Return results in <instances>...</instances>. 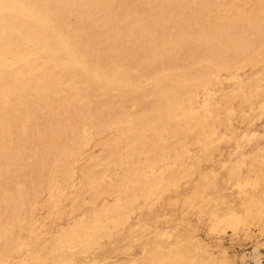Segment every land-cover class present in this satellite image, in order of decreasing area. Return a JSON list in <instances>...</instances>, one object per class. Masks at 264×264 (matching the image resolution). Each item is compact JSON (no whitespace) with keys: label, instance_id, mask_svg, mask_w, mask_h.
Returning <instances> with one entry per match:
<instances>
[{"label":"rangeland","instance_id":"374dc122","mask_svg":"<svg viewBox=\"0 0 264 264\" xmlns=\"http://www.w3.org/2000/svg\"><path fill=\"white\" fill-rule=\"evenodd\" d=\"M131 1H133V3H132V6H131V9H132V12H131V14H134V17H133V20H135L136 19V21L138 20L139 22H141L140 23V26L142 27V26H144V25H146V24H148V23H153L155 20H156V18H158L157 16H156V13H158L159 15L158 16H160L157 20H159L160 21V23H157V25L155 24L154 26L156 27V26H158V28L156 29L155 28V30L157 31L158 29H160V27H163V28H165L167 31H169L168 32V37L166 36L165 38H160V37H158V36H156L154 39H153V41L152 42H148L147 41V44H145L146 43V41H144V38L141 36V34L138 32V31H136L135 33H134V35H132L131 37H124V40H123V44H124V46H123V48L121 49V50H119V52H115V54L112 56V57H109L108 55H107V53H106V48L103 46V44H102V48H101V46H100V48H99V41H98V33H94V35H96L97 37H95V36H89V34L88 33H91L90 32V29H88V27H86V25H85V22H86V20H85V18H82L80 15H78V14H76V13H74V12H70V10H68V9H65V10H68L69 12L68 13H70V14H68L69 16L67 17V19H68V22H67V25H69V26H67V32L68 33H70V30H71V33L70 34H73L75 37H79L80 39V41L81 42H85V40L87 41V42H85V43H87L86 45H88V43H90L89 45H88V48H90V52L91 53H93V54H96V52H97V54L98 55H101L102 56V58H101V56L99 57L97 54V56H95V58H93L94 57V55L93 56H91L92 57V61H97L98 62V67H99V69H101V71L103 70L104 72H106V71H108V72H110L111 70V68H113V67H115V68H119V73L121 74V72H122V78H120L119 80H117V82H115V84H110V87L109 86H106V85H103V84H98V83H94V84H91V89H90V93H89V95H90V100H88V101H86L85 100V97L84 96H87V92H79V91H77L78 93L77 94H74V90H73V86L74 85H71L70 84V82L69 81H60L59 80V82H61L60 84H57L56 82H54V85H56V86H58V90H56V88L53 86V88H52V90H50V91H48V90H46L45 91V89L43 88V85L41 86V84H39L37 87H35L36 88V92L37 93H39V92H42V93H44L43 95H44V101L42 102V101H37L36 100V92L35 91H33L32 93L30 92L29 94H28V98H26V99H28V100H26V103L29 105V108L31 109V110H33V107L32 106H34L35 104H40L41 105V107L42 108H44V109H53L54 110V113L52 114V111H51V113L49 112V111H47V114L49 113V115H51L52 116V118H54V120L51 118V121H49V122H51V123H53L54 121H55V118H56V116H57V118H56V121L58 122V120H59V122L58 123H60L61 125H62V123L64 122V125L62 126L64 129H65V127H66V125L67 126H69V125H71V126H74L75 128H76V130H75V132L76 133H78V134H76L75 132V134H76V136L74 135V136H68L66 139H68V138H71L69 141L67 140V143L66 142H61L62 143V148L64 147L65 148V150H62L61 151V156L60 155H53V156H51V155H47L46 156V160H44L45 162H44V167L42 168V170H44L43 172H40V173H37V174H34L33 172H32V170H31V172H30V166H31V162H25V164L23 165V169H24V172L23 173H25V174H23V177L21 178V179H19V188H15V183H13L15 180H16V178H15V171H16V168L18 167V157H17V155L15 154V151L13 152V148L15 147L13 144H12V147H11V145L9 146V148H11L10 150H12V151H10L8 148H6L7 150V152L9 151L10 152V154H11V156H13V158H11V159H9L7 162L5 161V162H3L4 164H3V166H0V171H1V173H0V175H2L3 176V178H2V176L0 177V189H5V191H7V195L8 194H10V193H13L14 191H18V189H19V194L21 195V196H24L25 195V197L24 198H22L21 199V201H20V203L21 204H19L18 206H17V208H16V206L15 205H13V203H12V205H11V207H10V205H6V206H2L1 208H0V226L1 227H4V226H6L8 223L10 224L11 222L13 223V224H11V226H10V229H11V227L14 229V231H13V233H11V232H9V233H7V234H5L6 236H4V241H2V242H0L1 244H0V256H2L3 254V257H6L5 259L6 260H4L3 261V264H59V262H60V260L63 262V261H65V262H63V264L65 263V264H85L86 263V261H91V264H131V263H133L132 262V260H135V261H137V262H135V263H133V264H152V262H154L153 264H155V263H157V264H198V262H199V260L201 259V257L202 258H208V260H209V264H264V105H262V103L264 104V92H263V88H264V64H263V60H264V58H262V57H264V0L262 1V0H247V2H246V0H241L242 2H240V0H214V2H212L213 0H209V2H208V0H179L178 1V3L177 4H179V5H177L175 8H174V10H173V12H174V14H175V17H176V19L175 18H172L171 20H170V15H173V13L171 12L170 13V10H168L169 8H168V1L166 0H127L126 1V3L127 2H131ZM135 1V2H134ZM163 1H164V3H163ZM193 1V2H192ZM197 3H196V2ZM203 3H202V2ZM207 1V2H206ZM251 1V2H250ZM252 1H254V2H252ZM152 2H153V4L154 5H152ZM160 2H162V4L160 3ZM180 2V3H179ZM190 2V3H189ZM199 2V3H198ZM210 2H212V3H214V4H211ZM260 2H261V4H260ZM146 5H145V4ZM186 3V4H185ZM188 3V4H187ZM192 3H194V4H192ZM210 4V6H212V5H214V6H212V7H210L209 5H207V4ZM221 3V4H220ZM224 3V4H223ZM138 6H137V5ZM141 4V5H140ZM198 4V5H197ZM202 4V5H201ZM205 4V5H204ZM218 4H219V6H218ZM246 4H248V5H246ZM148 5V6H147ZM151 5V6H150ZM187 5V6H186ZM191 5V6H190ZM194 5V6H193ZM242 5V7H241V10H239L240 9V6ZM246 5V6H245ZM252 5H253V7H252ZM260 5V6H259ZM114 6V7H113ZM113 6H112V8H113V14H116V15H119V14H123V12H125L124 11V9H125V5L122 3V5H121V3L118 1V0H114V4H113ZM141 6V7H140ZM146 6V7H145ZM161 6V7H160ZM185 6H186V8H185ZM205 6V7H204ZM221 6H223V7H221ZM259 6V7H258ZM117 7V8H116ZM143 7V8H142ZM193 7H195V8H193ZM196 7H198V8H196ZM203 7H204V9H203ZM215 7V8H214ZM250 7H252V8H250ZM114 8H115V10H114ZM135 8H136V10H135ZM152 8V9H151ZM155 8V9H154ZM180 8V9H179ZM210 8H212V9H210ZM219 10H217V9ZM243 8H245L246 10H244ZM153 9H154V11H153ZM160 9L163 11H161V13H160ZM177 9V10H176ZM186 9V10H185ZM216 9V10H215ZM256 11H255V10ZM64 10V11H65ZM120 10V11H119ZM145 10V11H144ZM247 10H248V13H246L247 12ZM261 10H263L262 12H261ZM218 11V12H217ZM238 11L240 12H242V11H245L244 13L242 12H240V13H238ZM145 12V13H144ZM169 12V13H168ZM180 12V13H179ZM195 13L196 12V15L195 14H193L192 15V13ZM215 12V13H214ZM217 12V13H216ZM224 12V13H223ZM250 12H252V13H250ZM254 12V13H253ZM140 13V14H139ZM152 13V14H151ZM183 13V14H182ZM199 13V14H198ZM212 13V14H211ZM223 13V14H222ZM236 13V14H235ZM240 14V16L238 17V14ZM251 15H250V14ZM73 14V15H72ZM138 14V15H137ZM142 14V15H141ZM164 15V14H166L165 16H164V18H162L163 16L162 15ZM179 14V16H177ZM180 14H182V15H180ZM208 14V15H207ZM211 14V15H210ZM234 14V15H233ZM248 14V15H247ZM254 14H256V15H254ZM71 15V16H70ZM77 15V16H76ZM127 15V14H126ZM139 17L138 19H137V17ZM144 15V16H143ZM186 17H185V16ZM227 17H226V16ZM262 15H263V17H262ZM75 16H76V18H75ZM123 16H124V18H129L128 16H125L124 14H123ZM148 16V17H147ZM154 16H155V18H154ZM188 16V17H187ZM189 16H191V17H189ZM207 16H208V18H207ZM231 16V17H230ZM243 16V17H242ZM245 16H247V17H245ZM254 16V17H253ZM77 17H79V18H77ZM144 19H143V18ZM184 17V18H183ZM196 17V18H195ZM212 17V18H211ZM222 17H223V19H222ZM225 17V18H224ZM230 17V18H229ZM242 17V18H241ZM248 17H250V18H248ZM82 18V19H81ZM123 18V19H124ZM165 18H166V20L168 19V23H166L167 21H165ZM191 18V19H190ZM240 18V19H239ZM245 18V19H244ZM253 18V19H252ZM80 19V20H79ZM84 19V23H82V20ZM162 19H164V20H162ZM181 19H183V21H181ZM195 19V20H194ZM200 19H202L201 21H200ZM205 19V20H204ZM210 19V20H209ZM216 19H217V21H216ZM220 19V20H219ZM236 19H239V21H237ZM242 19L243 20H245V21H242ZM170 20V21H169ZM221 20H225V21H221ZM125 21H128V20H125ZM137 21V22H138ZM145 21V22H144ZM175 21V22H174ZM180 21V22H179ZM195 21V22H194ZM199 21V22H198ZM211 21L212 22H214V23H211ZM216 21V22H215ZM231 21V22H230ZM234 21V22H233ZM236 21V22H235ZM178 24H177V23ZM188 22H189V24H188ZM191 22V23H190ZM201 22H202V26H201ZM209 22H210V24H209ZM224 22V23H223ZM242 22V23H241ZM252 22H254V23H252ZM81 23V24H80ZM102 23V22H101ZM145 23V24H144ZM164 23V24H163ZM172 23H175L176 25H174V24H172ZM182 23V24H181ZM207 23V24H206ZM219 23H221V24H219ZM222 23H223V25H222ZM226 23H228V24H226ZM238 23V24H237ZM246 23V24H245ZM251 23H252V26H251ZM77 24V25H76ZM142 24V25H141ZM160 24V25H159ZM162 24V25H161ZM166 24V25H165ZM185 24V25H184ZM193 24V25H192ZM199 24V25H198ZM203 24H205V25H203ZM213 24V25H212ZM230 24H232V26H229ZM254 24V25H253ZM256 24V25H255ZM102 26H101V29H104L103 27V24H101ZM174 25V26H173ZM190 25V26H189ZM192 25V26H191ZM195 25V26H194ZM208 25V27H206ZM211 25V26H210ZM217 25V26H216ZM219 25H220V27H219ZM222 25V26H221ZM228 25V26H227ZM243 25V26H242ZM259 25V26H258ZM72 26H73V28H72ZM85 26V27H84ZM167 26V27H166ZM185 26V27H184ZM189 26V27H188ZM197 26V27H196ZM200 26V27H199ZM205 27V30L203 29L204 27ZM234 26V27H233ZM240 26H242V27H240ZM246 26V28H243V27H245ZM250 26V27H249ZM80 27H81V29L83 30V31H81V30H79L80 29ZM175 27V29H173ZM191 27H192V29H191ZM195 27V28H194ZM223 27V28H222ZM252 27V28H251ZM172 28V29H171ZM198 28H200V29H198ZM226 28L227 29H229V30H227L226 31ZM248 28H250L251 29V33H250V29H248ZM70 29V30H69ZM73 29H75V31H73ZM88 29V30H87ZM169 29V30H168ZM181 29V30H180ZM191 29V30H190ZM194 29V30H193ZM203 29V30H202ZM210 29V30H209ZM213 29V30H212ZM224 29H225V31H224ZM239 29V30H238ZM88 32H87V31ZM170 30L172 31V32H170ZM183 30V31H182ZM188 30H190V32H188ZM211 30H212V32H211ZM216 30V32H214ZM220 30V31H219ZM231 30V31H230ZM232 30H233V32H232ZM241 30H244L245 32H243V31H241ZM260 30V31H259ZM86 31V32H85ZM155 31V32H156ZM181 31V32H180ZM187 31V32H186ZM198 31V32H197ZM205 31H208V32H205ZM228 31H229V33H228ZM247 31V32H246ZM253 31H256V32H254L253 33ZM76 32L78 33V34H76ZM80 32H82V33H80ZM178 32V33H177ZM193 32V33H192ZM218 32V34H216ZM221 32H224V34L222 35V33ZM249 32V33H248ZM174 33H175V35H174ZM180 33H181V36H180ZM183 33H185L184 35H183ZM220 33V34H219ZM236 33V34H235ZM244 33H245V35H244ZM257 33V34H256ZM262 34V35H259V34ZM85 34H86V36H85ZM87 34H88V36L89 37H87ZM137 34V35H136ZM140 34V35H139ZM157 34H159V31L157 32ZM170 34H171V36H170ZM173 34V35H172ZM193 35V36H191V35ZM213 34V36H211ZM230 34H232V35H230ZM257 35V37H256V35ZM195 35H197V37H199V35H200V37L199 38H201V39H199L198 40V38L195 36ZM217 35H219V36H217ZM221 35V36H220ZM241 37H239V36ZM243 35V36H242ZM136 36V37H135ZM138 36V37H137ZM176 36V37H175ZM178 36V37H177ZM184 36V37H183ZM187 36V37H186ZM209 36V37H208ZM217 36V37H216ZM246 36V37H245ZM250 36H252V37H250ZM82 37V38H81ZM134 37V38H133ZM170 37V39H168ZM180 37H182V39L180 38ZM186 37V38H185ZM191 37V39H192V41H191V39H189ZM206 37V38H205ZM218 37H219V39H218ZM230 37H232V38H230ZM237 37V38H236ZM238 37L240 38V39H238ZM254 37H256V38H254ZM260 37V38H259ZM263 37V38H262ZM90 38V39H89ZM93 38H95V39H93ZM129 38V39H128ZM157 38V39H156ZM168 40H167V39ZM194 38V39H193ZM225 38V39H224ZM235 38V39H234ZM245 38V39H244ZM253 38H254V40H256V41H251V39L253 40ZM128 39V40H127ZM132 39V40H131ZM142 39H143V41H142ZM177 39H181V43L184 45V44H186V45H184V46H182V44H181V46H180V44H179V46L177 45V42L179 43L180 41L179 40H177ZM205 39H207V40H205ZM213 39H215L216 41H214ZM221 39V40H220ZM249 39V40H248ZM157 40V41H156ZM183 40H185L184 42H182ZM195 40V41H194ZM213 41V43H212V41ZM233 40H235L234 42L235 43H233ZM260 41L259 43L257 42V41ZM89 41H92V42H94V43H92V42H89ZM130 41V42H129ZM135 41V42H134ZM163 41V42H162ZM209 41V42H208ZM220 41V44L218 43V42ZM223 41V42H222ZM225 41H226V43H225ZM139 42V43H138ZM162 42V43H161ZM166 42H167V45L169 46V48H166L167 46H166ZM215 42V43H214ZM229 42H230V45H229ZM263 42V43H262ZM126 43H128V44H130V45H128V44H126ZM132 43V44H131ZM144 43V44H143ZM158 43V44H157ZM189 43H190V45H189ZM204 43H206V44H204ZM217 43V44H216ZM221 43H223L224 44V49H222L223 47V44H221ZM253 43V44H252ZM98 44V45H97ZM152 46H151V45ZM163 44V45H162ZM217 46H216V45ZM250 44V45H249ZM256 44H258L259 45V47H258V45H256ZM55 45H57V44H55ZM77 43L75 42V47H77ZM92 45H94V46H92ZM142 45H144V46H142ZM145 45H147V46H145ZM149 45V46H148ZM155 47H154V46ZM228 45L229 46H231V47H228ZM237 45V46H236ZM243 45V46H242ZM254 45V46H253ZM263 45V46H262ZM59 45H57V46H55V47H57L56 48V53H60V51H58L57 52V50H60L59 49V47H58ZM90 46V47H89ZM98 46V47H97ZM130 46V47H129ZM140 48H139V47ZM158 46V47H157ZM160 46V47H159ZM161 46H162V49H161ZM170 46H172V47H170ZM173 46H175L176 47V49L173 47ZM178 46V47H177ZM225 46H227V48H230L231 50H230V52H229V49H226V47ZM256 46V47H255ZM262 46V47H261ZM94 47V48H93ZM142 47V48H141ZM187 47V48H186ZM199 47V48H198ZM211 47V48H210ZM220 47V48H219ZM249 47V48H248ZM260 47H261V49H260ZM94 50H93V49ZM135 48V49H134ZM136 48H137V50H136ZM147 48V49H146ZM151 49L149 52H148V49ZM164 48H166V49H164ZM171 48H173L174 50H172ZM185 48V49H184ZM189 48V49H188ZM204 48V49H203ZM236 50H235V49ZM239 48V49H238ZM246 50H245V49ZM97 51H96V50ZM103 49H104V51H103ZM134 49V50H133ZM138 49H139V51H138ZM142 49V50H141ZM145 49V50H144ZM153 49V50H152ZM155 49V50H154ZM159 49V50H158ZM161 49V50H160ZM170 50L169 52H168V50ZM178 49H180V50H178ZM181 49H182V51H181ZM194 49V50H193ZM196 49V50H195ZM208 49H210V50H208ZM249 49V50H248ZM75 51V53L76 54H80V51H81V49H80V47H79V45H78V47L76 48V49H74ZM77 50V51H76ZM92 50H93V52H92ZM126 50V51H125ZM130 50V51H129ZM136 50V51H135ZM143 50H144V52H143ZM159 52H158V51ZM163 50V51H162ZM187 50V51H186ZM234 50V52H232ZM250 50H251V52H250ZM259 50V51H258ZM261 50V51H260ZM262 50H263V52H262ZM101 51V52H100ZM121 51H123V53L121 52ZM138 51V52H137ZM197 51V52H196ZM209 51V52H208ZM212 53H211V52ZM216 51V52H215ZM226 51V52H225ZM240 51V52H239ZM247 51V52H246ZM253 51V52H252ZM255 51H257V53L255 52ZM78 52V53H77ZM128 52V53H127ZM134 52H135V54H134ZM147 52H148V54H147ZM152 52V53H151ZM161 52V53H160ZM164 54H163V53ZM185 52V53H184ZM188 52V53H187ZM194 52V53H193ZM200 54H199V53ZM206 52V53H205ZM211 55H209L208 53ZM214 52V53H213ZM104 53H106L105 55H104ZM159 53V54H158ZM168 53V54H167ZM173 53V55L171 56V54ZM176 53V54H175ZM178 53H180V54H178ZM196 53V54H195ZM220 53V54H219ZM235 53H238L237 55L235 54ZM240 53H241V55H240ZM62 56H63V59L64 60H66V55H64L63 53H60ZM119 54H120V56H119ZM123 54V55H122ZM129 56H128V55ZM144 54L146 55V56H144ZM150 54V55H149ZM165 54H166V56H165ZM178 54V55H177ZM184 54V55H183ZM189 55V56H187V55ZM213 54V55H212ZM217 54H219V55H217ZM223 54V55H222ZM242 54H244V55H242ZM251 54L253 55V56H251ZM257 54H259V55H257ZM263 56H262V55ZM155 56V57H152V56ZM161 55V58L159 57ZM169 55H170V57H169ZM221 55V56H220ZM228 55V56H227ZM231 57H230V56ZM107 56V57H106ZM119 56V57H118ZM125 56V60H124V62H122L123 60V57ZM127 56V57H126ZM139 56V57H138ZM141 56H143V57H141ZM165 56V57H164ZM175 56H178V57H175ZM181 56V57H180ZM186 56V57H185ZM210 56V57H209ZM215 56H216V58H215ZM222 56H224V57H222ZM257 56H259V57H257ZM107 60H105L104 58ZM109 57V58H108ZM116 57V58H115ZM131 57V58H130ZM172 57H174V58H172ZM207 57H208V59H207ZM212 57V58H211ZM221 57V58H220ZM233 57L235 58V59H233ZM256 57H257V59H256ZM84 59H85V61H87V63H88V59H90L89 57H83ZM110 58H112V59H110ZM116 59V61H114L115 59ZM128 58V59H127ZM140 58V59H139ZM148 58V59H147ZM156 58V59H155ZM177 59V61H175L176 59ZM181 58V59H180ZM215 58V60H213V62H212V59H214ZM257 60H255V59ZM95 59V60H94ZM104 61H106V62H104V64L106 65V67H105V65L103 64V60ZM114 59V60H113ZM143 59V60H142ZM159 59V60H158ZM182 59H183V61H182ZM189 59V60H188ZM198 59V60H197ZM199 59H200V61H199ZM219 59H222V62H221V60H219ZM226 59V60H225ZM228 59V60H227ZM240 59V60H239ZM241 59H246V60H241ZM250 59H251V62H250ZM261 59H262V62L260 63V61H261ZM102 60V61H101ZM111 60V61H110ZM137 60H139V61H137ZM140 60H142V61H140ZM158 60V61H157ZM193 60V61H192ZM195 60V61H194ZM205 60V61H204ZM209 60V61H208ZM217 60V61H216ZM237 60H239V61H237ZM248 60V61H247ZM255 60V61H254ZM114 61V62H113ZM125 61H127V62H125ZM157 61V62H156ZM161 61H163V62H161ZM180 61V62H179ZM196 61H199V63L198 62H196ZM201 61H203V62H201ZM223 61H225V63H223ZM232 61V62H231ZM254 61V62H253ZM259 61V62H258ZM90 62H91V60H90ZM109 62V63H108ZM121 62V63H120ZM152 63V65L150 66L149 65V63ZM154 62H155V64H154ZM182 62V63H181ZM210 62V63H209ZM235 62V63H234ZM239 62V63H238ZM249 62V63H248ZM108 63V64H107ZM114 63V64H113ZM122 63H123V66H122ZM125 63V64H124ZM138 63H140V65L138 64ZM145 64V65H143V64ZM147 63H148V65H147ZM161 63H162V65H161ZM163 63H164V65L165 66H163ZM183 63H184V65H183ZM191 63V64H190ZM192 63H194L195 64V66H194V64H192ZM204 63H205V65H204ZM208 63H209V65H208ZM216 63H217V66H216ZM221 63H223L222 64V66L220 65ZM227 63V64H226ZM229 63V64H228ZM233 63V64H232ZM241 63V64H240ZM246 63V64H245ZM168 64H170V65H168ZM182 64V65H181ZM187 64V65H186ZM189 64V65H188ZM211 64V65H210ZM248 64L249 65H251V66H248ZM256 64H258V65H256V67H255V65ZM260 64V65H259ZM71 65V64H70ZM70 65H69V67H70ZM88 66H89V64H87ZM119 65L121 66V67H119ZM136 65V66H135ZM138 65H139V67H138ZM192 65V66H191ZM199 65H202V66H200V67H198ZM230 65V66H229ZM235 66L234 68H232V66ZM118 66V67H117ZM125 66H127L126 68H125ZM177 66V67H176ZM198 67V69H199V71H198V69H197V67ZM208 66V67H207ZM212 66V67H211ZM239 67L240 66V68H237V67ZM245 66V67H244ZM257 66H259V67H257ZM75 67H77V68H75ZM164 67V68H163ZM177 68V69H175V68ZM182 67V68H181ZM191 67V68H190ZM194 67H196V68H194ZM215 67H217L218 68V70L216 69L215 70ZM222 67V68H221ZM231 67V68H230ZM243 67V68H242ZM251 67H255V69H253V68H251ZM46 68V69H45ZM56 68V69H55ZM51 67V66H49V63L48 62H46V64L44 63L43 64V68H42V70L41 71H45L46 73H51V69H53V70H55V71H58V72H60V71H62L61 69V67H59V69H58V67ZM121 68L123 69V70H121ZM135 68V69H134ZM138 68V69H137ZM141 68V69H140ZM160 68V69H159ZM166 68V69H165ZM202 68V69H201ZM208 68V69H207ZM224 68H226V69H224ZM230 68V69H229ZM236 68V69H235ZM245 68V69H244ZM79 69V66H78V64H74V66H73V64H72V66L68 69V71H67V73L69 74V76H73V74H74V76H75V73L77 72V70ZM106 69V70H105ZM133 69L135 70V72L133 71ZM137 69V70H136ZM170 69V70H169ZM172 69H174V70H172ZM196 69V70H195ZM207 69V70H206ZM222 69V70H221ZM234 69V70H233ZM239 69V72H236L237 70ZM110 70V71H109ZM125 70V71H124ZM130 70V71H129ZM157 70V71H156ZM162 70V71H161ZM163 70L164 71H166V73H164L163 75H160V77H159V79L161 80V82L159 81V79H158V83H159V85H158V83L156 84L155 83V81H154V78H155V76L158 74V73H161V72H163ZM180 72H179V71ZM182 70V71H181ZM183 70H185V75H184V71ZM190 70H191V72H190ZM211 70H212V72H211ZM220 70V71H219ZM225 70V71H224ZM231 70V72H229ZM125 73H124V72ZM127 71V72H126ZM137 71V72H136ZM155 71L156 72H158V73H155ZM160 71V72H159ZM203 71H205V72H203ZM209 71V72H208ZM217 73V72H220L218 75L219 76H217V74L215 73V72ZM222 71V72H221ZM242 71V72H241ZM246 71V72H245ZM256 71H258V72H256ZM130 72V73H129ZM180 74H182L183 75V79H182V75H180ZM197 72H198V74H197ZM226 72V73H225ZM236 72V73H235ZM257 74H256V73ZM70 73H72V74H70ZM129 73V74H128ZM191 73V74H190ZM194 73V74H193ZM203 73V74H202ZM230 73H231V75H230ZM239 73V75H238V77H237V74ZM244 73V74H243ZM249 74L248 76H247V74ZM68 74H66V75H68ZM131 74L133 75V76H131ZM175 74H177V75H175ZM193 74V75H192ZM199 76L200 74L203 76H199V78L197 77V75ZM216 74V75H215ZM241 74V75H240ZM245 74H246V76H245ZM254 74V75H253ZM169 77H168V76ZM187 75V76H186ZM188 75H189V77L190 78H188ZM209 75H211L212 76V78H210V79H212V80H210L208 77H211V76H209ZM235 75V76H234ZM253 75V76H252ZM255 75H256V79H255ZM259 75V76H258ZM129 76H130V78H129ZM170 76H171V79H170ZM174 78H173V77ZM181 76V77H180ZM194 76V77H193ZM215 78H214V77ZM223 76V78H222V82H221V78L220 77H222ZM227 76V77H226ZM235 78H234V77ZM241 76V77H240ZM257 76H258V78H259V80H258V78H257ZM42 77H43V75H42ZM166 77V79H164L165 81H166V83L165 82H163L164 80L162 79V78H165ZM176 77H177V79H176ZM182 79V80H184V81H182L180 78ZM195 77H197V78H195ZM205 77L207 78V79H205ZM229 77V78H228ZM243 77V78H242ZM254 77V78H253ZM153 78V79H152ZM218 78V79H217ZM231 78H232V81H231ZM234 78V79H233ZM248 78H250V79H248ZM128 79H130V80H128ZM145 79V80H144ZM151 79V80H150ZM170 79V80H169ZM213 79H215V80H213ZM226 79H228V81L230 80L231 82L229 83ZM236 79V80H235ZM238 79V80H237ZM240 79V80H239ZM244 79H246L247 80V82H248V80H249V82L251 83L252 81H253V79H254V81L250 84L249 82H248V84H246V82H244ZM163 80V81H162ZM172 80V81H171ZM187 80V81H186ZM197 82H196V81ZM199 80H201V81H199ZM208 80V81H207ZM226 80V81H225ZM245 80V81H246ZM258 80V81H257ZM263 80V81H262ZM188 81H191V82H193V83H191L190 84V82H188ZM205 82L206 83V85L204 86V83H201V82ZM214 81V82H213ZM235 81V82H234ZM239 81V82H238ZM261 81V82H260ZM1 82H3V84L6 86V83L4 82V81H1ZM143 82H145V83H143ZM167 82H169V83H167ZM181 82V83H180ZM184 82H186V83H184ZM198 82H200V83H198ZM207 82H210V83H208L207 84ZM215 82H216V84H215ZM225 82V83H224ZM236 82H238V85H236V88L234 87L233 88V86L235 85V84H237ZM243 82H244V84H243ZM257 82V83H256ZM259 82H260V84H259ZM66 83V84H65ZM133 84V86L132 87H128V95H127V97H125L124 99H121V97H119L120 96V91L123 89V88H125L126 89V85H128V84ZM177 83V84H176ZM183 83V84H182ZM189 83V84H188ZM233 83H235V84H233ZM239 83L242 85H239ZM257 85V88L259 89V90H261V92H263V93H261V94H263V95H261L260 93H259V91H258V89L256 88V85ZM261 83H262V85H261ZM67 85V86H65V85ZM80 84V83H79ZM144 84V85H143ZM146 84V85H145ZM163 86V87H161V85ZM170 84V85H169ZM203 87V88H201L200 87V85ZM214 84H215V86H214ZM233 84V85H232ZM259 84V85H258ZM64 85V86H63ZM69 85L71 86V87H69ZM114 85V86H113ZM167 85H169V86H167ZM190 85V86H189ZM194 85H195V88L198 90H195V88H194ZM199 85V86H198ZM210 85V86H209ZM221 85V86H220ZM248 86V88H247V86ZM250 85V86H249ZM78 86V85H77ZM98 86V87H97ZM106 86V87H105ZM144 86V87H143ZM158 86H160L159 88H158ZM166 86V87H165ZM184 86V87H183ZM193 86V87H192ZM197 86V87H196ZM241 86V87H240ZM254 86V88H252ZM20 87V86H19ZM60 87V88H59ZM67 87H69V89L67 88ZM105 87V88H104ZM171 87V88H170ZM199 87V88H198ZM208 87V88H207ZM210 87H212V89L210 88ZM230 87V88H229ZM245 87V88H244ZM250 87V88H249ZM62 88V89H61ZM97 88V93L95 94V91H94V89H96ZM99 88H101V90L99 89ZM108 88H110V89H108ZM112 88H114L113 90H112ZM160 88H162V89H160ZM187 88V89H186ZM201 88V89H200ZM207 90H206V89ZM210 88V89H209ZM220 88V89H219ZM242 88V89H241ZM252 88V89H251ZM261 88V89H260ZM19 89V88H18ZM65 89V90H64ZM105 89V90H104ZM145 89H147V90H145ZM166 89V91H164V90ZM167 89H169V90H167ZM217 89H218V92H217ZM224 89V90H223ZM228 89V90H227ZM230 89V90H229ZM238 89H240V90H238ZM249 89V90H248ZM61 90V91H60ZM91 90H93L92 92H91ZM104 90V91H103ZM106 90H108V91H106ZM114 90H117V91H114ZM142 90L145 92V94H147L148 96H150L149 98H148V96L147 95H145L144 94V92H142ZM159 90L161 91V93L159 92ZM174 90V91H173ZM180 90V91H179ZM190 90H193L194 91V93H193V91H190ZM200 90H202V91H200ZM203 90H204V92H207L206 94L203 92ZM232 90V92H231V94H230V91ZM242 90V91H241ZM250 90H253V92L251 91V92H248V91H250ZM256 90V91H255ZM68 91V92H67ZM71 91V92H70ZM147 91V92H146ZM157 93H156V92ZM167 91H169V95H168V93H167ZM171 91V92H170ZM188 91L190 92V94L192 95V97H191V95H188L187 93H188ZM208 91H209V93L211 94V91H212V94L210 95L209 93H208ZM225 91H227V92H225ZM238 91V92H237ZM58 92H61V93H58ZM64 92H67L66 94L64 93ZM70 92V93H69ZM108 92H110V93H108ZM154 92V93H153ZM198 92V93H197ZM203 92V94L201 95V93ZM222 92V93H221ZM229 92V93H228ZM234 92H236V93H234ZM57 93V94H56ZM87 93V94H86ZM104 94L105 95V97H104V95H102V94ZM162 93H164L163 95V99H162ZM172 93V94H171ZM213 93H216V96H212L213 95ZM219 93V94H218ZM228 93V94H227ZM243 93V94H242ZM245 93H247V95L245 94ZM252 93V95H250ZM257 93V94H256ZM64 94V95H63ZM71 94H73V96L71 95ZM93 94V95H92ZM95 94V95H94ZM99 94V95H98ZM108 94V95H107ZM110 94V95H109ZM160 94V95H159ZM167 94V95H166ZM187 94V95H186ZM194 94H195V97L193 98V96H194ZM199 94V95H198ZM235 94V95H234ZM240 94V95H239ZM249 94V95H248ZM257 95V98H255L256 97V95ZM65 95H67V96H65ZM69 95V96H68ZM74 95H77V97H81L82 98V100H79V98H78V100L79 101H77V98H76V96L74 97ZM82 95V96H81ZM91 95L93 96V98L91 97ZM106 95H107V97H106ZM112 95V96H111ZM114 95V96H113ZM143 95H145L144 97H143ZM155 97H154V96ZM171 95V96H170ZM172 95H178L177 97H179L178 99H177V101H176V103H175V113L176 114H180L179 116H181V117H179L178 115H176V117H174L175 118V120H174V118H172L171 119V116L169 117L170 118V120L168 121V123H166L167 122V115H165V112L164 113H162V114H164L163 115V117L165 118V120L163 119V117L161 116V118H160V115H162V114H160L159 112H160V107L162 106V105H167V101H169L170 100V98L172 97ZM196 95H197V97H196ZM209 97H207V96ZM215 95V94H214ZM231 96V100H230V96ZM236 96V98H234L233 96ZM243 95V96H242ZM260 95V96H259ZM59 96V97H58ZM97 96H98V98L99 99H97ZM103 96V97H102ZM140 96V97H139ZM205 96V97H204ZM210 96H211V98H210ZM222 96H223V98H224V100L222 101L221 99H222ZM240 96V97H239ZM246 96L247 97H250V99L248 98H246ZM253 96H255V97H253ZM263 96V97H262ZM60 97H62L63 99H64V101H62L61 99L62 98H60ZM66 97V98H65ZM69 97V98H68ZM70 97H72V98H70ZM112 97V98H111ZM115 99H114V98ZM142 97H143V99H142ZM157 97V98H156ZM189 97H191V98H189ZM204 97V98H203ZM212 97H213V101H212ZM221 97V98H220ZM228 97V98H227ZM234 99H233V98ZM240 98V100L238 99V98ZM242 97H244V98H246L245 100H243V99H241ZM252 97V98H251ZM260 97H262V98H260ZM74 98V99H73ZM80 98V99H81ZM96 98V99H95ZM146 98V99H145ZM148 98V99H147ZM161 98V99H160ZM168 98V99H167ZM197 98V99H196ZM210 100L211 99V102L208 100V99ZM260 98V99H259ZM65 99H72V100H65ZM136 99V100H135ZM145 99V100H144ZM181 99V100H180ZM191 99H193L192 101H191ZM202 99H204V100H202ZM215 99V100H214ZM216 99H218V100H220V102L218 101V100H216ZM228 99L230 100V101H228ZM233 99V100H232ZM255 99H257V100H255ZM58 100V101H57ZM76 100V101H75ZM83 100H85V101H83ZM93 100V101H92ZM97 100V101H96ZM102 100H103V103L105 104V105H103V103H102ZM105 100H107V101H105ZM119 102H117V101ZM160 100H161V102H160ZM179 100V101H178ZM190 100V101H189ZM200 100V101H199ZM202 100V101H201ZM235 100H236V103H235ZM242 100H243V104L241 105L240 104V107H239V103L240 102H242ZM252 100V101H251ZM60 101V102H59ZM62 101V102H61ZM99 101V102H98ZM136 101H137V103H136ZM164 103H163V102ZM195 101V102H194ZM203 101L204 102H206L207 104H203ZM215 101V102H214ZM226 101V103H224ZM240 101V102H239ZM245 101V102H244ZM253 101H255L254 103H252ZM261 101V102H260ZM263 101V102H262ZM66 102H68V103H70V105H68ZM84 102L86 103L87 102V104H84ZM116 102V103H115ZM155 102V103H154ZM158 104H157V103ZM184 102V103H183ZM201 102H202V104H201ZM208 102H210V103H208ZM248 102V103H247ZM32 103V104H31ZM59 104V106L62 104V106H64V108H62V106H58V105H56V104ZM72 103V104H71ZM84 105H83V104ZM93 103H95V104H93ZM101 103V105L99 106V104ZM140 104V107H139V104ZM145 103V104H144ZM189 103V104H188ZM192 103V104H191ZM223 103V104H222ZM228 103V104H227ZM237 103H238V105H237ZM260 103H261V105L263 106L262 107V109L259 111V110H257V109H260ZM75 104H77V105H75ZM90 104H92V106H90ZM98 104V106H96ZM118 104V105H117ZM160 104V107L158 106ZM181 105V107H182V109H184V110H182V109H180L179 108V106L178 105ZM195 104V105H194ZM198 104V105H197ZM215 104H217V106L215 107ZM249 104V105H248ZM73 105H74V108H73ZM84 107H83V106ZM103 105V106H102ZM106 105H108L107 107H106ZM111 106V108H110V106ZM116 107H114V106ZM136 105V107H134ZM153 105H154V107H153ZM189 105H191V108H190V106ZM197 105V106H196ZM204 106V105H206V106H208V108H206V107H202V106ZM222 105V106H221ZM235 105H236V107L238 106V108H236L235 107ZM255 105V106H254ZM72 106V107H71ZM85 106H87V107H85ZM89 106H90V108H89ZM102 106V107H101ZM113 106V107H112ZM152 106V107H151ZM213 107V108H211V107ZM251 106H253V107H251ZM260 106V107H259ZM32 107V108H31ZM66 107V108H65ZM67 107H69V108H67ZM71 107V108H70ZM76 107V108H75ZM101 107V110L99 109V108ZM103 107H106L105 109L106 110H104V108ZM119 107H122V108H120L119 109ZM126 107H128L127 109H125ZM143 107H145V108H143ZM195 107H197V108H195ZM199 107V108H198ZM231 108V110H232V112H230V113H228L229 111H231L230 110V108ZM244 107V108H243ZM257 107V108H256ZM59 108V109H58ZM72 108H73V110H72ZM84 108H88V110H86V109H84ZM92 108V109H91ZM98 108V109H97ZM109 108H110V110H109ZM115 108V109H114ZM119 110H118V109ZM147 108V109H146ZM150 108H152L151 109V111L150 110H148V109H150ZM153 108H155V109H153ZM157 108H159V110H157ZM200 108H201V110H200ZM204 108H206V109H204ZM244 110H243V109ZM251 108V110H249ZM253 108H255V109H253ZM69 109V110H68ZM80 110L81 112H85V114L87 115L86 116V118L85 119H83V120H79L78 118H77V114H76V112H75V110ZM82 109V110H81ZM94 109V110H93ZM97 109V110H96ZM103 109V110H102ZM115 111H114V110ZM122 109V110H121ZM128 109H131V110H128ZM145 110V113L147 112V113H149L148 115H147V117L149 116V118H147V120H148V122H150V120L152 121V118H153V116H154V118H153V120H157L158 121V118L160 119L158 122L159 123H163V122H165V127L167 128V129H169L170 131H174V133L173 134H171V138L175 135V136H177V137H180V139H182L181 141L182 142H169L170 140H167L168 142H152V143H149V142H128L129 143V145H124V144H118V143H115V142H110V143H112V144H110L109 142H105L104 143V141L106 140V136L108 137L109 136V134H113V133H115L116 132V130L119 128V132L120 131H122V132H120L121 133V135L120 136H124L125 137V135L127 136L126 138H128V139H138V137L140 136V135H142L143 133L142 132H144V131H146L145 130V128L144 127H141L142 128V130L140 129V125H138V124H136V123H133V122H135V121H133V119L135 118V119H137L134 115H136V114H134L133 112H137L138 110ZM199 109V110H198ZM204 109V110H203ZM57 110V111H56ZM63 110V111H62ZM83 110H85V111H83ZM90 110V111H89ZM91 110H92V113H91ZM112 110V111H111ZM118 110V111H117ZM125 110V111H124ZM128 110V111H127ZM134 110V111H133ZM136 110V111H135ZM147 110V111H146ZM156 110L157 111H159L158 113L160 114H158L157 112H156ZM162 110V109H161ZM195 110V112H193ZM211 110V111H210ZM224 110H226L227 111V114H226V111H224ZM229 110V111H228ZM242 111V113H241V111ZM57 113H56V112ZM74 111V112H73ZM96 111V112H95ZM97 111H99V112H97ZM106 111V112H105ZM114 111V112H113ZM117 111V112H116ZM127 111V112H126ZM131 111H132V113H131ZM181 111H183L182 113H181ZM184 111H186V112H184ZM188 111V112H187ZM206 111V112H205ZM208 111V112H207ZM252 111H255V114L257 113V115L256 116H258V117H256L255 116V114L252 112ZM61 112H62V114H63V112L65 113V115H67V119L64 121V120H62V115H61ZM70 112H72V113H70ZM87 112H89L88 114H87ZM100 112H104V113H100ZM123 112V113H122ZM152 112V113H151ZM153 112H156V113H153ZM178 112V113H177ZM197 112V113H196ZM199 112H200V115L201 116H199ZM201 112H202V114H201ZM204 112V113H203ZM223 112V113H222ZM236 113V116H235V113ZM245 112V113H244ZM56 113V114H55ZM60 113V114H59ZM69 113H70V115H71V117L69 116ZM95 113H98V116H96V114ZM106 113H108V114H106ZM115 113H117L116 114V116H115ZM119 113V114H118ZM127 113H128V116H127ZM129 113H130V115H129ZM146 113V114H147ZM185 113L187 114V115H189V116H187V115H185ZM191 113H192V116H191ZM195 113V114H194ZM208 113H210V114H208ZM241 113V114H240ZM254 114V117H253V114ZM59 114V115H58ZM73 114H74V116H73ZM101 114V115H100ZM107 115V117L105 116V115ZM110 114V115H109ZM113 114V115H112ZM121 114V115H120ZM126 114V115H125ZM193 114H194V117H193ZM197 114V115H196ZM217 114V115H216ZM222 114H223V116H222ZM225 114V115H224ZM229 114V115H228ZM232 114V115H231ZM237 114H239V115H237ZM246 114V115H245ZM56 115V116H55ZM64 115V114H63ZM89 115V116H88ZM95 117H94V116ZM112 115V116H111ZM133 116V118H132V116ZM153 115V116H152ZM159 115V117L158 118H155V117H157ZM203 115V116H202ZM208 115V116H207ZM227 115V116H226ZM242 115V116H241ZM248 115H250V116H248ZM62 116V117H61ZM101 116H103V118L101 117ZM123 118H122V117ZM183 116V117H182ZM184 116H186V118H187V120L188 119H190L188 122L190 123V125H189V123L187 122V121H185V118H184ZM191 116V117H190ZM198 116L199 117H202V120H200L199 121V119H198ZM206 116V118H204ZM210 116V117H209ZM225 116V117H224ZM247 116V118H245ZM33 117V116H32ZM32 117H30L29 118V120L27 119V123L29 122V121H31V120H33V118L35 119V120H33V121H31V123H30V125H31V128L34 126V124L35 125H38V124H42V122L43 121H45V122H47V123H45V126L43 125L42 126V134L41 135H43L42 136V138L41 139H43V138H45V140L46 139H48L49 137H50V129H49V125H48V121L46 120V119H44V118H42V116L41 115H38V117L37 116H34L33 118ZM61 119H60V118ZM70 117V118H69ZM97 117V118H96ZM112 117V118H111ZM130 117V118H129ZM152 117V118H151ZM189 117V118H188ZM196 117V118H195ZM220 117V118H219ZM222 117H223V120H225V121H220L221 119H222ZM231 117H232V120H231ZM235 117V118H234ZM241 117L243 118V121H241L242 119H241ZM249 117H251V118H249ZM32 118V119H31ZM77 118V119H76ZM89 118V119H88ZM92 118V119H91ZM105 118V119H104ZM107 118V119H106ZM109 118H111L113 121L114 120H116L117 118V121H112V120H110ZM125 118V119H124ZM127 118V119H126ZM178 118H181L180 119V121H179V119ZM215 118V119H214ZM240 118V119H239ZM245 118V119H244ZM40 121H42V122H39V120ZM92 120V122L91 121H88V120ZM95 121H94V120ZM123 119V120H127V121H125L126 123L127 122H132V123H124V121L121 120ZM130 119V120H129ZM132 119V120H131ZM161 119H162V121H161ZM178 119V120H177ZM206 119V120H205ZM228 119V120H227ZM237 119V120H236ZM256 119V120H255ZM63 122H62V121ZM75 120H77V121H75ZM97 120H98V122H97ZM102 122H101V121ZM107 120H108V122H107ZM155 120V121H156ZM196 120H197V122H198V124H200V125H198L197 124V122H196ZM204 120V121H203ZM216 120V121H215ZM218 120L220 121V122H218ZM55 121V122H56ZM79 121V122H78ZM82 121V122H81ZM89 123H88V122ZM95 123H94V122ZM154 121V122H155ZM156 121V122H157ZM161 121V122H160ZM172 121H174V122H172ZM175 121H176V123H175ZM185 121V123H182V122H184ZM208 121V122H207ZM211 121H212V124H211ZM248 121V122H247ZM250 121V122H249ZM255 121V122H254ZM34 122V123H33ZM38 124H37V123ZM73 122V123H72ZM76 122V123H75ZM81 122V123H80ZM87 123V125H86V123ZM97 122V123H96ZM118 122V123H117ZM121 122V123H120ZM126 125H124L123 123ZM155 122V123H156ZM158 122H157V124H158ZM188 124H187V123ZM203 122V123H202ZM215 122V123H214ZM221 122L223 123V124H221ZM228 123L227 125H229L228 127H227V125L225 126V123ZM233 122V123H232ZM235 122V123H234ZM236 122H238V123H236ZM254 122V123H253ZM29 123H28V125H29ZM79 123V124H78ZM191 123H194V124H191ZM218 123H220V125H218ZM240 123H243V124H240ZM253 123V124H252ZM48 126H47V125ZM77 124H78V128H77ZM95 124H100L99 126H97V125H95ZM114 124H115V126H114ZM120 125V126H118V125ZM132 126H131V125ZM157 124L155 125V127L157 126ZM164 124V123H163ZM168 124V125H167ZM174 124V125H173ZM176 124H178L177 125V130L176 129H172V128H174V126L176 125ZM181 124V125H180ZM198 126H197V125ZM209 124V125H208ZM214 124L216 125V126H214ZM230 124H231V126H230ZM252 124V125H251ZM30 125H29V127H30ZM80 125V126H79ZM93 125V126H92ZM103 125V126H102ZM105 125V126H104ZM129 125V126H128ZM173 125V126H172ZM207 125V126H206ZM235 125V128H236V126H237V128H236V130H235V128L233 127ZM248 125H250L251 127H249ZM114 126V128L112 129V127ZM124 126V127H123ZM138 126V130H137V128L136 127ZM191 126H194V129L192 128V130L190 129V127ZM197 126V127H196ZM203 128H201V127ZM211 126V128H209V127ZM214 126V127H213ZM81 127H83V128H81ZM85 127V128H84ZM92 127V128H91ZM100 129H99V128ZM102 127H104V128H102ZM108 128V130L106 129V128ZM121 127H123L122 128V130H121ZM132 127V129H130ZM169 127H171V128H169ZM184 127H186V129L184 128ZM188 127V128H187ZM199 127V128H198ZM222 127H225V128H222ZM245 127H246V129H245ZM256 127V128H255ZM87 128V129H86ZM115 128H116V130H115ZM125 128L127 129V130H125ZM129 128V129H128ZM135 130H134V129ZM201 128V129H200ZM207 128V129H206ZM215 128V129H214ZM230 128H232V129H230ZM247 128H248V131L246 132V130H247ZM260 128V129H259ZM44 129V130H43ZM45 129H48L49 131L47 132V130L45 131ZM82 129V130H81ZM101 129H103V130H101ZM106 131H105V130ZM110 129V130H109ZM125 131H124V130ZM140 129V130H139ZM155 129H158V128H155ZM184 129V130H183ZM197 129V130H196ZM213 130V132H211V130ZM230 129V130H229ZM242 129V130H241ZM251 129V130H250ZM90 130H91V132H90ZM100 130V131H99ZM131 131V132H129V131ZM132 130L134 131V132H132ZM188 130V131H187ZM194 131V130H196L194 133L193 132H191V131ZM202 130V131H201ZM218 130V131H217ZM226 130H228V131H226ZM239 130V131H238ZM96 131H97V134H96ZM104 131V134H102L101 132H103ZM108 131V132H107ZM117 131V133L118 134H120L119 132ZM127 131H128V133H130V134H128L127 133ZM136 131V132H135ZM138 131V132H137ZM181 131H182V133H181ZM185 131V132H184ZM215 131H216V133H215ZM221 131H223V132H221ZM231 131V132H230ZM237 131L239 132L238 133V135H237ZM244 131V132H243ZM127 134H126V133ZM169 132V131H168ZM191 132V133H190ZM203 132H205L204 133V135L201 137V136H197L196 137V135L199 133L200 135L201 134H203ZM208 132L210 133V134H208ZM230 132V133H229ZM234 132V133H233ZM236 132V133H235ZM44 133L46 134V136L44 135ZM48 133V134H47ZM65 133L67 134V135H70L71 134V132H68V131H65ZM70 133V134H69ZM84 133V134H83ZM94 133V134H93ZM177 133V134H176ZM180 133V134H179ZM186 133V134H185ZM189 133H190V135H189ZM212 133V134H211ZM222 134V136H221V134ZM254 133H255V135H254ZM81 134V135H80ZM137 135V134H139V135H137V136H135V135ZM184 134V135H183ZM198 134V135H199ZM208 134V135H207ZM215 134V135H214ZM217 134H219L220 135V137H218V139L220 138V140H221V138H222V140H221V143L220 142H218V139H216L217 138ZM223 134L224 135H226V136H228V138L226 139L225 137L226 136H224L223 137ZM228 134V135H227ZM234 134H236V135H234ZM241 134H244V135H242V139H241ZM86 135V136H85ZM100 135V136H99ZM134 135V136H133ZM211 135V136H210ZM218 135V136H219ZM229 135H230V137H232V138H230L229 137ZM48 136V137H47ZM79 136H82V137H79ZM88 136V137H87ZM181 136H183L182 138H181ZM210 136V137H209ZM234 136V137H233ZM237 136H238V138H237ZM247 136V137H246ZM254 136V137H253ZM41 136H39V137H36L35 136V138H33V139H36L33 143L35 144V145H33V146H36V145H38L39 143L41 144V141H43V140H39V138H40ZM73 137V138H72ZM76 137V139H78V141H79V143L77 142V140L76 139H74ZM78 137V138H77ZM89 137H90V139H89ZM207 137V138H206ZM212 137V138H211ZM238 139H236V138ZM81 138L83 139V140H81ZM95 138V139H94ZM100 138H102V141H101V139ZM186 138V139H185ZM203 138V139H202ZM215 138V139H214ZM233 138H234V140H233ZM73 139V140H72ZM92 139V140H91ZM205 139H206V141H207V143H204L205 142ZM212 139L214 140L213 142H212ZM226 140V142H222V141H224V140ZM229 139H230V141H229ZM246 139H248V140H246ZM198 140H199V145L200 146H198ZM202 140H203V142H202ZM211 140V141H210ZM219 140V141H220ZM232 140V141H231ZM241 140V142H240V144H239V141ZM74 141V142H73ZM85 141H86V144L88 145L87 146V149H86V146H85ZM90 141V142H89ZM101 141V142H100ZM197 141V142H196ZM203 143V145H202V143ZM236 141H238L237 143L239 144H237V143H235ZM243 141V142H242ZM11 142H15V141H11ZM27 142V141H26ZM69 142V143H68ZM80 142L82 143L81 145H80ZM84 142V143H83ZM98 142H100V143H98ZM103 142V144H101ZM210 142V143H209ZM247 144H246V143ZM37 143V144H36ZM134 143V144H133ZM146 143V144H145ZM178 143H179V145H178ZM186 143V144H185ZM189 143V144H188ZM197 143V144H196ZM201 143V144H200ZM216 143V145L218 144L219 146H215L214 144ZM249 143V144H248ZM66 144H67V146L69 147V149H68V147L66 146ZM84 144V145H83ZM96 144H97V146H96ZM109 144V145H108ZM117 144V145H116ZM158 144V146L159 147H156V145ZM207 144V147L205 146V145ZM228 144V145H227ZM238 145V146H236V145ZM242 144H244V146L242 145ZM44 145H46V144H44ZM77 145H78V147H77ZM106 145H108V146H106ZM135 145V146H134ZM162 145H165V147L164 146H162ZM177 145V146H176ZM186 146L185 148H184V146ZM227 145V146H226ZM231 145V146H230ZM233 145V146H232ZM249 145V146H248ZM43 146V145H42ZM59 146H61L60 144H59ZM83 146V147H82ZM84 146H85V148H84ZM99 146V147H98ZM104 146V147H103ZM106 146V147H105ZM110 146V147H109ZM122 146V147H121ZM130 146V147H129ZM189 146H190V148H189ZM213 146V147H212ZM224 146V147H223ZM245 146H248V148L247 147H245ZM72 147V148H71ZM76 148V149H73V148ZM90 147V148H89ZM97 147V148H96ZM109 147V148H108ZM114 147V148H113ZM116 147L117 148H119V149H116ZM126 147H127V149H129V150H127L126 149ZM136 147V148H135ZM169 147V148H168ZM183 147V148H182ZM218 149H217V148ZM226 147V148H225ZM230 147V148H229ZM239 147L241 148L240 149V151H239ZM243 147H245V148H243ZM63 148V149H64ZM93 148V149H92ZM102 148H103V150H102ZM124 148H125V150H124ZM157 148V149H156ZM175 148H177V149H175ZM180 148H182V149H180ZM204 149V151H203V149ZM207 148V149H206ZM211 148V150H209V151H211V152H209L208 151V149H210ZM220 148V149H219ZM228 148V150H226ZM231 148H232V150H231ZM106 149V150H105ZM110 149H114V150H110ZM158 149H159V151H158ZM163 149V150H162ZM166 149V150H165ZM173 149V150H172ZM174 149H175V151H174ZM201 149V150H200ZM214 149H215V151H214ZM231 151H230V150ZM236 149V150H235ZM244 149H245V152H244ZM14 150H16V149H14ZM71 150V151H70ZM91 150V151H90ZM99 150H100V153H99ZM190 150V151H189ZM208 151L207 153L208 154H206V152L205 151ZM221 150V151H220ZM235 152H234V151ZM243 150V151H242ZM74 151V152H73ZM86 151V152H85ZM88 151H89V153H88ZM105 151H106V153H105ZM110 151H111V153H110ZM121 151V152H120ZM170 151V152H169ZM177 151V152H176ZM63 152H65V153H63ZM67 152H68V154H70L69 156H68V154H67ZM79 152V153H78ZM103 154H102V153ZM114 154H113V153ZM131 152V153H130ZM143 152V153H142ZM175 152H176V154H175ZM189 152V154H187ZM192 154H191V153ZM206 154L205 156H204V153ZM213 152V154H211ZM217 154H216V153ZM220 152V153H219ZM221 152H223V153H221ZM239 152V153H238ZM243 152H244V154H243ZM18 153V152H17ZM81 153V154H80ZM85 153H87V155L85 154ZM93 154V156L92 155H90V154ZM105 153V154H104ZM119 153H120V155H119ZM145 153H148V156H146L145 158H143L144 160H145V162L147 161V163L151 166V165H153L152 167H153V169H152V167H150V170H149V174H147L148 176H146V178H145V175H144V173H142L141 175L140 174H138V175H135L134 174V166L135 167H137V165H136V163L138 164V165H141V161L143 160L142 159V155H145ZM163 153V154H162ZM181 153L183 154V155H181ZM194 153L196 154V155H194ZM200 153V154H199ZM238 153V156L236 155ZM84 154V155H83ZM89 154V155H88ZM102 155L101 156V158H102V160H100V162H98L99 161V159H101V158H99L100 156H95V155ZM127 154H129V155H127ZM166 154H167V156H169L168 158L169 159H167V157H166ZM187 154V157L186 156H184V155H186ZM197 154H199L200 156H204L202 159H200L199 157V155H197ZM203 154V155H202ZM209 154H211V155H209ZM222 155V156H220V155ZM227 154V156H225ZM230 154V155H229ZM66 155H67V157H66ZM74 155H75V157H74ZM79 155V156H78ZM110 155V156H109ZM131 155H133V156H131ZM165 155V156H164ZM175 155V156H174ZM176 155H178V156H176ZM182 157H181V156ZM244 155H245V157H244ZM16 156V157H15ZM58 156V157H57ZM77 156V157H76ZM82 156H84V157H82ZM96 158H95V157ZM118 156V157H117ZM162 156H164V158L162 157ZM196 156V157H195ZM199 156V157H198ZM211 156H213L212 157V160L210 159L211 158ZM231 158H230V157ZM52 159H51V158ZM57 157V158H56ZM63 157H65V158H63ZM90 157V158H89ZM98 157V158H97ZM104 157V158H103ZM105 157H106V159H105ZM109 157V158H108ZM111 157V158H110ZM113 157V158H112ZM120 157V158H119ZM124 157H126L127 158V162L125 163L124 161L126 160ZM161 157V158H160ZM175 157V158H174ZM181 157V158H180ZM197 157H198V159H197ZM219 157V158H218ZM224 157L226 158V160L224 159ZM48 158L50 159V160H48ZM67 158H68V160L69 161H71V162H68V160H67ZM79 158H81L80 160H79ZM96 160H95V159ZM171 158H173V159H171ZM206 158H207V161H206ZM228 158V159H227ZM236 158V159H235ZM239 158V159H238ZM241 158V159H240ZM57 159H58V161H57ZM71 159V160H70ZM84 159V160H83ZM90 159H92V160H90ZM120 159V163H122L123 164V166L121 167L120 166V169H121V171H118V170H120L119 169V165H122V164H119V162H118V160ZM121 159H124V161L123 160H121ZM171 159V160H170ZM197 159V160H196ZM200 159V160H199ZM217 159V160H216ZM232 161H231V160ZM49 161V163H51V168H50V164L49 163H47L48 161ZM51 160H53V161H51ZM79 162H78V161ZM105 160V161H104ZM117 160V161H116ZM168 162H167V161ZM193 160V161H192ZM214 160H216L217 162H218V164H217V162H213ZM230 160V161H229ZM73 161H75V162H77V163H79L78 165H77V163H75V162H73ZM90 161V163H87V162H89ZM107 161V162H106ZM165 161V162H164ZM169 161H170V163H169ZM172 161V162H171ZM197 161H203V162H198V163H196ZM226 161H228V162H226ZM234 161H236V162H234ZM60 162H62L61 163V165H60ZM66 162V163H65ZM68 162V163H67ZM118 164H117V163ZM155 164H157V165H154V163ZM173 162H174V164H173ZM180 164H179V163ZM181 162H183V163H181ZM195 162V163H194ZM213 162V163H212ZM219 162H224L223 164L222 163H220L219 164ZM2 163V158H1V160H0V164ZM6 163V164H5ZM73 163V164H72ZM97 163V164H96ZM100 163V164H99ZM105 163H111L113 166L115 165L116 166V170L118 171V173H117V171L114 173V175L112 176H110L109 178H108V180L110 179V182L111 181H114V183L113 182H111V186L109 185L108 187L110 188H108L107 187V185H108V183H105V180L103 179V177H104V175H105V166H103ZM130 163V164H129ZM132 163H133V165L134 166H132ZM159 163H161V164H159ZM169 163V164H168ZM176 163H178V164H176ZM210 163H212V165L210 164ZM216 163V164H215ZM226 163V164H225ZM56 165V166H54V165ZM60 166H59V165ZM65 164V165H64ZM74 164H76V166L74 165ZM82 164V165H81ZM106 164V165H107ZM163 164V165H162ZM170 164H171V167L172 168H170ZM186 164V165H185ZM232 164H233V166H232ZM47 165H48V167H47ZM57 165H58V167H61V168H58L57 167ZM67 165V166H66ZM74 165V166H73ZM92 165L94 166L95 165V169H94V167H92ZM101 165V166H100ZM127 165L129 166V167H127ZM161 165V166H160ZM166 165V166H165ZM181 165V166H180ZM188 165L190 166L189 168H191V169H187V167H188ZM192 165H197L196 167H194V166H192ZM217 165V166H216ZM5 166V167H4ZM12 166V167H11ZM54 166V167H53ZM79 168H78V167ZM85 166V167H84ZM103 166V167H102ZM118 166V167H117ZM165 166V167H164ZM210 166V167H209ZM219 166V167H218ZM223 166H225V167H223ZM62 167H64L65 169H67L68 171V173H63V174H60L61 173V171H62ZM131 167V168H130ZM157 167V168H156ZM161 167V168H160ZM174 167H175V169H174ZM185 169H184V168ZM214 167H215V169H214ZM223 167V168H222ZM258 167V168H257ZM259 167H260V169H259ZM53 168V169H52ZM78 168V169H77ZM129 168V169H128ZM133 168V169H132ZM167 168V169H166ZM170 168V169H169ZM178 168H180V169H178ZM207 168V169H206ZM209 168V169H208ZM239 169V171H238V169ZM252 168V169H251ZM255 168H257V169H259L258 170V172H259V174H257V170L255 169ZM9 169H11V170H9ZM25 169H26V171H25ZM76 169V170H75ZM82 169V170H81ZM84 169V170H83ZM127 169V170H126ZM131 169L133 170V172L131 171ZM163 169V170H162ZM186 169L188 170V171H186ZM220 169H221V171H220ZM226 169L228 170V171H226ZM236 169V170H235ZM49 170V171H48ZM75 170V171H74ZM80 170V171H79ZM88 170L91 172V173H88ZM129 170L131 171V174L129 173ZM184 170V171H183ZM191 172H190V171ZM213 170V172H214V174L211 172ZM231 170V171H230ZM252 170V171H251ZM254 170H256V172L254 171ZM262 170V171H261ZM48 171V172H47ZM50 171H51V174H50ZM73 171L75 172V173H73ZM79 171V172H78ZM83 171V172H82ZM92 171H93V173H92ZM104 171V172H103ZM128 173H127V172ZM153 171V172H152ZM159 171H161L160 173L162 174V176H161V174L159 173L158 174V172ZM193 171V172H192ZM251 171V172H250ZM4 172V173H3ZM59 172V173H58ZM72 172V173H71ZM94 172H95V174H94ZM102 172V173H101ZM151 172V173H150ZM186 172H187V174H186ZM236 172V173H235ZM253 172V173H252ZM254 172H255V174H254ZM41 173H42V177H41ZM45 173H47V176H46V174ZM82 174V178H81V174ZM84 173V174H83ZM101 173V174H100ZM117 173V174H116ZM157 173V174H156ZM198 173V174H197ZM227 173V174H226ZM232 173H235V174H232ZM243 173H244V175H243ZM5 174V175H4ZM44 174H45V176H44ZM58 176H57V175ZM60 174V175H59ZM68 174V175H67ZM71 174H75V175H71ZM86 174V175H85ZM122 175L123 177H125L124 179H123V177L122 176H119V175ZM125 174V175H124ZM127 174V175H126ZM154 176H153V175ZM156 174V175H155ZM190 174V175H189ZM192 174H193V176H192ZM207 174V175H206ZM233 175V177H236L235 179H233L231 176V178L233 179L232 180V182L233 181H236V179L238 178V177H245V179L247 180L246 181V185L244 186L245 187V189H244V187H243V190H245V191H239V190H237L236 188H234L233 186V183L231 182V180H230V177L229 176H226V175ZM240 174L242 175V176H240ZM250 174H252V176H250ZM37 176V178H36V176ZM78 175V176H77ZM84 175V176H83ZM89 175H95V178H97V179H95V183H94V185L92 186V183L90 184V183H87L86 182V178L85 177H88ZM100 175V176H99ZM103 175V176H102ZM134 175L136 176V177H134ZM142 175H143V177H142ZM166 175V176H165ZM183 176L182 178L181 177H179V176ZM192 176V177H189V176ZM203 175V176H202ZM204 175H206V176H204ZM246 175L248 176V177H246ZM254 175V176H253ZM57 178H56V177ZM76 178H75V177ZM130 176V177H129ZM137 176L139 177V178H137ZM31 177V178H30ZM40 177V178H39ZM51 177H53V178H51ZM61 177V178H60ZM65 177H67V178H65ZM70 177V178H69ZM78 177V178H77ZM80 177V178H79ZM101 177V178H100ZM118 177V178H117ZM128 178V181H127V178ZM157 177V178H156ZM178 177H179V179H178ZM184 177L187 179H184ZM203 177H205V178H203ZM228 177V178H227ZM6 178V179H5ZM44 178V179H43ZM49 178V179H48ZM54 178H55V183H54ZM59 178V179H58ZM73 178V179H72ZM105 178H106V176H105ZM145 178V179H144ZM147 178H149V179H147ZM156 178V182H155V180L153 181L152 179H155ZM167 178V179H166ZM12 181H11V180ZM40 181H43V182H40ZM42 179V180H41ZM71 179V181H69ZM78 179V180H77ZM86 179V180H85ZM116 179V180H115ZM129 179H131V180H133V181H135V180H137V181H135V183L136 182H139V184H138V186L137 185H135V186H133L135 183H132V181L131 180H129ZM141 179V180H140ZM160 179H161V181H163V182H161L160 181ZM173 179V180H172ZM176 179H178V180H176ZM190 181H189V180ZM3 180V181H2ZM5 180V181H4ZM38 180V181H37ZM47 180V181H46ZM62 180H63V182H62ZM120 180V181H119ZM122 180H123V182H122ZM165 180H166V182H165ZM170 181L171 182V184H168V183H170V182H168V181ZM176 180V181H175ZM195 180V181H194ZM198 180H199V182H198ZM32 181H34V182H32ZM49 181V182H48ZM60 181V182H59ZM73 181V182H72ZM76 181V182H75ZM101 181V182H100ZM148 181V182H147ZM158 181H160V183L162 184V185H164V186H162ZM173 181L174 182H176V183H174V185H173ZM180 183H179V182ZM187 181V182H186ZM197 181V182H196ZM216 181H217V183H216ZM10 182V183H9ZM35 182H36V184H35ZM48 184H47V183ZM68 182H70V183H68ZM73 184H72V183ZM78 182V183H77ZM82 182H84V183H82ZM104 182V183H103ZM116 182V183H115ZM119 184H118V183ZM124 182L126 183V184H124ZM128 182V183H127ZM130 182H131V186H133V187H131L129 184H130ZM160 184L159 185V189H158V187L156 186V185H158V183ZM184 182H186V184L184 183ZM22 185H21V184ZM45 183V184H44ZM63 184V186H62V184ZM87 183V184H86ZM102 183V184H101ZM178 183V184H177ZM182 183V184H181ZM188 183V184H187ZM208 183H209V185H208ZM211 183V184H210ZM9 184V185H8ZM32 184H33V186H32ZM41 184H43V185H45V187L43 186V185H41ZM53 184V185H52ZM57 184V185H56ZM60 184V185H59ZM65 184V185H64ZM75 184V185H74ZM84 186H83V185ZM89 184V185H88ZM98 184V185H97ZM104 184V185H103ZM114 184V185H113ZM115 184H118L117 186L115 185ZM140 184H141V186H140ZM151 184V185H150ZM155 185V187H157V188H155L154 187V185ZM166 184L168 185V186H166ZM183 184H185V185H183ZM203 186H202V185ZM6 185L9 187H6ZM12 185V186H11ZM25 185V186H24ZM31 185V186H30ZM35 185V186H34ZM36 185H37V187H36ZM49 185V186H48ZM68 185V186H67ZM86 185L87 186H91V188H89V187H87L86 188ZM95 185H96V187H95ZM106 185V186H105ZM120 185H122V187L120 186ZM125 185V186H124ZM172 186V187H170V188H168L169 186ZM179 185V186H178ZM224 185V186H223ZM225 185H226V187H228V188H226L225 187ZM228 185V186H227ZM21 186V187H20ZM46 186H47V188H46ZM52 186H53V188H52ZM55 186V187H54ZM66 186V188H63V187H65ZM70 186V187H69ZM98 186V187H97ZM115 186V187H114ZM120 187V188H122L121 190H123V191H121L119 188H117V187ZM129 186H130V189H129ZM136 186H137V188H136ZM147 186L149 187V186H151L150 188H147ZM161 186L162 187H164V188H161ZM175 186V187H174ZM177 186H178V188H177ZM192 186V187H191ZM14 187V188H13ZM24 187V188H23ZM39 187H41L40 188V190H39ZM58 189H57V188ZM74 187V188H73ZM76 187L78 188V189H76ZM79 187H83V188H79ZM84 187H85V189H84ZM95 187V188H94ZM114 187V188H113ZM125 187V188H124ZM135 187V188H134ZM140 187V188H139ZM152 187H154V188H152ZM165 187H167V188H165ZM183 187L185 188V189H183ZM224 187H225V189H224ZM10 188H11V190L13 191H11L10 190ZM23 188V189H22ZM33 188V189H32ZM35 188H37V189H35ZM63 188V189H62ZM72 188V189H71ZM97 188V189H96ZM98 188H100V189H98ZM101 188H103V189H101ZM113 188V189H112ZM131 188H133L134 190H132ZM160 188L161 189H165V191H161L160 190ZM173 188V189H172ZM14 189V190H13ZM22 191H21V190ZM30 189H31V191H30ZM35 189V190H34ZM57 191H56V190ZM61 189V190H60ZM68 189H70V190H68ZM90 190V192H89V190ZM92 189H93V191H92ZM141 189V191L143 192V194H147L148 192V194L146 195V196H148V197H146L145 198V195H143L142 194V192L140 193L139 192V190ZM147 189H148V191H147ZM153 189H156V190H153ZM175 189V191H172V190H174ZM183 189V190H182ZM203 189H205V190H203ZM263 189V190H262ZM25 190V191H24ZM29 190V191H28ZM73 192H72V191ZM78 190V191H77ZM104 191L105 192V194H103V193H101V191ZM109 190H111V191H109ZM120 190V191H119ZM130 190V191H129ZM152 190H153V192H155V193H153L152 192ZM167 190H170V191H167ZM190 190H191V192H190ZM192 190H195V192L194 191H192ZM221 190H222V192H221ZM231 190V191H230ZM235 190H236V192H235ZM21 191V192H20ZM24 191V192H23ZM33 191V192H32ZM52 191H54L53 192V194H52ZM63 191H65V192H63ZM66 191H68V195L69 194H71V195H69L70 196V198H69V196L67 195V192ZM72 193H71V192ZM94 191H95V197L93 196L94 194ZM97 191H99L98 193H97ZM115 191H117L116 193H115ZM125 191V193H126V191H127V193H128V195L127 194H124L123 192ZM133 191H134V193L136 194H133ZM144 191H146V192H144ZM157 191V192H156ZM217 191V192H216ZM223 191H225V192H223ZM42 192V193H41ZM51 192V193H50ZM56 192V193H55ZM57 192H58V194H57ZM61 192V193H60ZM70 192V193H69ZM77 192H79V193H81V195L79 194V193H77ZM108 192H112V193H108ZM163 192H165L164 194H162ZM169 192V194L168 195H166V193H168ZM172 192V193H171ZM176 192H178L177 194H176ZM180 192V193H179ZM195 194V195H192L193 193ZM217 193V195L218 196H216V194L215 193ZM228 192V193H227ZM234 192V193H233ZM251 192H253V193H255V195H256V200L257 201H260L259 199H261V205H260V208H254L252 211H246V208H245V206H246V204H245V202H247L246 201V196H247V194L248 193H251ZM26 193H28V194H26ZM29 193H31V194H29ZM36 195H35V194ZM64 194V196H63V194ZM66 193V194H65ZM108 193V194H107ZM120 193V194H119ZM153 193V194H152ZM161 195H160V194ZM173 193H175V194H173ZM191 193V194H190ZM212 193L213 194H215V195H212ZM227 193V194H226ZM23 194V195H22ZM76 194V195H75ZM87 194V195H86ZM98 194V195H97ZM100 194H102V195H100ZM116 194V195H115ZM141 194V195H140ZM159 194V195H158ZM185 194V195H184ZM189 194V195H188ZM252 194V193H251ZM29 195H31V197L29 196ZM35 195V196H34ZM37 195H39L38 197H36ZM47 195V196H46ZM60 195V196H59ZM77 195H78V198H76L77 197ZM80 195V196H79ZM92 195V196H91ZM106 195V196H105ZM111 197H110V196ZM118 195V196H117ZM137 195L139 196V197H141L140 198V201H139V199H138V197H137ZM152 195V196H151ZM157 195V196H156ZM181 195H183V196H181ZM209 195V196H208ZM224 195V196H223ZM227 195H228V197L229 198H227ZM19 196V195H18ZM28 198H27V197ZM42 196V197H41ZM47 198H46V197ZM48 196H49V198H48ZM54 196V197H53ZM62 196H63V198L65 197V201H64V199L62 198ZM72 196V197H71ZM74 196H76V197H74ZM98 196H100V197H98ZM107 196H109V197H107ZM117 196V197H116ZM122 196V197H121ZM125 196V197H124ZM132 196H135V198H137V201L135 200V198L134 197H132ZM173 196V197H172ZM175 196V197H174ZM178 196V197H177ZM179 196H180V198H179ZM188 196V197H187ZM190 196V197H189ZM200 196V197H199ZM206 196H208V197H206ZM29 197H30V199H31V201H30V199H29ZM45 197V198H44ZM56 197V198H55ZM60 197V198H59ZM67 197V198H66ZM74 197V198H73ZM80 197H82V198H80ZM88 197H90V199H92V201L89 199L88 200ZM94 197V198H93ZM116 197V199H113V198H115ZM132 197V198H131ZM151 197V198H150ZM153 197V198H152ZM157 197H158V199H157ZM161 197V198H160ZM204 197V198H203ZM222 197V198H221ZM223 197H225V198H223ZM231 197V198H230ZM50 198H52V199H54V200H52V199H50ZM73 199V201H72V199ZM85 198V199H84ZM103 198H104V200H103ZM123 199V201H122V199ZM134 198V199H133ZM145 198V199H144ZM154 198H155V200H154ZM164 198V199H163ZM177 198V199H176ZM200 198V199H199ZM202 198V199H201ZM206 198V199H205ZM218 198V199H217ZM233 198V199H232ZM24 199V200H23ZM29 199V200H28ZM36 199V200H35ZM42 199V200H41ZM60 199V200H59ZM61 199H62V201H61ZM71 201H70V200ZM76 199V200H75ZM86 201H84V200ZM87 199V200H86ZM97 199V200H96ZM107 199V200H106ZM121 199V200H120ZM131 199V202L133 203V201L135 200V203H131L130 202V205H129V200ZM147 199V200H146ZM179 199V200H178ZM205 199V200H204ZM216 199V200H215ZM221 199V200H220ZM263 199V200H262ZM45 200V201H44ZM56 200L58 201V202H56ZM67 200V201H66ZM79 200V201H78ZM93 200L95 201V203L93 202ZM152 200H154V201H152ZM157 200V201H156ZM159 200V201H158ZM213 200V201H212ZM218 200V201H217ZM26 201V203H23V202H25ZM36 201V202H35ZM47 201H49L48 203H47ZM51 201H52V203H51ZM75 201V202H74ZM82 201H83V203H82ZM107 201V202H106ZM115 201H118L117 203H119L120 202V207H121V209H119L118 211H117V219L118 218H120L122 215V221L120 220V219H118L120 222L118 223V220H116L115 219V222H110V224H106V226H101V228H102V230H101V228H100V226H99V228H94L93 230L95 231L96 229H97V231H98V229H99V232L97 233V236H98V238H99V236L101 235V239L99 238H97V236L95 237V235H94V240H93V236L92 237H87L88 239H86V240H84V239H82L84 242H81V243H83V244H79L78 242L80 241H76V242H73L72 244H58V243H55L54 242V240H59L60 239V237L62 236V235H64V234H66L69 230V227H70V225H72L74 222H78V221H81L82 223H87V224H89V222L90 221H92L93 219H96L97 218V215H98V213H96V212H98V211H100L101 209H103V208H105V206H107L106 204H104V202L105 203H110V202H115ZM145 201V202H144ZM146 201H147V203L148 204H150V205H148L147 203H146ZM151 201H152V203H151ZM175 201V202H174ZM201 201V202H200ZM224 201V202H223ZM28 202V203H27ZM42 202V203H41ZM64 202V203H63ZM74 202V203H73ZM144 202V204H142ZM154 202H157V204H153ZM166 202L167 203H169V205L168 204H166ZM201 204H200V203ZM219 202V203H218ZM223 202V203H222ZM46 203V204H45ZM59 205H58V204ZM62 203V204H61ZM73 203V204H72ZM88 203V204H87ZM89 203H91V205H89ZM117 203H115V204H113V207L114 206H118V204ZM122 203V204H121ZM126 203V204H128V205H124V204ZM146 203V204H145ZM185 203V204H184ZM193 203V204H192ZM213 203V204H212ZM217 203V204H216ZM221 203H222V205H221ZM232 203V204H231ZM236 203V204H235ZM26 204V205H25ZM30 204V205H29ZM33 204V205H32ZM38 204V205H37ZM45 204V205H44ZM49 204V205H48ZM53 204H55V205H53ZM64 204H66V205H68V206H65V207H67V208H64ZM96 204V206H92V205H95ZM100 205V206H102V207H100V206H98V205ZM103 204V205H102ZM151 204H153L152 206H151ZM159 204H161V205H159ZM177 204V205H176ZM178 204H180L179 206H178ZM195 204V205H194ZM204 204V205H203ZM211 204V205H210ZM42 205V206H41ZM47 205V206H46ZM57 205V206H56ZM71 205V206H70ZM87 205V206H86ZM132 205V207H130ZM142 205H144L143 207H142V209L140 208V206H142ZM145 205H147L146 207H145ZM171 205H173V207L171 206ZM217 205H218V207H217ZM8 206H9V208H11V209H9L8 208ZM26 206H27V208H26ZM37 206V207H36ZM69 206L71 207L70 209H69ZM82 206V207H81ZM134 206H138L137 208L138 209H135L136 207H134ZM151 206V207H150ZM162 206H167V207H162ZM178 207V208H176V207ZM182 206V207H181ZM202 206V207H201ZM205 206H206V208H205ZM219 206H220V208H219ZM5 207V208H4ZM15 207V208H14ZM23 207V208H22ZM41 207H42V209H41ZM45 207V208H44ZM53 207V208H52ZM55 207V208H54ZM86 207V208H85ZM91 207V208H90ZM97 207H98V209L99 210H97ZM112 206H111V208H113ZM134 207V208H133ZM153 207V208H152ZM156 207V208H155ZM159 207H161V208H159ZM222 207V208H221ZM258 207V206H257ZM8 208V209H7ZM20 208V209H19ZM25 208H26V210H25ZM35 208V209H34ZM60 208H62V209H64V210H62L61 211V209ZM83 208V209H82ZM93 208V209H92ZM107 209H108V207H106ZM110 208V209H111ZM125 208V209H124ZM130 208H131V214H130ZM145 208V209H144ZM158 208L159 209H161V210H158ZM170 208V209H169ZM182 208V209H181ZM184 208V209H183ZM189 208V209H188ZM201 208V209H200ZM215 208V209H214ZM227 208V209H226ZM5 209V210H4ZM23 209V210H22ZM33 209V210H32ZM53 209H59V210H57V211H52ZM81 209H82V211H81ZM95 209V210H94ZM106 209V210H107ZM127 209V210H126ZM135 209V210H134ZM150 209V210H149ZM167 211H166V210ZM186 209V210H185ZM198 211H197V210ZM208 209V210H207ZM225 209V210H224ZM11 210V211H10ZM18 211V213H17V211ZM30 210L32 211L31 213L32 214H30ZM37 210V211H36ZM40 210V211H39ZM94 210V211H93ZM120 210H122V211H120ZM124 210H126L127 212V214L125 213V211ZM129 210V211H128ZM138 210H139V212H138ZM156 210H158V211H160L161 213H159L158 214V217H159V219H158V217H156L157 216V211ZM165 210V211H164ZM180 210V211H179ZM192 210V211H191ZM6 211V212H5ZM15 211V212H14ZM23 211V213H21ZM43 211V212H42ZM46 211H48V212H46ZM61 211V212H60ZM66 213H65V212ZM68 211V212H67ZM71 211V212H70ZM152 211H156L155 213L153 212L152 213ZM162 211H164V212H162ZM173 211V212H172ZM176 211V212H175ZM201 211H202V214H201ZM212 213H211V212ZM218 211V212H217ZM220 211V212H219ZM240 211H242V212H240ZM5 212V213H4ZM10 214H8V213ZM35 212V213H34ZM59 212V213H58ZM62 212H64V213H62ZM96 213V216H95V213ZM128 212H129V215H128ZM133 212L135 213L134 215H133ZM172 212V214L171 215H168V213L170 214ZM231 214V215H228L229 213ZM21 213V214H20ZM25 213V214H24ZM46 213V214H45ZM53 213H57V214H53ZM62 213V214H61ZM70 213V214H69ZM119 213H123L122 215L120 214L119 215ZM125 213V214H124ZM152 214V215H149V214ZM179 213V214H178ZM181 213H183V215L182 216H180L181 215ZM187 215H186V214ZM190 213V214H189ZM240 213V214H239ZM16 214V215H15ZM40 216H38V215ZM41 214V215H40ZM48 214H51V215H48ZM58 214H60V216H61V218H60V216L58 215ZM84 214V215H83ZM138 214V215H137ZM176 214V215H175ZM200 214V215H199ZM14 215V216H13ZM21 215H23V216H21ZM33 217V215L35 216V218L33 217V218H31V216ZM47 215H48V217H47ZM64 215V216H63ZM81 215H83V216H81ZM136 215H137V217H136ZM142 215H144L143 217L145 218H143L142 217ZM146 215H148V216H146ZM165 215V216H164ZM174 215V216H173ZM185 215V216H184ZM218 215H221L220 217L218 216ZM227 215H228V218H227ZM232 215H234V217H231ZM17 216H19L18 218L20 219V221L19 222H17V220L16 219H18V218H15V219H13V217H17ZM27 217V220H26V217ZM43 216H45L46 218H44ZM49 216L51 217L50 219L52 220H48L49 219ZM52 216H53V218H52ZM59 216V217H58ZM68 216V217H67ZM81 216V217H80ZM120 216V217H119ZM126 216H128L129 217V219L126 217ZM141 216V217H140ZM163 217V219H162V217ZM208 216V217H207ZM223 216H225V217H223ZM6 217V218H5ZM78 217V218H77ZM123 217L125 218H127V219H125V222H127L128 221V224L126 223V225H125V223H123L124 221V219H123ZM167 217V218H166ZM179 217V218H178ZM231 217V218H230ZM236 217V218H235ZM241 217V218H240ZM243 217V218H242ZM21 218H23L22 220H21ZM25 218V219H24ZM31 218V219H30ZM37 218V219H36ZM42 218H43V220H42ZM54 218H56V219H54ZM141 218H143V219H141ZM158 220H157V219ZM180 219V220H178V219ZM196 218H198V219H196ZM224 220H223V219ZM233 218H235L236 220H235V222H234V219ZM238 218V219H237ZM240 218V219H239ZM9 219V220H8ZM29 219H30V221H29ZM34 219V220H33ZM57 219H60V220H57ZM75 219H77V220H75ZM139 219H141L140 221L141 222H139L138 220ZM157 221H156V220ZM171 219V220H170ZM227 219V220H226ZM233 219V220H232ZM25 220L27 221V222H25ZM70 220H72V221H70ZM127 220V221H126ZM145 220H146V222H145ZM148 220H150V221H153L152 223H150V221H148ZM188 220V221H187ZM223 222H222V221ZM8 221V222H7ZM35 221V223H33V222ZM41 221V222H40ZM61 221V222H60ZM160 221V222H159ZM176 221V222H175ZM182 221V222H181ZM207 221V222H206ZM209 221H211V223L209 222ZM217 221V222H216ZM225 221V222H224ZM7 222V223H6ZM32 222V223H31ZM45 222V223H44ZM58 222V223H57ZM70 222V223H69ZM159 222V223H158ZM163 222V223H162ZM168 222V224H166ZM214 224H213V223ZM216 222V223H215ZM41 223V224H40ZM51 223V224H50ZM120 223H121V226H120ZM122 223H123V225H122ZM140 223H142V224H140ZM146 225L147 224V226H145L144 224ZM149 223V224H148ZM156 223V224H155ZM158 223V224H157ZM197 223V224H196ZM30 224H35L34 226L32 225H30ZM38 224H40V225H38ZM55 226H54V225ZM59 224H62V226L61 225H59ZM70 224V225H69ZM115 224H117L119 227H121V228H119V230L117 229V225H116V227H115ZM133 224V225H132ZM135 224H136V226H135ZM140 224V225H139ZM199 224V225H198ZM212 224V225H211ZM216 224V227L214 226ZM229 224V225H228ZM249 224V225H248ZM13 225V226H12ZM19 225V226H18ZM42 225V226H41ZM45 225V226H44ZM67 225V226H66ZM110 225V226H109ZM112 225H114V226H112ZM129 225V226H128ZM137 225L139 226V227H137ZM176 225H177V227H176ZM218 225V226H217ZM220 225V226H219ZM45 227V229H47V233H49V234H47L46 233V230H44V227ZM46 226H47V228H46ZM48 226H50V227H48ZM57 226H59V227H57ZM125 226H127V228H125ZM131 226V227H130ZM141 226V227H140ZM148 226L150 227L149 229H148ZM233 226V227H232ZM107 227H108V230H107ZM111 227H113L112 229H111ZM128 227H130V228H128ZM133 227V228H132ZM135 227V228H134ZM160 229H162V230H160ZM165 228V229H163V228ZM167 227V228H166ZM210 227V228H209ZM211 227H212V229H211ZM214 227V228H213ZM228 227V228H227ZM32 228V229H31ZM36 228V229H35ZM40 228V230H38ZM42 228V229H41ZM51 228V229H50ZM62 228V229H61ZM105 228V229H104ZM137 228V229H136ZM139 228H141V229H139ZM142 228H143V230H142ZM156 228H158V229H156ZM172 228V229H171ZM222 228H226V229H222ZM21 229V230H20ZM33 231H31V230ZM88 229H91V226L88 228ZM105 231H104V230ZM110 229V230H109ZM117 229V231H115V230ZM120 229H122V230H120ZM125 229V230H124ZM128 229V230H127ZM134 230V232L135 233H133V230ZM136 229V230H135ZM139 229V230H138ZM217 229V230H216ZM219 229V230H218ZM251 229H252V231H251ZM259 229V230H258ZM25 230V231H24ZM111 230H112V232H111ZM132 230V231H131ZM150 230H151V232H150ZM225 232H224V231ZM40 231H41V233H40ZM122 231V232H121ZM141 231V232H140ZM146 231V232H145ZM153 231H155V232H153ZM159 231V232H158ZM162 231V232H161ZM167 231V232H166ZM169 231V232H168ZM231 231V232H230ZM44 232H45V234H44ZM51 232H52V234H51ZM110 232V233H109ZM114 232H117V234H116V236H115V233ZM120 232H121V235H120ZM157 232V233H156ZM175 232V233H174ZM206 232V233H205ZM212 232V233H211ZM221 232V233H220ZM223 232V233H222ZM251 232V233H250ZM100 233H102V234H100ZM106 233V237H105V235H103V234H105ZM107 233H109V235L107 234ZM127 233V234H126ZM159 233H160V235H159ZM210 233V234H209ZM216 233V234H215ZM228 233V234H227ZM230 233V234H229ZM43 234L45 235V236H43ZM112 234V235H111ZM124 234L126 235L125 237H124ZM134 234H136L137 235V237L134 235ZM148 234L149 235H151V234H153V235H151V236H149L147 239H146V235L148 236ZM157 234H158V236H157ZM167 234V235H166ZM169 234H171V235H169ZM224 234V235H223ZM43 236L42 238H41V236ZM111 236L110 238L111 239H109V237L108 236ZM123 235V236H122ZM141 235H142V237H141ZM207 235V236H206ZM217 235V236H216ZM245 235H246V237H245ZM40 236V237H39ZM102 236H104L103 237V239H102ZM135 236V237H134ZM143 236H144V239H143ZM161 236H163V237H161ZM170 236V237H169ZM195 236V237H194ZM249 236V237H248ZM52 237V238H51ZM116 237V238H115ZM129 237V240L127 241V238ZM134 237V238H133ZM139 237V238H138ZM169 237V238H168ZM178 237V238H177ZM232 237V238H231ZM20 238V239H19ZM25 238H26V240H25ZM28 238V239H27ZM39 238V239H38ZM41 238V239H40ZM51 238V239H50ZM105 238V239H104ZM156 240H155V239ZM168 238V239H167ZM173 238V239H172ZM194 238V239H193ZM47 239V241H45ZM125 239V240H124ZM134 239H136L135 241H134ZM151 239L153 240V241H151ZM41 240V241H40ZM89 240V242H87ZM100 240V241H99ZM123 242H122V241ZM138 240H139V242H138ZM149 240V241H148ZM183 240H185V242H182ZM96 241H98L99 242V244H98V242H96ZM121 241V242H120ZM131 241V242H130ZM147 241V242H146ZM169 241H171V242H169ZM176 241V242H175ZM53 242V243H52ZM94 242V243H93ZM100 242L101 243H103V244H101L100 245ZM118 242V243H117ZM128 242H130V243H128ZM175 242V243H174ZM30 243H32V244H30ZM88 245H87V244ZM112 243V244H111ZM132 243V245H130ZM134 243V244H133ZM146 243V244H145ZM149 243V244H148ZM170 243V244H169ZM194 243V244H193ZM17 244V245H16ZM90 244V245H89ZM98 244V245H97ZM105 244H107L108 246H106L105 247ZM127 246H125V245ZM137 244V245H136ZM144 244V247L143 246H141V245H143ZM157 244H158V246H157ZM159 244H160V246H159ZM178 244V245H177ZM209 244V245H208ZM16 245V246H15ZM54 245V246H53ZM59 245H61V248L63 249L64 248V250H65V252H62L61 253V255L60 256H62V257H57V256H55V258H53V257H46L44 254H43V252H42V248L45 246V247H48L49 248V250L52 248V250L56 247V246H59ZM68 245V246H67ZM111 245H113V246H111ZM114 245L116 246V247H114ZM123 245V246H122ZM138 245H140V246H138ZM148 246L149 245V247H146V246ZM167 247H166V246ZM97 246H99V249L100 250H98V247ZM129 246V247H128ZM130 246L131 247H134V248H131L130 249ZM136 246H138V249H137V247ZM196 246V247H195ZM209 246V247H208ZM241 246V247H240ZM92 247V248H91ZM105 247V248H104ZM112 247V248H111ZM124 247H126V249H128V251L124 248ZM191 247V248H190ZM203 247V248H202ZM212 247V248H211ZM239 247V248H238ZM28 248V249H27ZM67 248H69V249H67ZM119 248H121V249H119ZM144 248V249H143ZM149 248V249H148ZM159 248V249H158ZM166 250H165V249ZM12 249V250H11ZM72 249V250H71ZM103 249V250H102ZM113 249V250H112ZM117 249H119V250H117ZM122 249H125V251L123 252V254H125V255H123L122 253V255L120 254V251L122 252ZM148 249V250H147ZM195 249V250H194ZM198 249V250H197ZM201 249V250H200ZM29 250V251H28ZM41 250V251H40ZM69 250V251H68ZM71 250V251H70ZM109 250V251H108ZM115 250V251H114ZM116 250H117V252H116ZM140 250H141V252H140ZM163 250V251H162ZM192 250V251H191ZM233 250V251H232ZM27 251V252H26ZM113 251V252H112ZM118 251H119V253H118ZM127 251V252H126ZM131 251V252H130ZM173 251V252H172ZM212 251V252H211ZM34 252V253H33ZM105 252V253H104ZM116 252V253H115ZM179 252H181V253H179ZM193 252V253H192ZM214 252V253H213ZM222 252V253H221ZM18 254L17 256H16V254ZM90 253V254H89ZM107 253V254H106ZM113 255H112V254ZM160 253H161V255H160ZM195 253V254H194ZM198 253V254H197ZM203 253V254H202ZM21 254V255H20ZM34 254V255H33ZM41 256H40V255ZM87 254V255H86ZM115 254V255H114ZM136 254H138V256L136 255ZM139 254H141V256L139 255ZM172 254V255H171ZM176 254L178 255V256H176ZM180 254H181V256H180ZM197 254V255H196ZM215 254H216V256H215ZM44 255V256H43ZM111 255V256H110ZM165 255V256H164ZM174 255V256H173ZM182 255H184V256H182ZM193 257V258H191V256ZM10 256V257H9ZM23 256V257H22ZM24 256H26V257H24ZM40 256V257H39ZM81 256V257H80ZM86 256V257H85ZM117 256V257H116ZM128 256V257H127ZM143 256H145V257H143ZM157 256V257H156ZM42 257V258H41ZM161 257H163L164 259H165V262H163L164 260H163V258L161 259ZM170 257L171 259L170 260H167L168 258ZM180 257V258H179ZM183 257V258H182ZM215 259H214V258ZM218 257V258H217ZM8 258V259H7ZM13 258H15V260H13ZM22 258V259H21ZM126 258V259H125ZM157 258V259H156ZM159 258H160V260H162V262L159 260ZM167 258V259H166ZM2 259H4V258H2ZM38 259L40 260V261H38ZM59 259V260H58ZM123 259H124V261H123ZM183 259V260H182ZM194 259V260H193ZM220 259H222V261L220 260ZM76 260H78V261H76ZM86 260V261H85ZM119 260V261H118ZM145 260V261H144ZM156 260H157V262H156ZM158 260H159V262H158ZM190 260H192V261H190ZM224 260V261H223ZM227 260V261H226ZM21 261V262H20ZM68 261H70V262H68ZM93 261V262H92ZM127 261V262H126ZM142 261H144V262H142ZM173 261V262H172ZM180 261H182V263L180 262ZM221 261V262H220ZM22 262H24V263H22ZM42 262V263H41ZM95 262V263H94ZM170 262V263H169ZM215 262H217V263H215ZM225 262V263H224ZM200 263V262H199Z\"/></svg>","mask_w":264,"mask_h":264},{"label":"bare ground","instance_id":"6f19581e","mask_svg":"<svg viewBox=\"0 0 264 264\" xmlns=\"http://www.w3.org/2000/svg\"><path fill=\"white\" fill-rule=\"evenodd\" d=\"M120 3H121V5H122V3L125 5V9H124V11L125 12H123V14L125 15V16H128L129 18H124V16H123V14H119V15H116V14H113L114 12H113V8H112V6H113V4H114V0H0V160H1V158H2V163L0 164V166H3V162H7L9 159H11V158H13V156H11V154H10V152L8 151H6L7 149L6 148H8L9 150L11 149V148H9V146L11 145V147H12V144L15 146L12 150H13V152L15 151V154L17 155V157H18V167L16 168V171H15V178H16V180L13 182V183H15V188L17 189V188H19L18 186H19V179H21L22 177H23V174H25V173H23L24 172V169H23V165L25 164V162H31V166H30V172H31V170H32V172L34 173V174H37V173H40V172H43L44 170H42V168L45 166L44 165V160H46V156L47 155H51V156H53V155H60L61 156V151L62 150H65V146L62 148V143L61 142H66L67 143V140L69 141L71 138H68V139H66L68 136H76V134H78V133H76L75 132V130H76V128L74 127V126H71V125H69V126H67L66 125V127H65V129L62 127L63 125H64V122L62 121V120H66L68 117H67V115H65V113L63 112V114H62V112H61V115L63 116H61L62 117V125L60 124V123H58L59 122V120H58V122L56 121V118H57V116H56V118H55V121L53 122V123H51V122H49V121H51V118H52V116L51 115H49V113L47 114V111H49L50 113H51V111H52V114L54 113V110L53 109H44V108H42L41 107V105L38 103V104H35L34 106H32L33 107V110H31L30 108H29V105L26 103V100H28V99H26V98H28V94L31 92H33V91H35L36 92V88L35 87H37L39 84H41V86L43 85V88L45 89V91L46 90H48V91H50V90H52V88H53V86L56 88V90H58V86H56V85H54V82H56L57 84H60L61 82H59V80L60 81H69L70 82V84L71 85H74L73 86V90H74V94H77L78 92L77 91H79L80 93L81 92H87L86 94H87V96H84L85 97V100L86 101H88V100H90L91 98H90V95H89V93H90V89L92 88L91 87V84H94V83H98V84H103V85H106V86H109L110 87V84H115V82H117V80H119L120 78H122V72H121V74L119 73V68H115V67H113V68H111L109 71L110 72H108V71H106V72H104L103 70L101 71V69H99V67H98V62L97 61H92V57L91 56H93L94 55V57L93 58H95V56H97L98 54H97V52H96V54H93V53H91L90 52V48H88V45L90 44V43H88V45H86L87 43H85V42H87L86 40H85V42L83 43V42H81L79 39V37L77 38V37H75L73 34H70L71 33V30H70V33H68L67 32V26H69V25H67V22H68V19H67V17L69 16L68 14H70V13H68L69 11L68 10H70V12L72 11V12H74V13H76V14H78V15H80L82 18H85V20H86V22H85V25H86V27H88V29H90V32L91 33H88L89 34V36L91 37L92 35L93 36H95V37H97L96 35H94V33H98V41L100 42L99 43V48H100V46H101V48H102V44H103V46L106 48L105 50H106V53H107V55L109 56V57H112L114 54H115V52H119V50H121L122 48H123V46H124V44H123V40H124V37H131L132 35H134V33L136 32V31H138L140 34H141V36L144 38V41H146V43L145 44H147V41L148 42H152L153 41V39L156 37V36H158V37H160V38H165L166 36L168 37V32L169 31H167L165 28H163V27H160V29H158L157 31L155 30V28L157 27L158 28V26H154L155 24L157 25V23H160V21L159 20H157L160 16H158L159 14L158 13H156V16L158 17V18H156V20L153 22V23H148V24H146V25H144V26H140V23L141 22H139L138 20V22L136 21V19L135 20H133V17H134V14H131V12H132V9H131V6H132V3H133V1H131V2H127L126 3V1L127 0H118ZM149 1V0H148ZM166 1V0H165ZM168 1V0H167ZM178 1L179 0H169L168 1V10H170V13L172 12L173 13V15H170V20L172 19V18H175L176 19V17H175V14H174V12H173V10H174V8L177 6V5H179V4H177L178 3ZM203 1V0H202ZM201 1V2H202ZM205 1V0H204ZM222 1V0H221ZM233 1V0H232ZM263 1V0H262ZM135 2V1H134ZM193 2V1H192ZM196 2V1H195ZM207 2V1H206ZM208 2H209V0H208ZM212 2H214V0L212 1ZM212 2H210L211 4H214V3H212ZM240 2H242L241 0H240ZM246 2H247V0H246ZM251 2V1H250ZM252 2H254V1H252ZM161 4H162V2H160ZM163 3H164V1H163ZM180 3V2H179ZM190 3V2H189ZM197 3V2H196ZM199 3V2H198ZM203 3V2H202ZM248 3V2H247ZM145 4V3H144ZM186 4V3H185ZM188 4V3H187ZM192 4H194V3H192ZM221 4V3H220ZM224 4V3H223ZM260 4H261V2H260ZM137 5V4H136ZM141 5V4H140ZM146 5V4H145ZM152 5H154L153 4V2H152ZM198 5V4H197ZM202 5V4H201ZM205 5V4H204ZM207 5H209L210 6V4L208 3ZM246 5H248V4H246ZM245 5V6H246ZM138 6V5H137ZM148 6V5H147ZM151 6V5H150ZM180 6V5H179ZM187 6V5H186ZM186 6H185V8H186ZM191 6V5H190ZM194 6V5H193ZM212 6H214V5H212ZM212 6H210V7H212ZM218 6H219V4H218ZM260 6V5H259ZM258 6V7H259ZM114 7V6H113ZM141 7V6H140ZM146 7V6H145ZM161 7V6H160ZM205 7V6H204ZM204 7H203V9H204ZM221 7H223V6H221ZM241 7H242V5L240 6V9L239 10H241ZM252 7H253V5H252ZM252 7H250V8H252ZM117 8V7H116ZM143 8V7H142ZM193 8H195V7H193ZM196 8H198V7H196ZM215 8V7H214ZM65 9H68V10H65ZM152 9V8H151ZM155 9V8H154ZM154 9H153V11H154ZM180 9V8H179ZM210 9H212V8H210ZM217 9V8H216ZM215 9V10H216ZM219 9V8H218ZM217 9V10H218ZM244 10H246L245 8H243ZM65 10V11H64ZM114 10H115V8H114ZM135 10H136V8H135ZM177 10V9H176ZM186 10V9H185ZM255 10V9H254ZM120 11V10H119ZM145 11V10H144ZM161 9H160V13H161ZM219 11V10H218ZM217 11V12H218ZM256 11V10H255ZM263 10H261V12H262ZM163 12V11H162ZM216 12V13H217ZM241 12V11H240ZM239 11H238V13H240ZM243 13L245 12V11H242ZM241 12V13H242ZM145 13V12H144ZM169 13V12H168ZM180 13V12H179ZM192 13V12H191ZM215 13V12H214ZM224 13V12H223ZM222 13V14H223ZM237 13V14H238ZM240 13V14H241ZM246 13H248V10H247V12ZM250 13H252V12H250ZM249 13V14H250ZM254 13V12H253ZM127 14V15H126ZM140 14V13H139ZM152 14V13H151ZM183 14V13H182ZM182 14H180V15H182ZM193 14H195L196 15V12L195 13H192V15ZM199 14V13H198ZM212 14V13H211ZM210 14V15H211ZM236 14V13H235ZM240 14H238V17L240 16ZM73 15V14H72ZM138 15V14H137ZM142 15V14H141ZM162 15V14H161ZM166 14H164V15H162L163 17L162 18H164V16H165ZM208 15V14H207ZM234 15V14H233ZM248 15V14H247ZM251 15V14H250ZM254 15H256V14H254ZM71 16V15H70ZM77 16V15H76ZM76 16H75V18H76ZM136 16V15H135ZM144 16V15H143ZM177 16H179V14L177 15ZM185 16V15H184ZM226 16V15H225ZM137 17V16H136ZM140 17V16H139ZM139 17H137V19L139 18ZM148 17V16H147ZM180 17V16H179ZM186 17V16H185ZM188 17V16H187ZM189 17H191V16H189ZM227 17V16H226ZM231 17V16H230ZM229 17V18H230ZM243 17V16H242ZM241 17V18H242ZM245 17H247V16H245ZM254 17V16H253ZM262 17H263V15H262ZM77 18H79V17H77ZM81 18V19H82ZM124 18V19H123ZM141 18V17H140ZM143 18V17H142ZM154 18H155V16H154ZM184 18V17H183ZM196 18V17H195ZM207 18H208V16H207ZM212 18V17H211ZM225 18V17H224ZM248 18H250V17H248ZM144 19V18H143ZM191 19V18H190ZM222 19H223V17H222ZM240 19V18H239ZM239 19H236L237 21H239ZM245 19V18H244ZM253 19V18H252ZM80 20V19H79ZM125 20H128V21H125ZM162 20H164V19H162ZM169 20V21H170ZM173 20V19H172ZM195 20V19H194ZM202 19H200V21H201ZM205 20V19H204ZM210 20V19H209ZM220 20V19H219ZM264 20V19H263ZM84 21V19L82 20V23H84L83 22ZM165 21H167L166 23H168V19L166 20V18H165ZM181 21H183V19H181ZM216 21H217V19H216ZM215 21V22H216ZM221 21H225V20H221ZM242 21H245V20H243L242 19ZM102 22V23H101ZM145 22V21H144ZM175 22V21H174ZM180 22V21H179ZM195 22V21H194ZM199 22V21H198ZM231 22V21H230ZM234 22V21H233ZM236 22V21H235ZM264 22V21H263ZM155 23V24H154ZM177 23V22H176ZM191 23V22H190ZM211 23H214V22H212L211 21ZM224 23V22H223ZM223 23H222V25H223ZM242 23V22H241ZM252 23H254V22H252ZM252 23H251V26H252ZM81 24V23H80ZM101 24H103V28L104 29H101ZM145 24V23H144ZM164 24V23H163ZM172 24H174V25H176L175 23H172ZM178 24V23H177ZM182 24V23H181ZM188 24H189V22H188ZM207 24V23H206ZM209 24H210V22H209ZM219 24H221V23H219ZM226 24H228V23H226ZM238 24V23H237ZM246 24V23H245ZM77 25V24H76ZM142 25V24H141ZM160 25V24H159ZM162 25V24H161ZM166 25V24H165ZM173 25V26H174ZM185 25V24H184ZM193 25V24H192ZM191 25V26H192ZM199 25V24H198ZM203 25H205V24H203ZM213 25V24H212ZM221 25V26H222ZM254 25V24H253ZM256 25V24H255ZM177 26V25H176ZM190 26V25H189ZM188 26V27H189ZM195 26V25H194ZM201 26H202V22H201ZM211 26V25H210ZM217 26V25H216ZM228 26V25H227ZM229 26H232V24H230ZM243 26V25H242ZM242 26H240V27H242ZM259 26V25H258ZM85 27V26H84ZM167 27V26H166ZM185 27V26H184ZM197 27V26H196ZM200 27V26H199ZM204 27V26H203ZM206 27H208V25L206 26ZM219 27H220V25H219ZM234 27V26H233ZM250 27V26H249ZM72 28H73V26H72ZM156 28V29H157ZM195 28V27H194ZM223 28V27H222ZM243 28H246V26L245 27H243ZM252 28V27H251ZM67 29V30H66ZM87 29V30H88ZM172 29V28H171ZM173 29H175V27L173 28ZM191 29H192V27H191ZM190 29V30H191ZM198 29H200V28H198ZM204 30H205V27L203 28ZM202 29V30H203ZM248 29H250V28H248ZM79 30H81V31H83L82 29H81V27H80V29ZM86 30V31H87ZM169 30V29H168ZM181 30V29H180ZM190 30H188V32H190ZM194 30V29H193ZM210 30V29H209ZM213 30V29H212ZM212 30H211V32H212ZM227 30H229V29H227L226 28V31ZM239 30V29H238ZM73 31H75V29H73ZM85 31V32H86ZM156 31V32H155ZM159 31V34H157V32ZM183 31V30H182ZM220 31V30H219ZM224 31H225V29H224ZM225 31V32H226ZM231 31V30H230ZM241 31H243V32H245L244 30H241ZM260 31V30H259ZM88 32V31H87ZM170 32H172L171 30H170ZM181 32V31H180ZM187 32V31H186ZM198 32V31H197ZM205 32H208V31H205ZM214 32H216V30L214 31ZM232 32H233V30H232ZM247 32V31H246ZM254 32H256V31H253V33ZM79 33V32H78ZM77 32H76V34H78ZM80 33H82V32H80ZM178 33V32H177ZM193 33V32H192ZM222 33V35L224 34V32H221ZM228 33H229V31H228ZM249 33V32H248ZM250 33H251V29H250ZM88 34H87V37H89L88 36ZM139 34V35H140ZM185 33H183V35H184ZM216 34H218V32L216 33ZM220 34V33H219ZM236 34V33H235ZM257 34V33H256ZM255 34V35H256ZM259 34V33H258ZM137 35V34H136ZM173 35V34H172ZM174 35H175V33H174ZM191 35V34H190ZM230 35H232V34H230ZM244 35H245V33H244ZM259 35H262V34H259ZM85 36H86V34H85ZM92 36V37H93ZM170 36H171V34H170ZM180 36H181V33H180ZM191 36H193V35H191ZM196 37H197V35H195ZM211 36H213V34L211 35ZM217 36H219V35H217ZM216 36V37H217ZM221 36V35H220ZM239 36V35H238ZM243 36V35H242ZM136 37V36H135ZM138 37V36H137ZM176 37V36H175ZM178 37V36H177ZM184 37V36H183ZM187 37V36H186ZM185 37V38H186ZM199 37H200V35H199ZM199 37H197L198 38V40L199 39H201V38H199ZM209 37V36H208ZM214 37V36H213ZM240 37V36H239ZM238 37V39H240ZM246 37V36H245ZM250 37H252V36H250ZM256 37H257V35H256ZM256 37H254V38H256ZM82 38V37H81ZM134 38V37H133ZM181 39H182V37H180ZM206 38V37H205ZM230 38H232V37H230ZM237 38V37H236ZM254 38H253V40L251 39V41H256V40H254ZM260 38V37H259ZM263 38V37H262ZM90 39V38H89ZM93 39H95V38H93ZM129 39V38H128ZM127 39V40H128ZM157 39V38H156ZM167 39V38H166ZM168 39H170V37L168 38ZM167 39V40H168ZM181 39L179 40V39H177V40H179L180 42L178 43L177 42V45L179 46V44L181 43ZM189 39H191V37L189 38ZM194 39V38H193ZM218 39H219V37H218ZM225 39V38H224ZM235 39V38H234ZM245 39V38H244ZM264 39V38H263ZM132 40V39H131ZM205 40H207V39H205ZM214 41H216L215 39H213ZM221 40V39H220ZM249 40V39H248ZM142 41H143V39H142ZM157 41V40H156ZM185 40H183L182 42H184ZM191 41H192V39H191ZM195 41V40H194ZM212 41V40H211ZM235 40H233V43H235L234 42ZM261 41V40H260ZM259 40L257 41L258 43L260 42ZM75 42L79 45V47H80V49H81V51H80V54H76L74 51V49H76L77 47H78V45H77V47H75ZM89 42H92V41H89ZM130 42V41H129ZM135 42V41H134ZM163 42V41H162ZM161 42V43H162ZM209 42V41H208ZM218 42V41H217ZM223 42V41H222ZM92 43H94V42H92ZM139 43V42H138ZM212 43H213V41H212ZM215 43V42H214ZM219 44H220V41L218 42ZM225 43H226V41H225ZM261 43V42H260ZM263 43V42H262ZM55 44H57V45H59L58 47H59V49L60 50H57V52L58 51H60V53H63L64 55H66L67 57H66V60H64L63 59V56L60 54V53H56L55 51H56V48L57 47H55V46H57V45H55ZM95 44V43H94ZM126 44H128V43H126ZM132 44V43H131ZM144 44V43H143ZM158 44V43H157ZM182 44V43H181ZM181 44H180V46H181ZM204 44H206V43H204ZM217 44V43H216ZM215 44V45H216ZM221 44H223V43H221ZM253 44V43H252ZM264 44V43H263ZM98 45V44H97ZM128 45H130V44H128ZM151 45V44H150ZM163 45V44H162ZM184 45H186V44H184ZM183 44H182V46H184ZM189 45H190V43H189ZM229 45H230V42H229ZM228 45V47H231V46H229ZM250 45V44H249ZM256 45H258V44H256ZM92 46H94V45H92ZM131 46V45H130ZM129 46V47H130ZM142 46H144V45H142ZM145 46H147V45H145ZM149 46V45H148ZM152 46V45H151ZM154 46V45H153ZM166 48H169V46L167 45V42H166ZM177 46V47H178ZM187 46V45H186ZM217 46V45H216ZM237 46V45H236ZM243 46V45H242ZM254 46V45H253ZM263 46V45H262ZM261 46V47H262ZM90 47V46H89ZM98 47V46H97ZM139 47V46H138ZM155 47V46H154ZM158 47V46H157ZM160 47V46H159ZM170 47H172V46H170ZM175 49H176V47L175 46H173ZM223 48L222 49H224V44H223V46H222ZM226 47V49H229V52H230V48H227V46H225ZM256 47V46H255ZM258 47H259V45H258ZM261 47H260V49H261ZM94 48V47H93ZM92 48V49H93ZM140 48V47H139ZM142 48V47H141ZM166 48H164V49H166ZM187 48V47H186ZM199 48V47H198ZM211 48V47H210ZM220 48V47H219ZM249 48V47H248ZM124 49V48H123ZM135 49V48H134ZM133 49V50H134ZM147 49V48H146ZM161 49H162V46H161ZM160 49V50H161ZM172 50H174L173 48H171ZM185 49V48H184ZM189 49V48H188ZM204 49V48H203ZM235 49V48H234ZM239 49V48H238ZM245 49V48H244ZM264 49V48H263ZM94 50V49H93ZM93 50H92V52H93ZM96 50V49H95ZM136 50H137V48H136ZM135 50V51H136ZM142 50V49H141ZM145 50V49H144ZM144 50H143V52H144ZM151 49L149 48L148 49V52L150 51ZM153 50V49H152ZM155 50V49H154ZM159 50V49H158ZM157 50V51H158ZM168 50V49H167ZM178 50H180V49H178ZM194 50V49H193ZM196 50V49H195ZM208 50H210V49H208ZM236 50V49H235ZM246 50V49H245ZM249 50V49H248ZM77 51V50H76ZM97 51V50H96ZM103 51H104V49H103ZM126 51V50H125ZM130 51V50H129ZM138 51H139V49H138ZM137 51V52H138ZM163 51V50H162ZM170 50H168V52H169ZM181 51H182V49H181ZM187 51V50H186ZM259 51V50H258ZM261 51V50H260ZM101 52V51H100ZM105 52V51H104ZM122 53H123V51H121ZM148 52H147V54H148ZM159 52V51H158ZM197 52V51H196ZM209 52V51H208ZM207 52V53H208ZM211 52V51H210ZM216 52V51H215ZM226 52V51H225ZM232 52H234V50L232 51ZM240 52V51H239ZM247 52V51H246ZM250 52H251V50H250ZM253 52V51H252ZM256 53H257V51H255ZM262 52H263V50H262ZM78 53V52H77ZM106 53H104V55L106 54ZM128 53V52H127ZM150 53V52H149ZM152 53V52H151ZM161 53V52H160ZM163 53V52H162ZM165 53V52H164ZM163 53V54H164ZM185 53V52H184ZM188 53V52H187ZM194 53V52H193ZM199 53V52H198ZM206 53V52H205ZM212 53V52H211ZM214 53V52H213ZM134 54H135V52H134ZM146 54V55H147ZM159 54V53H158ZM168 54V53H167ZM176 54V53H175ZM178 54H180V53H178ZM177 54V55H178ZM196 54V53H195ZM200 54V53H199ZM209 54V53H208ZM220 54V53H219ZM219 54H217V55H219ZM236 55L238 54V53H235ZM264 54V53H263ZM123 55V54H122ZM128 55V54H127ZM145 54H144V56H146ZM150 55V54H149ZM173 55V53L171 54V56ZM184 55V54H183ZM187 55V54H186ZM210 55V54H209ZM213 55V54H212ZM223 55V54H222ZM240 55H241V53H240ZM242 55H244V54H242ZM257 55H259V54H257ZM262 55V54H261ZM89 57L90 59H88V63H87V61H85V59L83 58V57ZM99 57L101 56V55H98ZM97 56V57H98ZM119 56H120V54H119ZM118 56V57H119ZM129 56V55H128ZM165 56H166V54H165ZM164 56V57H165ZM187 56H189V55H187ZM211 56V55H210ZM209 56V57H210ZM221 56V55H220ZM228 56V55H227ZM230 56V55H229ZM251 56H253L252 54H251ZM263 56V55H262ZM107 57V56H106ZM105 57V58H106ZM108 57V58H109ZM127 57V56H126ZM139 57V56H138ZM141 57H143V56H141ZM152 57H155L154 55L152 56ZM160 58H161V55L159 56ZM169 57H170V55H169ZM175 57H178V56H175ZM181 57V56H180ZM186 57V56H185ZM222 57H224V56H222ZM231 57V56H230ZM257 57H259V56H257ZM257 57H256V59H257ZM101 58H102V56H101ZM104 58V57H103ZM104 58V59H105ZM116 58V57H115ZM114 58V59H115ZM125 58V56L123 57V61L122 62H124V59ZM131 58V57H130ZM172 58H174V57H172ZM212 58V57H211ZM215 58H216V56H215ZM215 58L214 59H212V62H213V60H215ZM221 58V57H220ZM262 58H264V57H262ZM110 59H112V58H110ZM113 59V60H114ZM128 59V58H127ZM140 59V58H139ZM148 59V58H147ZM156 59V58H155ZM176 59V58H175ZM181 59V58H180ZM207 59H208V57H207ZM233 59H235L234 57H233ZM255 59V58H254ZM255 59V60H256ZM90 60H91V62H90ZM95 60V59H94ZM103 60V59H102ZM101 60V61H102ZM106 60V59H105ZM143 60V59H142ZM142 60H140V61H142ZM159 60V59H158ZM157 60V61H158ZM189 60V59H188ZM198 60V59H197ZM219 60H221V62H222V59H219ZM226 60V59H225ZM228 60V59H227ZM240 60V59H239ZM239 60H237V61H239ZM241 60H243V59H241ZM244 60H246V59H244ZM243 60V61H244ZM254 60V61H255ZM258 60V59H257ZM256 60V61H257ZM107 61V60H106ZM106 61H104L103 60V64H104V62H106ZM111 61V60H110ZM114 61H116V59L114 60ZM113 61V62H114ZM137 61H139V60H137ZM156 61V62H157ZM175 61H177V59L175 60ZM182 61H183V59H182ZM193 61V60H192ZM195 61V60H194ZM199 61H200V59H199ZM199 61H196V62H198L199 63ZM205 61V60H204ZM209 61V60H208ZM217 61V60H216ZM248 61V60H247ZM253 61V62H254ZM264 61V60H263ZM46 62H48L49 63V66H51V67H58V69H59V67H61L62 69V71H60V72H58V71H55V70H53V69H51L50 71H51V73H46L45 71H41L42 70V68H43V64L45 63L46 64ZM125 62H127V61H125ZM143 62V61H142ZM161 62H163V61H161ZM178 62V61H177ZM180 62V61H179ZM201 62H203V61H201ZM232 62V61H231ZM250 62H251V59H250ZM259 62V61H258ZM262 62V59H261V61H260V63ZM78 64V66H79V69L77 70V72L75 73V76H74V74H73V76H69V74L67 73V71H68V69L72 66V64H73V66H74V64ZM109 63V62H108ZM107 63V64H108ZM121 63V62H120ZM153 63V62H152ZM152 63L150 62L149 63V65L151 66L152 65ZM182 63V62H181ZM210 63V62H209ZM209 63H208V65H209ZM223 63H225V61H223ZM223 63H221L220 65L222 66V64ZM235 63V62H234ZM239 63V62H238ZM249 63V62H248ZM71 64V65H70ZM87 64H89V66L87 65ZM114 64V63H113ZM125 64V63H124ZM139 65H140V63H138ZM143 64V63H142ZM154 64H155V62H154ZM191 64V63H190ZM192 64H194V63H192ZM227 64V63H226ZM229 64V63H228ZM233 64V63H232ZM241 64V63H240ZM246 64V63H245ZM263 64H264V62H263ZM69 65H70V67H69ZM105 65V64H104ZM139 65H138V67H139ZM143 65H145V64H143ZM147 65H148V63H147ZM161 65H162V63H161ZM168 65H170V64H168ZM182 65V64H181ZM183 65H184V63H183ZM187 65V64H186ZM189 65V64H188ZM204 65H205V63H204ZM211 65V64H210ZM252 65V64H251ZM251 65H249L248 64V66H251ZM255 65V64H254ZM256 65H258V64H256ZM256 65H255V67H256ZM260 65V64H259ZM122 66H123V63H122ZM136 66V65H135ZM163 66H165L164 65V63H163ZM192 66V65H191ZM194 66H195V64H194ZM200 66H202V65H199L198 67H200ZM216 66H217V63H216ZM230 66V65H229ZM232 66V65H231ZM253 66V65H252ZM105 67H106V65H105ZM118 67V66H117ZM119 67H121L120 65H119ZM127 66H125V68H126ZM177 67V66H176ZM197 67V66H196ZM196 67H194V68H196ZM198 67H197V69H198ZM208 67V66H207ZM212 67V66H211ZM235 66H232V68H234ZM237 67V66H236ZM245 67V66H244ZM255 67H251V68H253V69H255ZM257 67H259V66H257ZM75 68H77V67H75ZM164 68V67H163ZM175 68V67H174ZM182 68V67H181ZM191 68V67H190ZM222 68V67H221ZM231 68V67H230ZM229 68V69H230ZM237 68H240V66L239 67H237ZM243 68V67H242ZM46 69V68H45ZM56 69V68H55ZM135 69V68H134ZM133 69V71L135 72V70ZM138 69V68H137ZM136 69V70H137ZM141 69V68H140ZM160 69V68H159ZM166 69V68H165ZM175 69H177V68H175ZM202 69V68H201ZM208 69V68H207ZM206 69V70H207ZM218 70V68L217 67H215V70ZM224 69H226V68H224ZM236 69V68H235ZM245 69V68H244ZM106 70V69H105ZM121 70H123L122 68H121ZM170 70V69H169ZM172 70H174V69H172ZM196 70V69H195ZM222 70V69H221ZM234 70V69H233ZM125 71V70H124ZM123 71V72H124ZM130 71V70H129ZM157 71V70H156ZM155 71V73H158V72H156ZM162 71V70H161ZM179 71V70H178ZM182 71V70H181ZM184 72V75H185V70H183ZM198 71H199V69H198ZM220 71V70H219ZM225 71V70H224ZM127 72V71H126ZM137 72V71H136ZM160 72V71H159ZM180 72V71H179ZM178 72V73H179ZM190 72H191V70H190ZM203 72H205V71H203ZM209 72V71H208ZM211 72H212V70H211ZM215 72V71H214ZM222 72V71H221ZM229 72H231V70L229 71ZM236 72H239V69L236 71ZM235 72V73H236ZM242 72V71H241ZM246 72V71H245ZM256 72H258V71H256ZM255 72V73H256ZM125 73V72H124ZM130 73V72H129ZM128 73V74H129ZM164 73H166V71H164L163 70V72H161V73H158L156 76H155V78H154V81H155V83L157 84L158 83V79H159V77H160V75H163ZM216 73V72H215ZM218 74L220 73V72H217ZM216 73V74H217ZM226 73V72H225ZM66 74H68V75H66ZM70 74H72V73H70ZM180 74V73H179ZM191 74V73H190ZM194 74V73H193ZM192 74V75H193ZM197 74H198V72H197ZM196 74V75H197ZM203 74V73H202ZM215 74V75H216ZM217 74V76H219ZM244 74V73H243ZM247 74V73H246ZM246 74H245V76H246ZM257 74V73H256ZM264 74V73H263ZM42 75H43V77H42ZM175 75H177V74H175ZM180 75H182V74H180ZM201 75V74H200ZM199 75V76H200ZM230 75H231V73H230ZM238 75H239V73L237 74V77H238ZM241 75V74H240ZM249 74H247V76H248ZM254 75V74H253ZM252 75V76H253ZM131 76H133L132 74H131ZM164 76V75H163ZM168 76V75H167ZM187 76V75H186ZM199 76L197 75V77L199 78ZM202 76V75H201ZM209 76H211V75H209ZM235 76V75H234ZM233 76V77H234ZM259 76V75H258ZM258 76H257V78H258ZM169 77V76H168ZM173 77V76H172ZM181 77V76H180ZM179 77V78H180ZM194 77V76H193ZM197 77H195V78H197ZM203 77V76H202ZM214 77V76H213ZM216 77V76H215ZM214 77V78H215ZM227 77V76H226ZM241 77V76H240ZM129 78H130V76H129ZM174 78V77H173ZM188 78H190L189 77V75H188ZM201 78V77H200ZM199 78V79H200ZM209 79L210 78H212V76L211 77H208ZM221 78V82H222V78H223V76L222 77H220ZM229 78V77H228ZM235 78V77H234ZM233 78V79H234ZM243 78V77H242ZM254 78V77H253ZM264 78V77H263ZM153 79V78H152ZM163 80L164 79H166V77L165 78H162ZM170 79H171V76H170ZM169 79V80H170ZM176 79H177V77H176ZM181 79V78H180ZM182 79H183V75H182ZM181 79V80H182ZM202 79V78H201ZM205 79H207L206 77H205ZM218 79V78H217ZM248 79H250V78H248ZM255 79H256V75H255ZM128 80H130V79H128ZM145 80V79H144ZM151 80V79H150ZM162 80V81H163ZM167 80V79H166ZM203 80V79H202ZM210 80H212V79H210ZM213 80H215V79H213ZM227 81H228V79H226ZM225 80V81H226ZM236 80V79H235ZM238 80V79H237ZM240 80V79H239ZM246 79H244V82H246V84H248V82H249V80H248V82H247V80L245 81ZM258 80H259V78H258ZM257 80V81H258ZM1 81H4L5 83H6V86L3 84V82H1ZM159 81L161 82V80L159 79ZM172 81V80H171ZM182 81H184V80H182ZM187 81V80H186ZM196 81V80H195ZM199 81H201V80H199ZM208 81V80H207ZM231 81H232V78H231ZM230 80L228 81L229 83L231 82ZM253 81H254V79H253ZM252 81V82H253ZM256 81V80H255ZM254 81V82H255ZM263 81V80H262ZM163 82H165L166 83V81L164 80ZM188 82H190V84L191 83H193V82H191V81H188ZM197 82V81H196ZM214 82V81H213ZM235 82V81H234ZM239 82V81H238ZM238 82H236L237 84H235V83H233V84H235L234 86H233V88L235 87L236 88V85H238ZM244 82H243V84H244ZM251 82V83H252ZM261 82V81H260ZM260 82H259V84H260ZM80 83V84H79ZM143 83H145V82H143ZM167 83H169V82H167ZM181 83V82H180ZM184 83H186V82H184ZM198 83H200V82H198ZM201 83H204V86L206 85V83L205 82H201ZM208 83H210V82H207V84ZM225 83V82H224ZM250 83V82H249ZM250 83V84H251ZM257 83V82H256ZM66 84V83H65ZM64 84V85H65ZM177 84V83H176ZM183 84V83H182ZM189 84V83H188ZM215 84H216V82H215ZM215 84H214V86H215ZM232 84V85H233ZM255 84V83H254ZM258 84V85H259ZM61 85V84H60ZM63 85V86H64ZM68 85V84H67ZM67 85H65V86H67ZM78 85V86H77ZM144 85V84H143ZM146 85V84H145ZM158 85H159V83H158ZM161 85V84H160ZM170 85V84H169ZM169 85H167V86H169ZM200 85V84H199ZM198 85V86H199ZM202 85V84H201ZM200 85V87L201 88H203L202 86ZM239 85H241L240 83H239ZM245 85V84H244ZM256 85V84H255ZM261 85H262V83H261ZM20 86V87H19ZM105 86V87H106ZM114 86V85H113ZM132 87L133 86V84H128V85H126V89L125 88H123L121 91H120V96L119 97H121V99H124L125 97H127V95H128V87ZM190 86V85H189ZM207 86V85H206ZM210 86V85H209ZM221 86V85H220ZM242 86V85H241ZM240 86V87H241ZM247 86V85H246ZM250 86V85H249ZM69 87H71L70 85H69ZM69 87H67L68 89H69ZM98 87V86H97ZM104 87V88H105ZM129 87V88H130ZM144 87V86H143ZM160 86H158V88H159ZM161 87H163L162 85H161ZM166 87V86H165ZM184 87V86H183ZM193 87V86H192ZM197 87V86H196ZM19 88V89H18ZM60 88V87H59ZM171 88V87H170ZM194 88H195V85H194ZM199 88V87H198ZM200 88V89H201ZM208 88V87H207ZM211 89H212V87H210ZM209 88V89H210ZM230 88V87H229ZM245 88V87H244ZM247 88H248V86H247ZM250 88V87H249ZM252 88H254V86L252 87ZM251 88V89H252ZM256 88H257V85H256ZM62 89V88H61ZM100 90H101V88H99ZM108 89H110V88H108ZM114 88H112V90H113ZM160 89H162V88H160ZM187 89V88H186ZM206 89V88H205ZM220 89V88H219ZM242 89V88H241ZM258 89V88H257ZM261 89V88H260ZM264 89V88H263ZM65 90V89H64ZM97 88L96 89H94V91H95V94L97 93ZM105 90V89H104ZM103 90V91H104ZM145 90H147V89H145ZM164 90V89H163ZM167 90H169V89H167ZM195 90H197L196 88H195ZM207 90V89H206ZM224 90V89H223ZM228 90V89H227ZM230 90V89H229ZM238 90H240V89H238ZM249 90V89H248ZM262 90V89H261ZM261 90H259L258 89V91H259V93L261 94V93H263L264 92V90H263V92H261ZM61 91V90H60ZM93 90H91V92H92ZM106 91H108V90H106ZM114 91H117V90H114ZM148 91V90H147ZM146 91V92H147ZM164 91H166V89L164 90ZM174 91V90H173ZM180 91V90H179ZM190 91H193V90H190ZM198 91V90H197ZM200 91H202V90H200ZM242 91V90H241ZM253 92V90H250V91H248V92ZM256 91V90H255ZM68 92V91H67ZM67 92H64L65 94L67 93ZM71 92V91H70ZM69 92V93H70ZM142 92H144L143 90H142ZM156 92V91H155ZM159 92L161 93V91L159 90ZM171 92V91H170ZM203 92H204V90H203ZM203 92L201 93V95L203 94ZM217 92H218V89H217ZM225 92H227V91H225ZM231 92H232V90L230 91V94H231ZM238 92V91H237ZM58 93H61V92H58ZM108 93H110V92H108ZM154 93V92H153ZM157 93V92H156ZM167 93H168V95H169V91H167ZM193 93H194V91H193ZM198 93V92H197ZM205 94L207 93V92H204ZM208 93H209V91H208ZM222 93V92H221ZM229 93V92H228ZM227 93V94H228ZM233 93V92H232ZM234 93H236V92H234ZM254 93V92H253ZM44 93H42V92H39V93H37L36 92V100L39 102V101H44V95H43ZM57 94V93H56ZM91 94V93H90ZM94 94V95H95ZM102 94V93H101ZM144 94H145V92H144ZM164 93H162V99H163V96L165 95H163ZM172 94V93H171ZM188 95H191L190 94V92L188 91V93H187ZM186 94V95H187ZM210 94V93H209ZM211 94H212V91H211ZM210 94V95H211ZM215 94V95H214ZM219 94V93H218ZM243 94V93H242ZM246 95H247V93H245ZM257 94V93H256ZM255 94V95H256ZM64 95V94H63ZM72 96H73V94H71ZM93 95V94H92ZM91 95V97L93 98V96ZM99 95V94H98ZM102 95H104V94H102ZM108 95V94H107ZM107 95H106V97H107ZM110 95V94H109ZM145 95H147V94H145ZM145 95H143V97L145 96ZM160 95V94H159ZM167 95V94H166ZM199 95V94H198ZM235 95V94H234ZM240 95V94H239ZM249 95V94H248ZM250 95H252V93L250 94ZM261 95H263V94H261ZM65 96H67V95H65ZM69 96V95H68ZM76 96V98H77V101H79V100H82V98L80 99L79 97H77V95H74V97ZM82 96V95H81ZM112 96V95H111ZM114 96V95H113ZM148 96V95H147ZM154 96V95H153ZM156 96V95H155ZM154 96V97H155ZM171 96V95H170ZM178 96V95H177ZM176 95H172V97L170 98V100L169 101H167V105H162L161 107H160V104L158 105L159 107H160V112L159 111H157V110H159V108H157V110H156V112L158 113H160V114H162V113H164L165 111V115H167V122L166 123H168V121L170 120V116H171V119L172 118H174V117H176V115H178V114H176L174 111H175V103H176V101H177V99L179 98V97H177ZM207 96V95H206ZM209 96V95H208ZM207 96V97H208ZM212 96H216V93H213V95ZM230 96V95H229ZM233 96V95H232ZM243 96V95H242ZM260 96V95H259ZM59 97V96H58ZM103 97V96H102ZM104 97H105V95H104ZM140 97V96H139ZM143 97H142V99H143ZM150 96H148V98H149ZM191 97H192V95H191ZM191 97H189V98H191ZM195 97V94H194V96H193V98ZM196 97H197V95H196ZM205 97V96H204ZM203 97V98H204ZM234 98H236V96H233ZM232 97V98H233ZM240 97V96H239ZM253 97H255V96H253ZM263 97V96H262ZM262 97H260V98H262ZM60 98H62V97H60ZM66 98V97H65ZM69 98V97H68ZM70 98H72V97H70ZM78 98H79V100H78ZM112 98V97H111ZM114 98V97H113ZM147 98V99H148ZM157 98V97H156ZM209 98V97H208ZM207 98V99H208ZM210 98H211V96H210ZM221 98V97H220ZM228 98V97H227ZM233 98V99H234ZM238 98V97H237ZM246 98L248 99H250V97H247L246 96ZM246 98H244V97H242L241 99H243V100H245ZM252 98V97H251ZM255 98H257V95H256V97ZM259 98V99H260ZM74 99V98H73ZM96 99V98H95ZM97 99H99L98 98V96H97ZM115 99V98H114ZM146 99V98H145ZM144 99V100H145ZM161 99V98H160ZM168 99V98H167ZM197 99V98H196ZM232 99V100H233ZM239 100H240V98H238ZM258 99V98H257ZM257 99H255V100H257ZM62 101H64V99L62 98L61 99ZM65 100H67V99H65ZM69 100V99H68ZM67 100V101H68ZM70 100H72V99H70ZM69 100V101H70ZM85 100H83V101H85ZM136 100V99H135ZM181 100V99H180ZM193 99H191V101H192ZM202 100H204V99H202ZM201 100V101H202ZM209 100V99H208ZM215 100V99H214ZM216 100H218V99H216ZM222 101L224 100V98H223V96H222V99H221ZM230 100H231V96H230ZM229 99H228V101H230ZM243 100H242V102H240L239 103V107H240V104L242 103L243 104ZM58 101V100H57ZM61 101V102H62ZM76 101V100H75ZM93 101V100H92ZM97 101V100H96ZM105 101H107V100H105ZM117 101V100H116ZM179 101V100H178ZM190 101V100H189ZM200 101V100H199ZM210 102H211V99L209 100ZM212 101H213V97H212ZM219 102H220V100H218ZM246 101V100H245ZM244 101V102H245ZM252 101V100H251ZM60 102V101H59ZM99 102V101H98ZM108 102V101H107ZM118 102V101H117ZM160 102H161V100H160ZM163 102V101H162ZM195 102V101H194ZM207 102V101H206ZM206 102H204L203 101V104L205 103V104H207ZM210 102H208V103H210ZM215 102V101H214ZM255 101H253L252 103H254ZM261 102V101H260ZM263 102V101H262ZM68 105H70V103H68V102H66ZM102 103H103V100H102ZM109 103V102H108ZM116 103V102H115ZM119 103V102H118ZM136 103H137V101H136ZM155 103V102H154ZM157 103V102H156ZM164 103V102H163ZM184 103V102H183ZM224 103H226V101L224 102ZM235 103H236V100H235ZM248 103V102H247ZM32 104V103H31ZM63 104V103H62ZM62 104L60 105V106H62ZM72 104V103H71ZM83 104V103H82ZM84 104H87V102L85 103L84 102ZM83 104V105H84ZM93 104H95V103H93ZM99 104V103H98ZM98 104L96 105V106H98ZM139 104V103H138ZM141 104V103H140ZM140 104H139V107H140ZM145 104V103H144ZM158 104V103H157ZM189 104V103H188ZM192 104V103H191ZM201 104H202V102H201ZM223 104V103H222ZM228 104V103H227ZM241 104V105H242ZM56 105H58L59 106V104L57 103ZM75 105H77V104H75ZM82 105V106H83ZM101 105V103L99 104V106ZM103 105H105L104 103H103ZM102 105V106H103ZM118 105V104H117ZM195 105V104H194ZM198 105V104H197ZM196 105V106H197ZM208 105V104H207ZM210 105V104H209ZM208 105V106H209ZM237 105H238V103H237ZM244 105V104H243ZM249 105V104H248ZM262 105H264L263 103H262ZM261 105V103H260V109H257V110H261L262 109V106ZM59 106V107H60ZM90 106H92V104H90ZM90 106H89V108H90ZM101 106V107H102ZM108 105H106V107H107ZM110 106V105H109ZM114 106V105H113ZM112 106V107H113ZM179 106V108L180 109H182V107H181V105L179 104L178 105ZM190 106V108H191V105H189ZM202 106V105H201ZM208 106H206V105H204V106H202V107H206V108H208ZM217 106V104H215V107ZM222 106V105H221ZM255 106V105H254ZM31 107V108H32ZM72 107V106H71ZM70 107V108H71ZM84 107V106H83ZM85 107H87V106H85ZM101 107L99 108L100 110H101ZM106 107H103L104 108V110H106L105 108ZM115 107V106H114ZM134 107H136V105L134 106ZM152 107V106H151ZM153 107H154V105H153ZM211 107V106H210ZM235 107H236V105H235ZM251 107H253V106H251ZM62 108H64V106H62ZM66 108V107H65ZM67 108H69V107H67ZM73 108H74V105H73ZM73 108H72V110H73ZM76 108V107H75ZM97 108V109H98ZM110 108H111V106H110ZM110 108H109V110H110ZM116 108V107H115ZM114 108V109H115ZM120 108H122V107H119V109ZM128 107H126L125 109H127ZM141 108V107H140ZM143 108H145V107H143ZM195 108H197V107H195ZM199 108V107H198ZM206 108H204V109H206ZM211 108H213V107H211ZM230 108V107H229ZM236 108H238V106L236 107ZM241 108V107H240ZM244 108V107H243ZM242 108V109H243ZM257 108V107H256ZM59 109V108H58ZM84 109H86V108H84ZM92 109V108H91ZM96 109V110H97ZM113 109V110H114ZM118 109V108H117ZM118 109V110H119ZM123 109V108H122ZM121 109V110H122ZM147 109V108H146ZM151 109L152 108H150V109H148V110H150L151 111ZM153 109H155V108H153ZM162 109V110H161ZM203 109V110H204ZM253 109H255V108H253ZM51 110V111H50ZM69 110V109H68ZM75 110V109H74ZM82 110V109H81ZM86 110H88V108L86 109ZM94 110V109H93ZM103 110V109H102ZM117 110V111H118ZM128 110H131V109H128ZM127 110V111H128ZM182 110H184V109H182ZM199 110V109H198ZM200 110H201V108H200ZM207 110V109H206ZM230 110H231V108H230ZM244 110V109H243ZM249 110H251V108L249 109ZM57 111V110H56ZM55 111V112H56ZM63 111V110H62ZM83 111H85V110H83ZM90 111V110H89ZM112 111V110H111ZM115 111V110H114ZM113 111V112H114ZM116 111V112H117ZM125 111V110H124ZM126 111V112H127ZM134 111V110H133ZM136 111V110H135ZM147 111V110H146ZM211 111V110H210ZM224 111H226V110H224ZM229 111V110H228ZM241 111V110H240ZM74 112V111H73ZM75 112H76V116H77V118L79 119V120H83V119H85L86 118V114H85V112H81L80 110H75ZM96 112V111H95ZM97 112H99V111H97ZM106 112V111H105ZM156 112H153V113H156ZM183 111H181V113H182ZM184 112H186V111H184ZM188 112V111H187ZM193 112H195V110L193 111ZM206 112V111H205ZM208 112V111H207ZM230 112H232V110L231 111H229L228 113H230ZM254 114H255V111H252ZM57 113V112H56ZM55 113V114H56ZM70 113H72V112H70ZM70 113H69V116L71 117V115H70ZM89 112H87V114H88ZM91 113H92V110H91ZM100 113H104V112H100ZM123 113V112H122ZM131 113H132V111H131ZM134 114H136V115H134L137 119H133V121H135V122H133V123H136V124H138V125H140L139 127H140V129L142 130V128L141 127H144L145 128V130L146 131H144V132H142L143 134L142 135H140L139 137L137 136V135H139V134H137V135H135V136H137L138 137V139H128V138H126L127 136L125 135V137L123 136H120L121 135V133L120 132H122V131H118L119 130V128L116 130V128H115V130H116V132L115 133H113L112 135L111 134H109V136L107 137L106 136V140L104 141V143L106 142H115V143H118V144H124V145H129V143L128 142H149V143H152V142H168L167 140H170L169 142H182L181 140L182 139H180V137H177V136H173L172 138H171V134H173L174 133V131H170L169 129H167L166 127H165V122H163V123H159L158 121L160 120L158 117H159V115L157 116V117H155V118H158V124H157V122L155 121V120H153V118H154V116H153V118H152V121L150 120V122H148V120H147V118H149V116L147 117V115L149 114V113H145V110H138L137 112H133ZM152 113V112H151ZM178 113V112H177ZM197 113V112H196ZM204 113V112H203ZM223 113V112H222ZM235 113V112H234ZM241 113H242V111H241ZM240 113V114H241ZM245 113V112H244ZM252 113V114H253ZM60 114V113H59ZM58 114V115H59ZM96 114V116H98V113H95ZM106 114H108V113H106ZM116 114L117 113H115V116H116ZM119 114V113H118ZM183 114V113H182ZM195 114V113H194ZM194 114H193V117H194ZM201 114H202V112H201ZM208 114H210V113H208ZM226 114H227V111H226ZM243 114V113H242ZM254 114H253V117H254ZM38 115H41L42 116V118H44V119H46L49 123H48V125H49V129H50V137L48 138V139H46L45 140V138H43V139H41L42 138V136L43 135H41L42 134V126L44 125L45 126V123H47V122H45V121H40L39 119V122H42V124H38L37 122V124L38 125H35L34 124V126L31 128V125H30V123H31V121H33V120H35L34 118V116H37L38 117ZM101 115V114H100ZM105 115V114H104ZM110 115V114H109ZM113 115V114H112ZM111 115V116H112ZM121 115V114H120ZM126 115V114H125ZM129 115H130V113H129ZM163 115L164 114H162V115H160V118H161V116L163 117ZM180 115V114H179ZM178 115V116H179ZM185 115H187L186 113H185ZM197 115V114H196ZM217 115V114H216ZM225 115V114H224ZM229 115V114H228ZM232 115V114H231ZM237 115H239V114H237ZM246 115V114H245ZM257 115V113L255 114V116ZM34 118H33V117ZM73 116H74V114H73ZM89 116V115H88ZM94 116V115H93ZM106 117H107V115H105ZM118 116V115H117ZM116 116V117H117ZM127 116H128V113H127ZM132 116V115H131ZM174 116V117H173ZM187 116H189V115H187ZM191 116H192V113H191ZM190 116V117H191ZM199 116H201L200 115V112H199ZM198 116V119H199V121L200 120H202V117H199ZM203 116V115H202ZM208 116V115H207ZM222 116H223V114H222ZM227 116V115H226ZM235 116H236V113H235ZM242 116V115H241ZM248 116H250V115H248ZM30 117H32L33 118V120H31V121H29L28 123H29V125H30V127H29V125H28V123L26 122L27 121V119L29 120V118ZM69 117V118H70ZM95 117V116H94ZM102 118H103V116H101ZM122 117V116H121ZM124 117V116H123ZM122 117V118H123ZM179 117H181V116H179ZM183 117V116H182ZM210 117V116H209ZM225 117V116H224ZM256 117H258V116H256ZM31 118V119H32ZM60 118V117H59ZM76 118V119H77ZM97 118V117H96ZM112 118V117H111ZM111 118H109L110 120H112ZM130 118V117H129ZM132 118H133V116H132ZM184 118H185V121H189L190 119H188L187 120V118H186V116H184ZM189 118V117H188ZM196 118V117H195ZM204 118H206V116L204 117ZM220 118V117H219ZM235 118V117H234ZM245 118H247V116L245 117ZM244 118V119H245ZM249 118H251V117H249ZM53 120H54V118H52ZM61 119V118H60ZM89 119V118H88ZM87 119V120H88ZM92 119V118H91ZM105 119V118H104ZM107 119V118H106ZM118 119V118H117ZM117 119L116 120H114V121H117ZM125 119V118H124ZM127 119V118H126ZM150 119V118H149ZM163 119L165 120V118L163 117ZM179 119V121H180V119L181 118H178ZM177 119V120H178ZM207 119V118H206ZM205 119V120H206ZM215 119V118H214ZM240 119V118H239ZM241 121H243V118L241 117ZM94 120V119H93ZM121 120V119H120ZM123 120V119H122ZM121 120V121H122ZM130 120V119H129ZM132 120V119H131ZM173 120V119H172ZM174 120H175V118H174ZM223 120V117H222V119L220 120V121H222ZM226 120V119H225ZM225 120H223V121H225ZM228 120V119H227ZM231 120H232V117H231ZM237 120V119H236ZM256 120V119H255ZM75 121H77V120H75ZM88 121H91L92 122V120H88ZM87 121V122H88ZM95 121V120H94ZM93 121V122H94ZM101 121V120H100ZM113 121V120H112ZM113 121V122H114ZM124 121V123H126L125 121H127V120H123ZM156 123H155V122ZM161 121H162V119H161ZM160 121V122H161ZM171 121V120H170ZM185 121L184 122H182V123H185ZM204 121V120H203ZM216 121V120H215ZM219 120H218V122H220ZM79 122V121H78ZM82 122V121H81ZM80 122V123H81ZM97 122H98V120H97ZM96 122V123H97ZM102 122V121H101ZM107 122H108V120H107ZM172 122H174V121H172ZM186 122V123H187ZM190 122V121H189ZM188 122V123H189ZM196 122H197V120H196ZM208 122V121H207ZM248 122V121H247ZM250 122V121H249ZM255 122V121H254ZM253 122V123H254ZM34 123V122H33ZM73 123V122H72ZM76 123V122H75ZM86 123V122H85ZM89 123V122H88ZM95 123V122H94ZM99 123V122H98ZM118 123V122H117ZM121 123V122H120ZM123 123V122H122ZM123 123V124H124ZM128 124L129 123H132L131 121L130 122H127ZM126 123V124H127ZM175 123H176V121H175ZM187 123V124H188ZM203 123V122H202ZM215 123V122H214ZM224 123V122H223ZM222 122H221V124H223ZM233 123V122H232ZM235 123V122H234ZM236 123H238V122H236ZM252 123V124H253ZM79 124V123H78ZM78 124H77V128H78ZM157 124V126L155 127V125ZM191 124H194V123H191ZM197 124H198V122H197ZM196 124V125H197ZM211 124H212V121H211ZM228 123L226 122L225 123V126L227 125ZM240 124H243V123H240ZM251 124V125H252ZM47 125V124H46ZM47 125V126H48ZM86 125H87V123H86ZM95 125H97V126H99L98 124H95ZM118 125V124H117ZM125 125V124H124ZM131 125V124H130ZM168 125V124H167ZM174 125V124H173ZM172 125V126H173ZM177 125L178 124H176L175 126H174V128H172L173 130L174 129H176L177 130ZM181 125V124H180ZM189 125H190V123H189ZM195 125V124H194ZM198 125H200V124H198ZM197 125V126H198ZM209 125V124H208ZM218 125H220V123H218ZM80 126V125H79ZM93 126V125H92ZM103 126V125H102ZM105 126V125H104ZM114 126H115V124H114ZM114 126L112 127V129L114 128ZM118 126H120V125H118ZM126 126V125H125ZM129 126V125H128ZM132 126V125H131ZM196 126V127H197ZM207 126V125H206ZM214 126H216L215 124H214ZM213 126V127H214ZM229 125H227V127H228ZM230 126H231V124H230ZM238 126V125H237ZM237 126H236V128H237ZM249 127H251L250 125H248ZM46 127V126H45ZM100 127V126H99ZM98 127V128H99ZM124 127V126H123ZM123 127H121V130H122V128ZM136 127V126H135ZM201 127V126H200ZM209 127V126H208ZM234 128H235V125L233 126ZM81 128H83V127H81ZM85 128V127H84ZM92 128V127H91ZM102 128H104V127H102ZM106 128V127H105ZM137 128V130H138V126L136 127ZM155 128H158V129H155ZM169 128H171V127H169ZM185 129H186V127H184ZM188 128V127H187ZM192 128L194 129V126H191L190 127V129L192 130ZM199 128V127H198ZM202 128V127H201ZM200 128V129H201ZM209 128H211V126L209 127ZM222 128H225V127H222ZM236 128H235V130H236ZM256 128V127H255ZM87 129V128H86ZM100 129V128H99ZM107 130H108V128H106ZM129 129V128H128ZM130 129H132V127L130 128ZM134 129V128H133ZM139 129V130H140ZM203 129V128H202ZM207 129V128H206ZM215 129V128H214ZM213 129V130H214ZM230 129H232V128H230ZM229 129V130H230ZM245 129H246V127H245ZM260 129V128H259ZM44 130V129H43ZM47 130V132L49 131L48 129H45V131ZM82 130V129H81ZM101 130H103V129H101ZM105 130V129H104ZM110 130V129H109ZM124 130V129H123ZM125 130H127L126 128H125ZM124 130V131H125ZM135 130V129H134ZM144 130V129H143ZM142 130V131H143ZM184 130V129H183ZM190 130V131H191ZM197 130V129H196ZM196 130H194V131H191V132H195ZM211 130V129H210ZM213 130H211V132H213ZM242 130V129H241ZM251 130V129H250ZM65 131H68V132H71V134L70 135H67L66 133H65ZM77 131V130H76ZM100 131V130H99ZM106 131V130H105ZM117 131L120 133V134H118L117 133ZM129 131V130H128ZM128 131H127V133H128ZM169 131V132H168ZM188 131V130H187ZM202 131V130H201ZM218 131V130H217ZM226 131H228V130H226ZM239 131V130H238ZM237 131V135H238V132ZM248 131V128H247V130H246V132ZM264 131V130H263ZM76 134H75V133ZM90 132H91V130H90ZM108 132V131H107ZM129 132H131V131H129ZM132 132H134L133 130H132ZM136 132V131H135ZM138 132V131H137ZM185 132V131H184ZM190 132V133H191ZM221 132H223V131H221ZM231 132V131H230ZM229 132V133H230ZM244 132V131H243ZM102 134H104V131L103 132H101ZM126 133V132H125ZM126 133V134H127ZM181 133H182V131H181ZM190 133H189V135H190ZM204 133L205 132H203V134H197L196 135V137L198 136H203L204 135ZM215 133H216V131H215ZM234 133V132H233ZM236 133V132H235ZM48 134V133H47ZM84 134V133H83ZM94 134V133H93ZM96 134H97V131H96ZM128 134H130V133H128ZM177 134V133H176ZM180 134V133H179ZM186 134V133H185ZM206 134V133H205ZM208 134H210L209 132H208ZM207 134V135H208ZM212 134V133H211ZM221 134V133H220ZM44 135L46 136V134L44 133ZM79 135V134H78ZM81 135V134H80ZM133 135V136H134ZM184 135V134H183ZM215 135V134H214ZM219 134H217V138L216 139H218V137H220V135L218 136ZM228 135V134H227ZM234 135H236V134H234ZM242 135H244V134H241V139H242ZM254 135H255V133H254ZM35 136L36 137H39V136H41L40 138H39V140H43V141H41V144L39 143L38 145H36V146H33V145H35L33 142L36 140V139H33V138H35ZM86 136V135H85ZM100 136V135H99ZM211 136V135H210ZM209 136V137H210ZM221 136H222V134H221ZM224 136H226V135H224L223 134V137ZM239 136V135H238ZM238 136H237V138H238ZM245 136V135H244ZM44 137V136H43ZM48 137V136H47ZM79 137H82V136H79ZM88 137V136H87ZM183 136H181V138H182ZM229 137H230V135H229ZM234 137V136H233ZM247 137V136H246ZM254 137V136H253ZM73 138V137H72ZM78 138V137H77ZM207 138V137H206ZM212 138V137H211ZM226 139L228 138V136H226L225 137ZM230 138H232V137H230ZM236 138V137H235ZM236 138V139H237ZM74 139H76V137L74 138ZM89 139H90V137H89ZM95 139V138H94ZM101 139V141H102V138H100ZM186 139V138H185ZM203 139V138H202ZM215 139V138H214ZM73 140V139H72ZM77 140V142L79 143V141H78V139H76ZM81 140H83L82 138H81ZM92 140V139H91ZM220 140V138L218 139V142H220L221 143V140H222V138H221V140ZM224 140V139H223ZM233 140H234V138H233ZM238 140V139H237ZM246 140H248V139H246ZM11 141H15V142H11ZM27 141V142H26ZM100 141V142H101ZM211 141V140H210ZM214 140L212 139V142H213ZM229 141H230V139H229ZM232 141V140H231ZM74 142V141H73ZM90 142V141H89ZM100 142H98V143H100ZM197 142V141H196ZM201 142V141H200ZM202 142H203V140H202ZM201 142V143H202ZM222 142H226V140H224V141H222ZM238 141H236L235 143H237ZM240 142H241V140L239 141V144H240ZM243 142V141H242ZM69 143V142H68ZM84 143V142H83ZM105 143V144H106ZM200 143V144H201ZM204 143H207V141H206V139H205V142ZM210 143V142H209ZM227 143V142H226ZM246 143V142H245ZM33 144V145H32ZM37 144V143H36ZM44 144H46V145H44ZM59 144L61 145V146H59ZM82 143L80 142V145H81ZM88 144V143H87ZM86 144V141H85V146H86V149H87V146L89 145H87ZM101 144H103V142L101 143ZM110 144H112V143H110ZM134 144V143H133ZM146 144V143H145ZM186 144V143H185ZM189 144V143H188ZM197 144V143H196ZM238 144V143H237ZM238 144V145H239ZM247 144V143H246ZM249 144V143H248ZM43 145V146H42ZM84 145V144H83ZM109 145V144H108ZM108 145H106V146H108ZM117 145V144H116ZM178 145H179V143H178ZM202 145H203V143H202ZM205 145V144H204ZM215 146H219L218 144L216 145V143L214 144ZM228 145V144H227ZM226 145V146H227ZM236 145V144H235ZM238 145H236V146H238ZM243 146H244V144H242ZM66 146H67V144H66ZM85 146H84V148H85ZM96 146H97V144H96ZM105 146V147H106ZM135 146V145H134ZM160 146V145H159ZM158 146V144L156 145V147H159ZM162 146H164L165 147V145H162ZM177 146V145H176ZM184 146V145H183ZM187 146V145H186ZM186 146H184V148L186 147ZM198 146H200L199 145V140H198ZM206 147H207V144L205 145ZM231 146V145H230ZM233 146V145H232ZM249 146V145H248ZM248 146H245V147H247L248 148ZM68 147V146H67ZM77 147H78V145H77ZM83 147V146H82ZM99 147V146H98ZM104 147V146H103ZM110 147V146H109ZM108 147V148H109ZM122 147V146H121ZM130 147V146H129ZM213 147V146H212ZM224 147V146H223ZM245 147H243V148H245ZM72 148V147H71ZM79 148V147H78ZM90 148V147H89ZM97 148V147H96ZM114 148V147H113ZM136 148V147H135ZM169 148V147H168ZM183 148V147H182ZM182 148H180V149H182ZM189 148H190V146H189ZM217 148V147H216ZM226 148V147H225ZM230 148V147H229ZM14 149H16V150H14ZM68 149H69V147H68ZM73 149H76L75 147L73 148ZM93 149V148H92ZM116 149H119V148H117L116 147ZM126 149H127V147H126ZM157 149V148H156ZM175 149H177V148H175ZM175 149H174V151H175ZM203 149V148H202ZM207 149V148H206ZM218 149V148H217ZM220 149V148H219ZM240 147H239V151H240ZM12 150H10V151H12ZM102 150H103V148H102ZM106 150V149H105ZM110 150H114V149H110ZM124 150H125V148H124ZM127 150H129V149H127ZM163 150V149H162ZM166 150V149H165ZM173 150V149H172ZM201 150V149H200ZM209 150H211V148L210 149H208V151ZM226 150H228V148L226 149ZM230 150V149H229ZM231 150H232V148H231ZM230 150V151H231ZM236 150V149H235ZM71 151V150H70ZM91 151V150H90ZM158 151H159V149H158ZM190 151V150H189ZM203 151H204V149H203ZM207 150L205 151L206 152V154H208L207 152H208ZM214 151H215V149H214ZM221 151V150H220ZM234 151V150H233ZM243 151V150H242ZM18 152V153H17ZM74 152V151H73ZM86 152V151H85ZM121 152V151H120ZM170 152V151H169ZM177 152V151H176ZM176 152H175V154H176ZM209 152H211V151H209ZM235 152V151H234ZM244 152H245V149H244ZM244 152H243V154H244ZM63 153H65V152H63ZM79 153V152H78ZM88 153H89V151H88ZM99 153H100V150H99ZM102 153V152H101ZM105 153H106V151H105ZM104 153V154H105ZM110 153H111V151H110ZM113 153V152H112ZM115 153V152H114ZM113 153V154H114ZM131 153V152H130ZM143 153V152H142ZM191 153V152H190ZM204 153V152H203ZM216 153V152H215ZM220 153V152H219ZM221 153H223V152H221ZM239 153V152H238ZM238 153L236 154L237 156H238ZM67 154H68V152H67ZM81 154V153H80ZM86 155H87V153H85ZM103 154V153H102ZM107 154V153H106ZM163 154V153H162ZM187 154H189V152L187 153ZM187 154L186 155H184V156H186L187 157ZM192 154V153H191ZM200 154V153H199ZM199 154H197V155H199ZM205 153H204V156L206 155ZM211 154H213V152L211 153ZM211 154H209V155H211ZM217 154V153H216ZM70 154H68V156H69ZM84 155V154H83ZM89 155V154H88ZM90 155H92L93 156V154L91 153ZM119 155H120V153H119ZM127 155H129V154H127ZM181 155H183L182 153H181ZM180 155V156H181ZM194 155H196L195 153H194ZM203 155V154H202ZM220 155V154H219ZM230 155V154H229ZM79 156V155H78ZM95 156H100L99 158H101V154L100 155H95ZM94 156V157H95ZM110 156V155H109ZM131 156H133V155H131ZM146 156H148V153H145V155H142L141 157H142V159L143 158H145ZM165 156V155H164ZM164 156H162L163 158H164ZM175 156V155H174ZM176 156H178V155H176ZM200 156V155H199ZM198 156V157H199ZM203 156V157H204ZM220 156H222V155H220ZM225 156H227V154L225 155ZM16 157V156H15ZM58 157V156H57ZM56 157V158H57ZM66 157H67V155H66ZM74 157H75V155H74ZM77 157V156H76ZM82 157H84V156H82ZM118 157V156H117ZM166 157H167V159H169L168 157L169 156H167V154H166ZM182 157V156H181ZM180 157V158H181ZM196 157V156H195ZM198 157H197V159H198ZM202 156H200L199 158L200 159H202L203 158ZM212 157L213 156H211V160H212ZM230 157V156H229ZM244 157H245V155H244ZM51 158V157H50ZM63 158H65V157H63ZM90 158V157H89ZM96 158V157H95ZM94 158V159H95ZM98 158V157H97ZM104 158V157H103ZM109 158V157H108ZM111 158V157H110ZM113 158V157H112ZM120 158V157H119ZM126 160L124 161V159H121V160H123L125 163L127 162V158L126 157H124ZM161 158V157H160ZM175 158V157H174ZM219 158V157H218ZM231 158V157H230ZM52 159V158H51ZM81 158H79V160H80ZM105 159H106V157H105ZM171 159H173V158H171ZM170 159V160H171ZM196 159V160H197ZM199 159V160H200ZM224 159L226 160V158L224 157ZM228 159V158H227ZM236 159V158H235ZM239 159V158H238ZM241 159V158H240ZM48 160H50L49 158H48ZM47 160V161H48ZM67 160H68V158H67ZM71 160V159H70ZM84 160V159H83ZM90 160H92V159H90ZM96 160V159H95ZM100 160H102V158L101 159H99V161L98 162H100ZM217 160V159H216ZM216 160H214L213 162H217ZM231 160V159H230ZM229 160V161H230ZM51 161H53V160H51ZM57 161H58V159H57ZM78 161V160H77ZM105 161V160H104ZM117 161V160H116ZM167 161V160H166ZM193 161V160H192ZM206 161H207V158H206ZM232 161V160H231ZM68 162H71V161H69L68 160ZM67 162V163H68ZM73 162H75V161H73ZM79 162V161H78ZM107 162V161H106ZM118 162H119V164H122V163H120V159L118 160ZM165 162V161H164ZM168 162V161H167ZM172 162V161H171ZM196 162V161H195ZM194 162V163H195ZM198 162H203V161H197L196 163H198ZM212 162V163H213ZM226 162H228V161H226ZM234 162H236V161H234ZM47 163H49V161L47 162ZM61 163L62 162H60V165H61ZM66 163V162H65ZM75 163H77V162H75ZM87 163H90V161L89 162H87ZM117 163V162H116ZM154 163V162H153ZM169 163H170V161H169ZM168 163V164H169ZM179 163V162H178ZM178 163H176V164H178ZM181 163H183V162H181ZM212 163H210L211 165H212ZM220 163H222V162H219V164ZM224 163V162H223ZM222 163V164H223ZM6 164V163H5ZM50 164V168H51V163H49ZM63 164V163H62ZM73 164V163H72ZM79 163H77V165H78ZM97 164V163H96ZM100 164V163H99ZM107 163H105L103 166H105V175H104V177H103V179L105 180V183H108V185H107V187L110 185H112L111 184V182H113L114 183V181H111L110 182V179L108 180V178L112 175H114V173L117 171L115 168H116V166L114 165H112L111 163H108L107 165H106ZM118 164V163H117ZM130 164V163H129ZM159 164H161V163H159ZM173 164H174V162H173ZM180 164V163H179ZM199 164V163H198ZM216 164V163H215ZM217 164H218V162H217ZM226 164V163H225ZM54 165V164H53ZM59 165V164H58ZM58 165H57V167H58ZM59 165V166H60ZM65 165V164H64ZM75 166H76V164H74ZM73 165V166H74ZM82 165V164H81ZM136 165H137V167H135L134 165H133V163H132V166H134V174L135 175H138V174H142V173H144V175H145V178H146V176H148L147 174H149V170H150V167H152L153 165H149L148 163H147V161L145 162V160L143 159L142 161H141V165H138L137 163H136ZM154 165H157V164H155L154 163ZM163 165V164H162ZM186 165V164H185ZM54 166H56V165H54ZM53 166V167H54ZM67 166V165H66ZM101 166V165H100ZM102 166V167H103ZM120 166L122 167L123 166V164L122 165H119V169H120ZM158 166V165H157ZM161 166V165H160ZM166 166V165H165ZM164 166V167H165ZM181 166V165H180ZM192 166H194V167H196L195 165H192ZM217 166V165H216ZM232 166H233V164H232ZM5 167V166H4ZM12 167V166H11ZM47 167H48V165H47ZM78 167V166H77ZM85 167V166H84ZM92 167H94V169H95V165L93 166L92 165ZM118 167V166H117ZM127 167H129L128 165H127ZM173 167V166H172ZM171 167V164H170V168H172ZM190 166L188 165V167H187V169H191V168H189ZM210 167V166H209ZM219 167V166H218ZM223 167H225V166H223ZM222 167V168H223ZM58 168H61V167H58ZM63 169H62V171H61V173L60 174H63V173H68L67 171L69 170L68 168V170L67 169H65L64 167H62ZM79 168V167H78ZM77 168V169H78ZM131 168V167H130ZM157 168V167H156ZM161 168V167H160ZM169 168V169H170ZM184 168V167H183ZM258 168V167H257ZM257 168H255L256 170H257V174H259V172H258V170L260 169V167H259V169H257ZM53 169V168H52ZM122 169V168H121ZM121 169L120 170H118V171H121ZM129 169V168H128ZM133 169V168H132ZM131 169V171L133 172V170ZM152 169H153V167H152ZM167 169V168H166ZM174 169H175V167H174ZM178 169H180V168H178ZM185 169V168H184ZM186 169V171H188ZM207 169V168H206ZM209 169V168H208ZM214 169H215V167H214ZM238 169V168H237ZM252 169V168H251ZM9 170H11V169H9ZM76 170V169H75ZM74 170V171H75ZM82 170V169H81ZM84 170V169H83ZM127 170V169H126ZM163 170V169H162ZM236 170V169H235ZM256 170H254L255 172H256ZM25 171H26V169H25ZM49 171V170H48ZM47 171V172H48ZM73 171V173H75ZM80 171V170H79ZM78 171V172H79ZM118 171H117V173H118ZM131 171L129 170V173L131 174ZM184 171V170H183ZM190 171V170H189ZM220 171H221V169H220ZM226 171H228L227 169H226ZM231 171V170H230ZM238 171H239V169H238ZM252 171V170H251ZM250 171V172H251ZM262 171V170H261ZM45 172V171H44ZM83 172V171H82ZM104 172V171H103ZM127 172V171H126ZM153 172V171H152ZM161 171H159L158 172V174L160 173ZM191 172V171H190ZM193 172V171H192ZM213 174H214V172H213V170L211 171ZM240 172V171H239ZM255 172H254V174H255ZM0 173H1V171H0ZM4 173V172H3ZM59 173V172H58ZM72 173V172H71ZM88 173H91L89 170H88ZM92 173H93V171H92ZM102 173V172H101ZM100 173V174H101ZM116 173V174H117ZM128 173V172H127ZM151 173V172H150ZM236 173V172H235ZM235 173H232V174H235ZM253 173V172H252ZM46 174V176H47V173H45ZM45 174H44V176H45ZM50 174H51V171H50ZM59 174V175H60ZM81 174V173H80ZM84 174V173H83ZM94 174H95V172H94ZM157 174V173H156ZM155 174V175H156ZM161 174V173H160ZM186 174H187V172H186ZM198 174V173H197ZM227 174V173H226ZM225 174V175H226ZM5 175V174H4ZM57 175V174H56ZM68 175V174H67ZM71 175H75V174H71ZM86 175V174H85ZM119 175V174H118ZM125 175V174H124ZM127 175V174H126ZM132 175V174H131ZM134 175V177H136ZM153 175V174H152ZM190 175V174H189ZM188 175V176H189ZM207 175V174H206ZM206 175H204V176H206ZM243 175H244V173H243ZM2 175H0V177H1ZM36 176V175H35ZM58 176V175H57ZM78 176V175H77ZM84 176V175H83ZM100 176V175H99ZM103 176V175H102ZM105 176H106V178H105ZM115 176V175H114ZM119 176H122V175H119ZM154 176V175H153ZM161 176H162V174H161ZM166 176V175H165ZM184 176V175H183ZM182 175L181 176H179V177H183ZM192 176H193V174H192ZM192 176H189V177H192ZM203 176V175H202ZM226 176H231L233 179H235L236 177H233V175H226ZM240 176H242L241 174H240ZM245 176V175H244ZM249 176V175H248ZM247 175H246V177H248ZM250 176H252V174H250ZM249 176V177H250ZM254 176V175H253ZM41 177H42V173H41ZM48 177V176H47ZM56 177V176H55ZM75 177V176H74ZM108 177V178H107ZM123 177V176H122ZM130 177V176H129ZM142 177H143V175H142ZM179 177H178V179H179ZM230 177V180H231V182H232V178ZM2 178H3V176H2ZM31 178V177H30ZM36 178H37V176H36ZM40 178V177H39ZM51 178H53V177H51ZM57 178V177H56ZM61 178V177H60ZM65 178H67V177H65ZM70 178V177H69ZM76 178V177H75ZM78 178V177H77ZM80 178V177H79ZM81 178H82V174H81ZM86 179V182L87 183H92V186L94 185V183H95V179H97V178H95V175L93 176V175H89L88 177H85ZM101 178V177H100ZM118 178V177H117ZM125 177H123V179H124ZM127 178V177H126ZM137 178H139L138 176H137ZM144 178V179H145ZM157 178V177H156ZM156 178L155 179H152L153 181L155 180V182L157 181L156 180ZM203 178H205V177H203ZM228 178V177H227ZM251 178V177H250ZM6 179V178H5ZM44 179V178H43ZM49 179V178H48ZM59 179V178H58ZM73 179V178H72ZM147 179H149V178H147ZM167 179V178H166ZM178 179H176V180H178ZM184 179H186L185 177H184ZM11 180V179H10ZM39 180V179H38ZM37 180V181H38ZM42 180V179H41ZM78 180V179H77ZM116 180V179H115ZM129 180H131V179H129ZM141 180V179H140ZM150 180V179H149ZM173 180V179H172ZM175 180V181H176ZM187 180V179H186ZM189 180V179H188ZM191 180V179H190ZM189 180V181H190ZM3 181V180H2ZM5 181V180H4ZM12 181V180H11ZM40 181V180H39ZM47 181V180H46ZM69 181H71V179L69 180ZM120 181V180H119ZM127 181H128V178H127ZM132 181V183H135V181H137V180H135V181H133V180H131ZM160 181H161V179H160ZM160 181H158L159 183H160ZM164 181V180H163ZM163 181H161V182H163ZM168 181V180H167ZM171 181V180H170ZM170 181H168V182H170ZM195 181V180H194ZM246 179H245V177H238L237 179H236V181H233L232 183H233V187L234 188H236L237 190H239V191H242L243 190V187L246 185ZM32 182H34V181H32ZM40 182H43V181H40ZM49 182V181H48ZM60 182V181H59ZM62 182H63V180H62ZM73 182V181H72ZM71 182V183H72ZM76 182V181H75ZM101 182V181H100ZM122 182H123V180H122ZM129 182V181H128ZM127 182V183H128ZM148 182V181H147ZM157 182V183H158ZM165 182H166V180H165ZM179 182V181H178ZM187 182V181H186ZM186 182H184L185 184H186ZM197 182V181H196ZM198 182H199V180H198ZM10 183V182H9ZM47 183V182H46ZM54 183H55V178H54ZM68 183H70V182H68ZM78 183V182H77ZM82 183H84V182H82ZM86 183V184H87ZM104 183V182H103ZM116 183V182H115ZM118 183V182H117ZM158 183V185H156L157 187H158V189H159V185L161 184H159ZM174 183H176V182H174L173 181V185H174ZM180 183V182H179ZM216 183H217V181H216ZM21 184V183H20ZM35 184H36V182H35ZM45 184V183H44ZM48 184V183H47ZM62 184V183H61ZM73 184V183H72ZM102 184V183H101ZM119 184V183H118ZM118 184H115L116 186L118 185ZM124 184H126L125 182H124ZM138 184H139V182H136L133 186H135V185H137L138 186ZM168 184H171V182L170 183H168ZM178 184V183H177ZM182 184V183H181ZM185 184H183V185H185ZM188 184V183H187ZM211 184V183H210ZM1 185V184H0ZM9 185V184H8ZM22 185V184H21ZM41 185H43V184H41ZM53 185V184H52ZM57 185V184H56ZM60 185V184H59ZM65 185V184H64ZM75 185V184H74ZM83 185V184H82ZM85 185V184H84ZM83 185V186H84ZM89 185V184H88ZM98 185V184H97ZM104 185V184H103ZM114 185V184H113ZM130 186H131V182H130V184H129ZM151 185V184H150ZM154 185V184H153ZM162 185V184H161ZM172 185V184H171ZM169 186L168 188H170V187H172V186ZM202 185V184H201ZM204 185V184H203ZM202 185V186H203ZM208 185H209V183H208ZM12 186V185H11ZM25 186V185H24ZM31 186V185H30ZM32 186H33V184H32ZM35 186V185H34ZM44 187H45V185H43ZM49 186V185H48ZM62 186H63V184H62ZM68 186V185H67ZM106 186V185H105ZM121 187H122V185H120ZM125 186V185H124ZM130 186H129V189H130ZM133 186H131V187H133ZM137 186H136V188H137ZM140 186H141V184H140ZM162 186H164V185H162ZM161 186V188H164V187H162ZM166 186H168L167 184H166ZM179 186V185H178ZM178 186H177V188H178ZM224 186V185H223ZM228 186V185H227ZM6 187H8L7 185H6ZM21 187V186H20ZM36 187H37V185H36ZM55 187V186H54ZM70 187V186H69ZM87 187H89V186H87L86 185V188ZM95 187H96V185H95ZM94 187V188H95ZM98 187V186H97ZM115 187V186H114ZM113 187V188H114ZM151 186H147V188H150ZM154 187H155V185H154ZM154 187H152V188H154ZM157 187H155V188H157ZM175 187V186H174ZM192 187V186H191ZM225 187H226V185H225ZM225 187H224V189H225ZM9 188V187H8ZM14 188V187H13ZM24 188V187H23ZM22 188V189H23ZM40 188L41 187H39V190H40ZM46 188H47V186H46ZM52 188H53V186H52ZM57 188V187H56ZM63 188H66V186L65 187H63ZM62 188V189H63ZM74 188V187H73ZM80 189L81 188H83V187H79ZM89 188H91V186L89 187ZM109 188V187H108ZM112 188V189H113ZM117 188H119L120 190L122 189V188H120L119 186L117 187ZM125 188V187H124ZM135 188V187H134ZM140 188V187H139ZM160 188V190L162 191L163 189H161ZM165 188H167V187H165ZM167 188V189H168ZM226 188H228V187H226ZM6 189V188H5ZM5 189H0V208L2 207V206H6V205H10V207H11V205H12V203H13V205H15L16 206V208H17V206L19 205V204H21L20 203V201H21V199L22 198H24L25 197V195L24 196H21L18 192H19V189H18V191H12L11 190V188H10V190L13 192V193H10V194H8L7 195V191H5ZM33 189V188H32ZM35 189H37V188H35ZM34 189V190H35ZM58 189V188H57ZM72 189V188H71ZM76 189H78L77 187H76ZM84 189H85V187H84ZM97 189V188H96ZM98 189H100V188H98ZM101 189H103V188H101ZM110 189V188H109ZM132 190H134L133 188H131ZM173 189V188H172ZM183 189H185L184 187H183ZM182 189V190H183ZM244 189H245V187H244ZM14 190V189H13ZM21 190V189H20ZM56 190V189H55ZM61 190V189H60ZM68 190H70V189H68ZM89 190V189H88ZM91 190V189H90ZM90 190H89V192H90ZM119 190V191H120ZM124 190V189H123ZM123 190H121V191H123ZM136 190V189H135ZM134 190V191H135ZM153 190H156V189H153ZM153 190H152V192H153ZM203 190H205V189H203ZM226 190V189H225ZM263 190V189H262ZM22 191V190H21ZM20 191V192H21ZM25 191V190H24ZM23 191V192H24ZM29 191V190H28ZM30 191H31V189H30ZM57 191V190H56ZM72 191V190H71ZM70 191V192H71ZM78 191V190H77ZM92 191H93V189H92ZM101 191V190H100ZM109 191H111V190H109ZM130 191V190H129ZM134 191H133V194H135L134 193ZM141 191V189L139 190V192ZM147 191H148V189H147ZM163 191H165V189L163 190ZM167 191H170V190H167ZM172 191H175V189L174 190H172ZM192 191H194L195 192V190H192ZM231 191V190H230ZM243 191H245V190H243ZM264 191V190H263ZM33 192V191H32ZM53 192L54 191H52V194H53ZM63 192H65V191H63ZM67 192V195H68V191H66ZM69 192V193H70ZM73 192V191H72ZM71 192V193H72ZM99 191H97V193H98ZM104 191H101V193H103ZM117 191H115V193H116ZM142 192V191H141ZM140 192V193H141ZM144 192H146V191H144ZM157 192V191H156ZM190 192H191V190H190ZM217 192V191H216ZM221 192H222V190H221ZM223 192H225V191H223ZM235 192H236V190H235ZM42 193V192H41ZM51 193V192H50ZM56 193V192H55ZM61 193V192H60ZM77 193H79V192H77ZM108 193H112V192H108ZM107 193V194H108ZM124 194H127L128 195V193H127V191H126V193H125V191L123 192ZM149 193V192H148ZM147 193V194H148ZM153 193H155V192H153ZM152 193V194H153ZM165 192H163L162 194H164ZM172 193V192H171ZM178 192H176V194H177ZM180 193V192H179ZM193 193V192H192ZM215 193V192H214ZM228 193V192H227ZM226 193V194H227ZM234 193V192H233ZM252 193V194H251ZM251 193H248L247 194V196H246V201L247 202H245V204H246V206H245V208H246V211L248 212V211H252L254 208H260V205H261V199H259L260 201H257L256 200V195H255V193H253V192H251ZM26 194H28V193H26ZM29 194H31V193H29ZM35 194V193H34ZM57 194H58V192H57ZM63 194V193H62ZM66 194V193H65ZM80 195H81V193H79ZM94 195V197H95V191H94V193H93ZM103 194H105V192L103 193ZM120 194V193H119ZM137 194V193H136ZM135 194V195H136ZM142 194H143V192H142ZM147 194H143V195H145V198L146 197H148V196H146ZM156 194V193H155ZM160 194V193H159ZM158 194V195H159ZM169 194V192L168 193H166V195H168ZM173 194H175V193H173ZM191 194V193H190ZM216 194V196H218L217 195V193H215ZM215 194H213L212 193V195H215ZM19 195V196H18ZM23 195V194H22ZM36 195V194H35ZM34 195V196H35ZM69 195H71V194H69ZM68 195V196H69ZM76 195V194H75ZM79 195V196H80ZM87 195V194H86ZM98 195V194H97ZM100 195H102V194H100ZM116 195V194H115ZM141 195V194H140ZM149 195V194H148ZM161 195V194H160ZM185 195V194H184ZM189 195V194H188ZM192 195H195L194 193L192 194ZM30 197H31V195H29ZM39 195H37L36 197H38ZM47 196V195H46ZM45 196V197H46ZM60 196V195H59ZM63 196H64V194H63ZM63 196H62V198H63ZM92 196V195H91ZM103 196V195H102ZM106 196V195H105ZM110 196V195H109ZM109 196H107V197H109ZM118 196V195H117ZM116 196V197H117ZM152 196V195H151ZM157 196V195H156ZM181 196H183V195H181ZM209 196V195H208ZM208 196H206V197H208ZM224 196V195H223ZM27 197V196H26ZM30 197H29V199H30ZM40 197V196H39ZM42 197V196H41ZM44 197V198H45ZM54 197V196H53ZM72 197V196H71ZM74 197H76V196H74ZM73 197V198H74ZM93 197V198H94ZM98 197H100V196H98ZM111 197V196H110ZM116 197L115 198H113V199H116ZM122 197V196H121ZM125 197V196H124ZM132 197H134L135 198V196H132ZM131 197V198H132ZM137 197H138V199H139V201H140V198L141 197H139L138 195H137ZM173 197V196H172ZM175 197V196H174ZM178 197V196H177ZM188 197V196H187ZM190 197V196H189ZM200 197V196H199ZM28 198V197H27ZM32 198V197H31ZM47 198V197H46ZM48 198H49V196H48ZM56 198V197H55ZM60 198V197H59ZM67 198V197H66ZM69 198H70V196H69ZM76 198H78V195H77V197ZM80 198H82V197H80ZM101 198V197H100ZM133 198V199H134ZM144 198V199H145ZM151 198V197H150ZM153 198V197H152ZM161 198V197H160ZM179 198H180V196H179ZM204 198V197H203ZM222 198V197H221ZM223 198H225V197H223ZM227 198H229L228 197V195H227ZM231 198V197H230ZM28 199V200H29ZM50 199H52V198H50ZM64 199V201H65V197L63 198ZM72 199V198H71ZM85 199V198H84ZM83 199V200H84ZM90 199V197H88V200ZM122 199V198H121ZM120 199V200H121ZM157 199H158V197H157ZM164 199V198H163ZM177 199V198H176ZM200 199V198H199ZM202 199V198H201ZM206 199V198H205ZM204 199V200H205ZM218 199V198H217ZM233 199V198H232ZM24 200V199H23ZM36 200V199H35ZM42 200V199H41ZM52 200H54V199H52ZM60 200V199H59ZM70 200V199H69ZM76 200V199H75ZM87 200V199H86ZM91 201H92V199H90ZM97 200V199H96ZM103 200H104V198H103ZM107 200V199H106ZM135 200L137 201V198H135ZM135 200L133 201V203H135ZM147 200V199H146ZM154 200H155V198H154ZM154 200H152V201H154ZM179 200V199H178ZM216 200V199H215ZM221 200V199H220ZM263 200V199H262ZM30 201H31V199H30ZM45 201V200H44ZM61 201H62V199H61ZM67 201V200H66ZM71 201V200H70ZM72 201H73V199H72ZM79 201V200H78ZM85 201V200H84ZM122 201H123V199H122ZM152 201H151V203H152ZM157 201V200H156ZM159 201V200H158ZM213 201V200H212ZM218 201V200H217ZM32 202V201H31ZM36 202V201H35ZM49 201H47V203H48ZM56 202H58L57 200H56ZM75 202V201H74ZM73 202V203H74ZM86 202V201H85ZM93 202L95 203V201L93 200ZM107 202V201H106ZM118 201H115V202H110V203H105L104 202V204H106L107 206H105V208H103V209H101L100 211H98V212H96V213H98V215H97V218L96 219H93L92 221H90L89 222V224H87V223H82L81 221H78V222H74L72 225H70V227H69V231L66 233V234H64V235H62L61 237H60V239L59 240H54V242L55 243H60L61 245L62 244H72L73 242H76V241H79L78 243L79 244H83V243H81V242H84L82 239H84V240H86V239H88L87 237H92L93 236V240H94V235H95V237L97 236V233L99 232V229L101 228V226H106V224H110V222H115V219L116 220H118V219H120L123 215V213H119V215L121 214L122 216L120 217V218H116L117 217V211L119 210V209H121V207H120V202L119 203H117ZM124 202V201H123ZM130 202H131V199L129 200V205H130ZM145 202V201H144ZM144 202L142 203V204H144ZM175 202V201H174ZM201 202V201H200ZM199 202V203H200ZM224 202V201H223ZM222 202V203H223ZM23 203H26V201L25 202H23ZM28 203V202H27ZM42 203V202H41ZM50 203V202H49ZM51 203H52V201H51ZM64 203V202H63ZM72 203V204H73ZM82 203H83V201H82ZM115 203H117L118 204V206H114L113 207V204H115ZM132 203V202H131ZM132 203V204H133ZM137 203V202H136ZM135 203V204H136ZM146 203H147V201H146ZM145 203V204H146ZM149 203V202H148ZM147 203V204H148ZM219 203V202H218ZM222 203H221V205H222ZM46 204V203H45ZM44 204V205H45ZM58 204V203H57ZM62 204V203H61ZM88 204V203H87ZM122 204V203H121ZM124 204V203H123ZM126 204V203H125ZM124 204V205H125ZM138 204V203H137ZM153 204H157V202H154ZM153 204H151V206L153 205ZM166 204H168L169 205V203H167L166 202ZM185 204V203H184ZM193 204V203H192ZM201 204V203H200ZM213 204V203H212ZM217 204V203H216ZM232 204V203H231ZM236 204V203H235ZM26 205V204H25ZM30 205V204H29ZM33 205V204H32ZM38 205V204H37ZM49 205V204H48ZM53 205H55V204H53ZM59 205V204H58ZM69 205V204H68ZM68 205H66V204H64V208H67V207H65V206H68ZM89 205H91V203H89ZM98 205V204H97ZM103 205V204H102ZM126 205H128V204H126ZM125 205V206H126ZM128 205V206H129ZM139 205V204H138ZM148 205H150V204H148ZM159 205H161V204H159ZM177 205V204H176ZM180 204H178V206H179ZM195 205V204H194ZM204 205V204H203ZM211 205V204H210ZM20 206V205H19ZM18 206V207H19ZM42 206V205H41ZM47 206V205H46ZM57 206V205H56ZM71 206V205H70ZM69 206V209L71 208ZM87 206V205H86ZM93 207L94 206H96V204L95 205H92ZM98 206H100V205H98ZM111 206L113 207V208H111ZM144 205H142V206H140V208L142 209V207H143ZM147 205H145V207H146ZM150 206V207H151ZM154 206V205H153ZM172 207H173V205H171ZM223 206V205H222ZM258 206V207H257ZM37 207V206H36ZM82 207V206H81ZM100 207H102V206H100ZM106 207H108V209L106 208ZM127 207V206H126ZM130 207H132V205L130 206ZM134 207H136V206H134ZM133 207V208H134ZM138 207V206H137ZM135 208V209H138V208ZM162 207H164V206H162ZM165 207H167V206H165ZM164 207V208H165ZM176 207V206H175ZM182 207V206H181ZM202 207V206H201ZM217 207H218V205H217ZM3 208V207H2ZM5 208V207H4ZM8 208H9V206H8ZM7 208V209H8ZM15 208V207H14ZM23 208V207H22ZM26 208H27V206H26ZM26 208H25V210H26ZM45 208V207H44ZM53 208V207H52ZM55 208V207H54ZM86 208V207H85ZM91 208V207H90ZM111 208V209H110ZM153 208V207H152ZM156 208V207H155ZM159 208H161V207H159ZM158 208V210H161V209H159ZM168 208V207H167ZM176 208H178V207H176ZM205 208H206V206H205ZM219 208H220V206H219ZM222 208V207H221ZM9 209H11V208H9ZM20 209V208H19ZM35 209V208H34ZM41 209H42V207H41ZM61 209V211L62 210H64V209H62V208H60ZM83 209V208H82ZM82 209H81V211H82ZM93 209V208H92ZM100 209V208H99ZM98 209V207H97V210H99ZM107 209V210H106ZM125 209V208H124ZM134 209V210H135ZM145 209V208H144ZM170 209V208H169ZM182 209V208H181ZM184 209V208H183ZM189 209V208H188ZM201 209V208H200ZM215 209V208H214ZM227 209V208H226ZM5 210V209H4ZM12 210V209H11ZM10 210V211H11ZM23 210V209H22ZM33 210V209H32ZM55 209H53L52 211H54ZM57 210H59V209H56L55 211H57ZM95 210V209H94ZM93 210V211H94ZM127 210V209H126ZM126 210H124L125 211V213L127 212ZM150 210V209H149ZM158 210H156L157 211V216L156 217H158V214L159 213H161L160 211H158ZM166 210V209H165ZM164 210V211H165ZM186 210V209H185ZM197 210V209H196ZM208 210V209H207ZM225 210V209H224ZM1 211V210H0ZM17 211V210H16ZM37 211V210H36ZM40 211V210H39ZM60 211V212H61ZM120 211H122V210H120ZM129 211V210H128ZM131 208H130V214H131ZM155 211V212H156ZM164 211H162V212H164ZM167 211V210H166ZM180 211V210H179ZM192 211V210H191ZM198 211V210H197ZM6 212V211H5ZM4 212V213H5ZM15 212V211H14ZM32 211L30 210V214H32L31 213ZM43 212V211H42ZM46 212H48V211H46ZM65 212V211H64ZM64 212H62V213H64ZM68 212V211H67ZM71 212V211H70ZM138 212H139V210H138ZM154 211H152V213H153ZM154 212V213H155ZM159 212V213H158ZM173 212V211H172ZM172 212L169 214L168 213V215H171L172 214ZM176 212V211H175ZM211 212V211H210ZM218 212V211H217ZM220 212V211H219ZM240 212H242V211H240ZM8 213V212H7ZM10 213V212H9ZM8 213V214H9ZM17 213H18V211H17ZM21 213H23V211L21 212ZM20 213V214H21ZM35 213V212H34ZM59 213V212H58ZM61 213V214H62ZM66 213V212H65ZM95 213V212H94ZM96 213H95V216H96ZM124 213V214H125ZM136 213V212H135ZM134 212H133V215L135 214ZM140 213V212H139ZM212 213V212H211ZM229 213V212H228ZM231 213V212H230ZM228 214V215H231V214ZM11 214V213H10ZM9 214V215H10ZM13 214V213H12ZM11 214V215H12ZM19 214V213H18ZM25 214V213H24ZM46 214V213H45ZM53 214H57V213H53ZM70 214V213H69ZM127 214V213H126ZM156 214V213H155ZM179 214V213H178ZM186 214V213H185ZM190 214V213H189ZM201 214H202V211H201ZM240 214V213H239ZM16 215V214H15ZM38 215V214H37ZM41 215V214H40ZM48 215H51V214H48ZM48 215H47V217H48ZM59 216H60V214H58ZM84 215V214H83ZM83 215H81V216H83ZM128 215H129V212H128ZM132 215V214H131ZM138 215V214H137ZM137 215H136V217H137ZM149 215H152L151 213L149 214ZM176 215V214H175ZM183 215V213H181V215L180 216H182ZM187 215V214H186ZM200 215V214H199ZM228 215H227V218H228ZM1 216V215H0ZM14 216V215H13ZM21 216H23V215H21ZM31 216V215H30ZM39 216V215H38ZM58 216V217H59ZM64 216V215H63ZM80 216V217H81ZM130 216V215H129ZM144 215H142V217H143ZM146 216H148V215H146ZM165 216V215H164ZM163 216V217H164ZM174 216V215H173ZM185 216V215H184ZM219 217L221 216V215H218ZM19 216H17V217H13V219H15V218H18ZM24 217V216H23ZM26 217V216H25ZM33 217L35 218V216L33 215ZM32 216H31V218H33ZM40 217V216H39ZM44 218H46L45 216H43ZM68 217V216H67ZM128 219H129V217L128 216H126ZM124 218L123 217V223H125V225H126V223L128 224V221L127 222H125V219H127V218ZM141 217V216H140ZM145 217V216H144ZM143 217V218H144ZM149 217V216H148ZM160 217V216H159ZM159 217H158V219H159ZM162 217V216H161ZM163 217H162V219H163ZM208 217V216H207ZM223 217H225V216H223ZM231 217H234V215H232ZM230 217V218H231ZM6 218V217H5ZM20 218V217H19ZM16 219L17 220V222H19L20 221V219ZM30 218V219H31ZM51 217L49 216V219L48 220H51L50 219ZM52 218H53V216H52ZM60 218H61V216H60ZM78 218V217H77ZM143 218H141V219H143ZM150 218V217H149ZM165 218V217H164ZM167 218V217H166ZM179 218V217H178ZM177 218V219H178ZM226 218V217H225ZM236 218V217H235ZM235 218H233L234 219V222H235ZM241 218V217H240ZM239 218V219H240ZM243 218V217H242ZM23 218H21V220H22ZM25 219V218H24ZM30 219H29V221H30ZM37 219V218H36ZM54 219H56V218H54ZM122 219V218H121ZM120 219V220H121ZM141 219H139L138 221L139 222H141L142 220ZM145 219V218H144ZM157 219V218H156ZM155 219V220H156ZM157 219V220H158ZM196 219H198V218H196ZM223 219V218H222ZM232 219V220H233ZM238 219V218H237ZM9 220V219H8ZM26 220H27V217H26ZM25 220V222H27ZM34 220V219H33ZM42 220H43V218H42ZM57 220H60V219H57ZM75 220H77V219H75ZM141 220V221H140ZM156 220V221H157ZM171 220V219H170ZM178 220H180V219H178ZM224 220V219H223ZM227 220V219H226ZM1 221V220H0ZM23 221V220H22ZM52 221V220H51ZM70 221H72V220H70ZM122 221V220H121ZM148 221H150V220H148ZM188 221V220H187ZM222 221V220H221ZM8 222V221H7ZM6 222V223H7ZM33 222V221H32ZM31 222V223H32ZM41 222V221H40ZM61 222V221H60ZM120 221L118 220V223H119ZM143 222V221H142ZM145 222H146V220H145ZM153 221H150V223H152ZM160 222V221H159ZM158 222V223H159ZM176 222V221H175ZM182 222V221H181ZM207 222V221H206ZM210 223H211V221H209ZM217 222V221H216ZM215 222V223H216ZM223 222V221H222ZM225 222V221H224ZM237 222V221H236ZM235 222V223H236ZM33 223H35V221L33 222ZM45 223V222H44ZM58 223V222H57ZM70 223V222H69ZM123 223H122V225H123ZM154 223V222H153ZM157 223V224H158ZM163 223V222H162ZM213 223V222H212ZM11 224H13L12 222L9 224H7L6 226H4V227H1L0 226V242H2V241H4V236H6L5 234H7V233H9V232H11V233H13V231H14V229L11 227V229H10V226H11ZM41 224V223H40ZM40 224H38V225H40ZM51 224V223H50ZM140 224H142V223H140ZM139 224V225H140ZM144 224V223H143ZM149 224V223H148ZM156 224V223H155ZM166 224H168V222L166 223ZM197 224V223H196ZM214 224V223H213ZM31 226L33 225V224H30ZM35 225V224H34ZM33 225V226H34ZM54 225V224H53ZM59 225H61L62 226V224H59ZM116 225L117 224H115V227H116ZM133 225V224H132ZM145 225V224H144ZM199 225V224H198ZM212 225V224H211ZM229 225V224H228ZM249 225V224H248ZM13 226V225H12ZM19 226V225H18ZM42 226V225H41ZM45 226V225H44ZM43 226V227H44ZM55 226V225H54ZM67 226V225H66ZM91 226V229H88L89 227ZM99 226H100V228H99ZM110 226V225H109ZM112 226H114V225H112ZM120 226H121V223H120ZM129 226V225H128ZM135 226H136V224H135ZM145 226H147V224L145 225ZM215 227H216V224L214 225ZM218 226V225H217ZM220 226V225H219ZM48 227H50V226H48ZM57 227H59V226H57ZM63 227V226H62ZM102 227V228H103ZM122 227V226H121ZM121 227H119L118 225H117V229L119 230V228H121ZM131 227V226H130ZM130 227H128V228H130ZM137 227H139L138 225H137ZM141 227V226H140ZM151 227V226H150ZM149 226H148V229L150 228ZM176 227H177V225H176ZM233 227V226H232ZM46 228H47V226H46ZM94 228H99L98 229V231H97V229L94 231L93 229ZM102 228H101V230H102ZM113 227H111V229H112ZM125 228H127V226H125ZM133 228V227H132ZM135 228V227H134ZM159 228V227H158ZM158 228H156V229H158ZM163 228V227H162ZM167 228V227H166ZM210 228V227H209ZM214 228V227H213ZM217 228V227H216ZM228 228V227H227ZM32 229V228H31ZM30 229V230H31ZM36 229V228H35ZM42 229V228H41ZM48 229V228H47ZM47 229H45V227H44V230H46V233L48 232L47 231ZM51 229V228H50ZM62 229V228H61ZM105 229V228H104ZM103 229V230H104ZM117 229L115 230V231H117ZM137 229V228H136ZM135 229V230H136ZM139 229H141V228H139ZM138 229V230H139ZM160 229V228H159ZM163 229H165V228H163ZM172 229V228H171ZM211 229H212V227H211ZM222 229H226V228H222ZM21 230V229H20ZM38 230H40V228L38 229ZM107 230H108V227H107ZM110 230V229H109ZM113 230V229H112ZM112 230H111V232H112ZM120 230H122V229H120ZM125 230V229H124ZM128 230V229H127ZM133 230V229H132ZM131 230V231H132ZM142 230H143V228H142ZM160 230H162V229H160ZM166 230V229H165ZM217 230V229H216ZM219 230V229H218ZM259 230V229H258ZM25 231V230H24ZM32 231V230H31ZM105 231V230H104ZM144 231V230H143ZM224 231V230H223ZM251 231H252V229H251ZM33 232V231H32ZM122 232V231H121ZM121 232H120V235H121ZM141 232V231H140ZM146 232V231H145ZM150 232H151V230H150ZM153 232H155V231H153ZM159 232V231H158ZM162 232V231H161ZM167 232V231H166ZM169 232V231H168ZM225 232V231H224ZM231 232V231H230ZM40 233H41V231H40ZM110 233V232H109ZM109 233H107L108 235H109ZM115 233V236H116V234H117V232H114ZM133 233H135L134 232V230H133ZM157 233V232H156ZM175 233V232H174ZM206 233V232H205ZM212 233V232H211ZM221 233V232H220ZM223 233V232H222ZM251 233V232H250ZM44 234H45V232H44ZM43 234V236H45ZM47 234H49V233H47ZM51 234H52V232H51ZM100 234H102V233H100ZM127 234V233H126ZM210 234V233H209ZM216 234V233H215ZM228 234V233H227ZM230 234V233H229ZM92 235V236H91ZM103 235H105V237H106V233L105 234H103ZM107 235V236H108ZM112 235V234H111ZM136 237H137V235L136 234H134ZM151 235H153V234H151ZM151 235H149L148 234V236L146 235V239L149 237V236H151ZM159 235H160V233H159ZM167 235V234H166ZM169 235H171V234H169ZM224 235V234H223ZM41 236V235H40ZM39 236V237H40ZM43 236H41V238L43 237ZM123 236V235H122ZM126 235L124 234V237H125ZM134 236V237H135ZM157 236H158V234H157ZM207 236V235H206ZM217 236V235H216ZM101 237V235L99 236V238ZM103 237L104 236H102V239H103ZM109 237V239H111L112 237L111 236H108ZM111 237V238H110ZM133 237V238H134ZM141 237H142V235H141ZM161 237H163V236H161ZM170 237V236H169ZM168 237V238H169ZM195 237V236H194ZM245 237H246V235H245ZM249 237V236H248ZM40 238V239H41ZM52 238V237H51ZM50 238V239H51ZM97 238H98V236H97ZM98 238V239H99ZM107 238V237H106ZM116 238V237H115ZM127 238V237H126ZM139 238V237H138ZM167 238V239H168ZM178 238V237H177ZM232 238V237H231ZM247 238V237H246ZM20 239V238H19ZM28 239V238H27ZM39 239V238H38ZM101 239V238H100ZM105 239V238H104ZM143 239H144V236H143ZM155 239V238H154ZM157 239V238H156ZM155 239V240H156ZM173 239V238H172ZM194 239V238H193ZM25 240H26V238H25ZM125 240V239H124ZM129 240V237L127 238V241ZM136 239H134V241H135ZM158 240V239H157ZM41 241V240H40ZM45 241H47V239L45 240ZM100 241V240H99ZM122 241V240H121ZM120 241V242H121ZM149 241V240H148ZM151 241H153L152 239H151ZM87 242H89V240L87 241ZM96 242H98V241H96ZM123 242V241H122ZM131 242V241H130ZM130 242H128V243H130ZM138 242H139V240H138ZM147 242V241H146ZM169 242H171V241H169ZM176 242V241H175ZM174 242V243H175ZM182 242H185V240H183ZM53 243V242H52ZM94 243V242H93ZM118 243V242H117ZM1 244V243H0ZM30 244H32V243H30ZM87 244V243H86ZM98 244H99V242H98ZM97 244V245H98ZM101 244H103V243H101L100 242V245ZM112 244V243H111ZM134 244V243H133ZM146 244V243H145ZM149 244V243H148ZM170 244V243H169ZM194 244V243H193ZM17 245V244H16ZM15 245V246H16ZM61 245H59V246H56L53 250H52V248L49 250V248L48 247H43L42 248V252H43V254L46 256V257H53V258H55V256H57L58 258L59 257H62V256H60L61 255V253L62 252H65V250H64V248L62 249L61 248ZM67 245V246H68ZM88 245V244H87ZM90 245V244H89ZM125 245V244H124ZM130 245H132V243L130 244ZM137 245V244H136ZM178 245V244H177ZM209 245V244H208ZM54 246V245H53ZM106 246H108L107 244H105V247ZM111 246H113V245H111ZM123 246V245H122ZM126 246V245H125ZM138 246H140V245H138ZM138 246H136L137 247V249H138ZM141 246H143L144 247V244L143 245H141ZM146 246V245H145ZM157 246H158V244H157ZM159 246H160V244H159ZM166 246V245H165ZM98 247V250H100L99 249V246H97ZM104 247V248H105ZM114 247H116L115 245H114ZM127 247V246H126ZM126 247H124L125 249H126ZM129 247V246H128ZM146 247H149V245L148 246H146ZM167 247V246H166ZM196 247V246H195ZM209 247V246H208ZM241 247V246H240ZM92 248V247H91ZM112 248V247H111ZM131 248H134V247H131L130 246V249ZM191 248V247H190ZM203 248V247H202ZM212 248V247H211ZM239 248V247H238ZM28 249V248H27ZM67 249H69V248H67ZM119 249H121V248H119ZM119 249H117V250H119ZM125 249H122V252L120 251V254L122 253L123 254V252L125 251ZM144 249V248H143ZM149 249V248H148ZM147 249V250H148ZM159 249V248H158ZM165 249V248H164ZM12 250V249H11ZM72 250V249H71ZM70 250V251H71ZM103 250V249H102ZM113 250V249H112ZM117 250H116V252H117ZM124 250V251H123ZM127 251H128V249H126ZM166 250V249H165ZM195 250V249H194ZM198 250V249H197ZM201 250V249H200ZM29 251V250H28ZM41 251V250H40ZM69 251V250H68ZM109 251V250H108ZM115 251V250H114ZM126 251V252H127ZM163 251V250H162ZM192 251V250H191ZM233 251V250H232ZM27 252V251H26ZM113 252V251H112ZM115 252V253H116ZM131 252V251H130ZM140 252H141V250H140ZM173 252V251H172ZM212 252V251H211ZM34 253V252H33ZM105 253V252H104ZM118 253H119V251H118ZM179 253H181V252H179ZM193 253V252H192ZM214 253V252H213ZM222 253V252H221ZM16 254V253H15ZM90 254V253H89ZM107 254V253H106ZM112 254V253H111ZM121 254V255H122ZM195 254V253H194ZM198 254V253H197ZM196 254V255H197ZM203 254V253H202ZM4 255V254H3ZM3 255L2 256H0V264H3V261L4 260H6L5 258L6 257H3ZM18 254H16V256H17ZM21 255V254H20ZM34 255V254H33ZM40 255V254H39ZM43 255V256H44ZM87 255V254H86ZM113 255V254H112ZM115 255V254H114ZM123 255H125V254H123ZM137 256H138V254H136ZM140 256H141V254H139ZM160 255H161V253H160ZM172 255V254H171ZM179 255V254H178ZM177 254H176V256H178ZM41 256V255H40ZM39 256V257H40ZM111 256V255H110ZM126 256V255H125ZM165 256V255H164ZM174 256V255H173ZM180 256H181V254H180ZM182 256H184V255H182ZM191 256V255H190ZM193 256V255H192ZM191 256V258H193ZM215 256H216V254H215ZM10 257V256H9ZM23 257V256H22ZM24 257H26V256H24ZM81 257V256H80ZM86 257V256H85ZM117 257V256H116ZM128 257V256H127ZM139 257V256H138ZM143 257H145V256H143ZM157 257V256H156ZM2 258H4V259H2ZM42 258V257H41ZM163 257H161V259H162ZM168 258V257H167ZM166 258V259H167ZM180 258V257H179ZM183 258V257H182ZM214 258V257H213ZM218 258V257H217ZM8 259V258H7ZM22 259V258H21ZM126 259V258H125ZM157 259V258H156ZM171 258L169 257L167 260H170ZM215 259V258H214ZM13 260H15V258H13ZM59 260V259H58ZM159 260H160V258H159ZM159 260H158V262H159ZM163 262H165V259L163 258ZM183 260V259H182ZM194 260V259H193ZM221 261H222V259H220ZM38 261H40L39 259H38ZM76 261H78V260H76ZM86 261V260H85ZM119 261V260H118ZM123 261H124V259H123ZM135 260H132V262L133 263H135V262H137V261H135ZM145 261V260H144ZM144 261H142V262H144ZM161 262H162V260H160ZM190 261H192V260H190ZM220 261V262H221ZM224 261V260H223ZM227 261V260H226ZM21 262V261H20ZM63 262H65V261H63ZM63 262L60 260V262H59V264H63ZM68 262H70V261H68ZM79 262V261H78ZM93 262V261H92ZM127 262V261H126ZM156 262H157V260H156ZM173 262V261H172ZM181 263H182V261H180ZM200 262V263H199ZM199 262H198V264H209V260H208V258H202L201 257V259L199 260ZM22 263H24V262H22ZM42 263V262H41ZM95 263V262H94ZM133 263H131V264H133ZM154 262H152V264H153ZM170 263V262H169ZM215 263H217V262H215ZM225 263V262H224ZM57 264V263H56ZM65 264V263H64ZM77 264V263H76ZM85 264H91V261H86V263ZM142 264V263H141ZM151 264V263H150ZM155 264H157V263H155ZM162 264V263H161ZM174 264V263H173ZM222 264V263H221Z\"/></svg>","mask_w":264,"mask_h":264}]
</instances>
